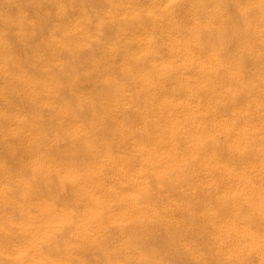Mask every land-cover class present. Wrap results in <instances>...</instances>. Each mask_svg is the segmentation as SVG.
I'll use <instances>...</instances> for the list:
<instances>
[{"label": "rangeland", "instance_id": "rangeland-1", "mask_svg": "<svg viewBox=\"0 0 264 264\" xmlns=\"http://www.w3.org/2000/svg\"><path fill=\"white\" fill-rule=\"evenodd\" d=\"M27 0H0V12H2L3 13V15H1V17H0V39L2 40V41H0V264H118L117 262H119V264L121 263V264H123L122 262H121V260L124 262L125 260H127V262H130V261H133V260H131L130 259V255L127 257V255L125 256L124 254L122 255V253H124V250L123 249H121V247L118 245V247H117V245L114 247L113 245L114 244H117V242H118V244L120 243V242H122V237L121 238H118V237H116V238H118V239H120V240H118V239H116V238H114L115 236H117L116 234H118L119 235V237L120 236H123L125 239H126V237L127 236H130L133 232H131L134 228H136V226H135V224H128L127 226H128V228L130 229V227H129V225H131L132 226V228L133 229H131L130 230V232H131V234H130V232H129V229H128V231H126V228H125V231H126V234L124 233L125 231H124V227L126 226L125 224H127V223H131V222H129L130 220L132 221L133 219H135V213H137V212H135L134 214V217L132 216L131 218H133V219H130L127 223L125 222V226L123 227L122 225L123 224H121L120 226L121 227H123V228H121L120 226H119V224L117 223V219H115L114 218V215H111V213H113V212H111L112 210L114 211L116 208H118L119 207V209L121 210L122 208H123V212H125V209L127 210V209H130V207H132L131 205H132V201H131V192L133 191V189H130L131 187L132 188H134V186L133 185H135V183H134V181H135V179H136V177L137 176H135V179H134V181H132V179H130L129 178V180H131L132 182H133V185H132V182L130 181V182H127V179H126V177H128V175L132 178V177H134L133 175L134 174H137V173H134L133 174V172H132V174H130L131 172H129V170H131V171H134V172H138L139 170H137L139 167H140V165H141V163H140V160H141V162H142V160L145 162V159L147 158V156H148V154H150L149 152L151 151V149H153L154 150V148H153V142H155V140H156V137H158V136H156L155 137V139H153L152 140V137L154 138V136H155V134L156 135H158V134H165V136L164 135H160L159 137V139L158 140H160L159 142H165V143H162V146H164L165 144V146L166 147H164V148H166L165 150H164V148H163V150L162 149H160L159 148V150H162L163 152H164V157L162 156V157H160V158H158L154 153L153 154H151L152 155V157H157L156 159H157V163L158 164H160V163H165L166 165L164 166L165 168H166V170H167V172H166V174H163V176L165 175V177H166V175H167V173H169V171H168V169L167 168H170L171 167V169L173 168V167H175V166H171V165H174V163L175 162H173V163H171L170 161H169V157H167L168 156V154H166V153H168V145L170 144V142H171V140L173 139V138H177L178 136H179V138L181 137V136H184V134H185V137L188 135V137H186V138H189V136L191 135V137L192 136H194L196 139H197V137H196V132L198 133V131L200 130V131H202V128H201V126L198 128L199 130L197 131V130H195V125L193 126L192 125V119H191V123H188L189 121L188 120H190V119H188L187 121V123L185 124V126H180L179 127V129H182V127H183V129H182V131H184L183 132V134H181V131H180V135L179 134H177L179 131V129L177 130V129H175V128H178V127H175L174 129H172L174 126H170V124H168L167 126H165V127H162L163 126V124H165L164 122H166V121H163V119L165 118V120H169V118H167V115H164L163 113H165V109L167 108H169V110L170 109H173V110H177L176 108H183V107H181V106H183V105H180L182 102H183V100H184V102H186L185 100H190L192 97L193 98H195V96H197L198 94V96H200V94H202V95H204L205 93L203 92V91H205L206 89H204L203 90V85L205 84V87L204 88H208L207 89V91H205L206 92V97L207 98H209V99H211L213 96V94H215V95H220L219 93H225L226 91V93H228L231 89L233 90L232 92L233 93H229V94H231V95H229L228 94V96H230V97H232V95H233V98H231V100L229 99V97L228 96H226L225 94H224V96H225V102H226V100L227 99H229V101L228 102H230V105H229V103H227V105H225L226 103H224L223 101L221 102V100L223 99V98H221V97H224V96H222V95H220V96H218V97H220L221 99H219V98H217L220 102H221V104L222 103H224V104H220V102H219V104L216 102V100H215V98H212V100L214 99V101H212V100H210L209 102H208V100H207V98L205 97V96H202L201 97V99L202 98H206V99H203L204 101H202V103L203 102H205V100H206V103H207V106H204L206 103H203V104H201V101H200V99H197L196 101L198 102V100H199V102H198V106H197V109H198V107L199 106H204V107H207V108H205L204 109V107H203V109L205 110H203L202 112L203 113H205V115L207 116V118H209V116H211L212 117V115L214 116L215 115V118L217 119V117L218 118H221V117H223V118H221V120L220 119H218L219 120V122H221V123H223L225 126L227 125V123H229V121H230V123H232V122H234L233 124H228V125H230V126H232V128L234 129V133L235 132H238L237 130H239V128L237 129L236 127H240V125H241V127H242V125H243V127L244 126H246L244 129H246L247 128V125H248V127L249 126H251V125H253V126H251V127H254V126H256L257 125V121L259 120V118H260V120L259 121H261L262 123H264V120H263V114L261 113V109L263 108L262 106V108L260 109V111H258L259 109L257 108L256 109V107L257 106H253V108H250V107H248L249 106V104H250V102L249 103H247L248 102V100L250 101V99H251V103L253 104V105H255L256 103L258 104V107H259V100H255L254 98H252V96L253 97H255V96H257V97H255L256 99L259 97V94H260V96H262V97H260V98H262V100L260 99V98H258V99H260V103H261V105L263 104V101H264V93H263V91H264V86L262 87V91H261V83L259 84L258 82H260V81H257L256 83L258 84V86H259V88L260 89H258V86L256 85V83H254L253 82V80L254 81H256V79H254L255 77H257L258 75H255V72L253 71V70H255V71H257L256 72V74L259 72V70H256L257 68L256 67H258L259 69H261L260 71H262L263 70V67H264V63L262 64L261 63V61H258V62H260V63H258L256 60H259L258 59V53H257V50H258V47H259V44H258V41L255 39L256 37H254V36H252V37H248L247 36V34L249 35V32L252 30V28H253V24H251V25H249L248 24V22L250 21V19H251V16L252 17H254L255 16V14H254V16L251 14L252 12L254 13V11H256V12H258V11H261V10H264V0H261V3H258L259 2V0H258V2H256V0L254 1V2H256V5H257V3L259 4V6L257 5H254L255 3H253L252 5L249 3L250 1L252 2V0H250L249 2H248V0H243V1H245V2H248V4H246L245 2H242V0L240 1V0H238V2H239V4H237L238 2H237V0H227L228 2L227 3H229V9H228V4H226V2H225V4L222 2V1H225V0H215L216 2L218 1L219 3H216L214 0H213V4H211L209 1H211L212 2V0H206V3L207 4H211L212 5V7L214 8V9H217V6H219L218 7V9L217 10H219L218 11V13L217 12H215V14H220V16L221 17H223V15H225L226 14V16L224 17V18H222V19H224V20H222L218 15H216V17L213 15V13H212V15L214 16V18L215 19H217L218 18V20L216 21V22H221V23H219L218 22V24H219V26H218V24L217 23H215V19L213 20V19H211L210 18V16H212V15H206V14H208V13H211V12H209V11H211L209 8L211 7V5H210V7L207 5L206 7H209L208 9H209V11H208V13L205 11V10H207V8L205 9V5H206V3L205 4H203L204 6H201L202 4H200L199 2H202L203 3V0L202 1H199V0H196L197 2H196V4H195V1L194 2H192L191 0H189L190 2H188V0H186V2L188 3H184V1H182L181 0V3L177 0V1H171L170 2V0H165V2H164V0H147L148 1V4L146 3L147 1L146 0H116V2H115V0H87V1H89L90 3H88L89 4V7H94L93 9L91 8V11H94L95 12V10L97 9V10H100V12L99 11H97V12H90L92 15H93V13H94V18H95V16L97 15V17L94 19L93 18V21H94V23H91L92 22V20L91 21H89L90 23H91V27H92V29L93 28H95V29H97V26L99 25L98 23H102V22H100L101 20L102 21H104L103 23L104 24H106V23H109L108 22V19L106 20V19H104L105 17L106 18H109V17H111V18H113L114 20L117 18V22L119 23H117V25L116 26H118L117 27V32L119 33V31H120V33H127V34H123V36H122V34H119V37L118 38H116V39H114V41H113V43L117 46V48H118V52L116 53L117 54V56H116V54L115 55H113V56H111V58H110V56H109V54L108 53H106V48H104V46L103 45H101V44H99V46L97 47L99 50H101V52L104 54V56H103V54L102 53H98L99 51L97 50V52L96 51H94V56H95V54H96V57H94L95 59H96V61L94 62V63H92V62H88V61H83V58L81 57V53H80V51L78 50V48L76 49L74 46H73V42L74 41H72V40H68V37H69V39H73V37H74V39L77 37V36H79V35H81L79 32H83V33H86V32H88L87 34H92V32L95 30V29H90L91 30V32H90V30H89V28L90 27H86L87 26V23L88 24H90L89 22H86V23H84V25H83V29H85V30H75V29H73L74 27V23L75 22H73V21H76V19L74 20L73 19V17L74 18H78L79 17V15L81 14L82 15V13L85 11L82 7L85 5V4H87V3H85L83 0H28L27 2H26ZM35 1V2H34ZM44 2L43 3V7H42V3H39V2ZM79 1H80V3H84V5L82 6H80L79 4ZM94 1V2H93ZM101 1V2H100ZM123 1L125 2V3H123ZM136 3H135V2ZM150 1V2H149ZM157 1H158V3H157ZM199 1V2H198ZM24 3V4H22V3ZM26 2V3H25ZM37 2H38V4H37ZM65 3V4H67L66 6H67V8L69 7L70 8V6H68L69 5V3H70V5L73 7V8H71V10L73 11V12H69L68 10L69 9H67V11L66 12H68L67 14H66V18L64 17V15H65V13L63 12V8L60 10V6L61 7H63V6H65L64 4H60V3ZM67 2V3H66ZM99 2V3H98ZM103 2V3H102ZM167 2H169V3H167ZM172 2H174V5L172 6V8L175 10V8L177 9V11H180L181 10V13H179V12H175L174 10L172 11H169L170 10V6L169 5H172L173 3ZM178 2L181 4H179V5H177L178 4ZM191 2L196 6H198V8H197V6H196V9H194L195 8V6H193L192 4H191ZM204 2H205V0H204ZM232 2V3H231ZM29 3V4H28ZM30 3L31 4H33L32 6L33 7H30ZM94 3V4H93ZM101 3V4H100ZM116 3V4H115ZM122 3V4H121ZM151 3V4H150ZM157 3V4H156ZM177 3V4H176ZM183 3L185 4V5H183ZM197 3H199V5L197 4ZM215 3L216 4H218L216 7H214L213 5H215ZM245 3V4H244ZM26 4H28V7H27V5ZM35 4L36 5H38V9L36 8V7H34L35 6ZM41 4V6L40 7H42L41 9H39L40 7H39V5ZM58 4L60 5L59 7H58ZM124 4V5H123ZM143 6H142V5ZM161 4V5H160ZM168 4V6H169V10H167L168 9V6L166 7V5ZM224 4V5H223ZM233 4H234V6L235 5H237V6H233ZM241 4H243V6L244 5H246V7H248V8H246L245 7V9L243 8V6L241 5ZM261 4V5H260ZM44 5H45V7H44ZM77 5V6H76ZM91 5V6H90ZM93 5V6H92ZM96 5V6H95ZM120 5H121V7H120ZM125 5H127V6H125ZM129 5V6H128ZM132 5V6H131ZM139 5L141 6V8L139 7ZM146 5H148L149 6V8H147V7H145ZM155 5H157V7L155 6ZM165 6V7H163V8H165V10L162 8H160L159 6ZM177 5V6H176ZM191 6L193 9H194V13H195V15H194V13L193 12H189V10H191V11H193L192 10V8L191 7H187V6ZM231 5V6H230ZM24 6V7H23ZM66 6L64 7V8H66ZM103 6L105 7V8H103ZM119 6V7H118ZM127 7V8H124V7ZM138 6V7H137ZM153 6V8H150V7H152ZM176 6V7H175ZM179 6V7H178ZM182 6V7H181ZM223 6V8H221ZM225 6V7H224ZM240 6H242V9L246 12V14L248 13L247 11H249V13H250V16H249V13H248V16H249V19L248 18H246L247 20H248V22L246 21V24H247V26H245V25H243V27L245 26V27H250V26H252V28H251V30L249 31L248 29L249 28H246L247 30H245L243 27L241 28V27H239V26H236L235 24H233L232 22H233V20H235V23L237 22V23H239V22H243V21H241L239 18H237L239 15V13H240V15H241V18L243 17L244 18V15L243 14H241L242 13V11L240 10V9H238L237 7H240ZM252 6H253V8H252ZM27 8V10H26V8ZM48 7V8H47ZM57 7H58V9L60 10V11H56V10H58L57 9ZM79 7V8H78ZM85 7V9H87V7H88V5H87V7H86V5L84 6ZM114 7H115V10L117 11V9H118V11L116 12L115 10H113L114 9ZM129 7V8H128ZM175 7V8H174ZM183 7H187L185 10H183L182 11V8ZM199 7H200V9H199ZM204 7V10H203V12L205 13L206 12V14L205 15H203V16H208V17H203L202 15H199V16H197L196 15V13H198V10L199 11H201L202 12V10H201V8H203ZM211 7V9L213 10V8ZM30 8V9H29ZM56 8V9H55ZM125 9V11H124V9ZM141 10H140V9ZM144 8V9H143ZM146 8V9H145ZM167 8V9H166ZM171 8V9H172ZM231 8L233 9V10H231ZM257 8H259V10L257 9ZM2 9V10H1ZM23 10V11H21V10ZM43 9H45L46 11H44ZM78 9V10H77ZM90 9V8H89ZM105 9V10H104ZM108 9V10H107ZM109 9H110V11H109ZM112 9V10H111ZM119 9H121V10H119ZM127 9H129V11L127 10ZM153 9V10H152ZM155 9V10H154ZM160 9V10H159ZM184 9V8H183ZM189 9V10H188ZM221 9H223V10H221ZM234 9H235V12H233L234 11ZM249 9V10H248ZM250 9H254V10H250ZM29 10V11H28ZM41 10L42 11H44V12H48V11H50V12H48L47 14L46 13H44L45 14V16L42 14V13H40L41 12ZM53 10H55V12H59L58 14H59V16H61L62 17V15H63V17H64V19H60L59 17H58V15H57V13L56 14H53V13H55V12H53ZM70 10V11H71ZM76 10V11H75ZM122 10H123V12H122ZM134 10H136V11H134ZM137 10H139V11H137ZM145 10V11H144ZM162 10V11H161ZM186 10H188V11H186ZM216 10V11H217ZM221 10V11H220ZM226 10V11H225ZM229 10H231V11H229ZM237 10H240V11H237ZM21 11V12H23L24 13V15L21 13V15H20V13L19 12ZM27 12L26 14H25V12ZM51 11H52V13H51ZM82 11V12H81ZM120 11H121V13L123 14H119L120 13ZM141 11H143L142 13H141ZM146 11H147V13H146ZM167 11H169V12H167ZM236 11H237V13H236ZM243 11V12H244ZM100 14H99V13ZM101 12H105V13H101ZM106 12H108V14L106 13ZM109 12H110V14H109ZM113 12V13H112ZM125 12V13H124ZM132 12V13H131ZM145 12V13H144ZM149 12V13H148ZM163 12V13H162ZM166 12V13H165ZM174 12V13H173ZM187 12L190 14V15H192V16H190L189 14H187ZM201 12H199L200 14H204V13H201ZM212 12H214V11H212ZM225 12H227V13H225ZM239 12V13H238ZM245 12H244V14H245ZM255 12V13H256ZM2 13H0V14H2ZM64 13V14H63ZM69 13H72V15L70 16V14ZM75 13V14H74ZM78 13V14H77ZM97 13V14H96ZM128 14V16H127V14ZM156 13V14H155ZM176 13V14H175ZM198 13V14H199ZM230 13V14H229ZM235 13L238 15H236L235 16ZM259 13V12H258ZM38 14H40V17L38 16ZM42 14V15H41ZM51 14V15H50ZM56 15L55 17L53 16V15ZM118 14V16L116 17V15ZM129 14H131L130 15V17H129ZM158 14V15H157ZM161 14H163V15H167V14H170V16L168 17V15L167 16H163V15H161ZM173 14H175L176 16L177 15H179V14H181V15H179L178 16V19L176 20L175 18H173ZM234 14V15H233ZM48 15H50V16H48ZM76 15V16H75ZM80 15V16H81ZM91 15V16H92ZM102 15H104V16H102ZM108 15V16H107ZM119 15H120V17H119ZM124 15H126V17L124 16ZM171 15H173V16H171ZM185 15H187V17L185 16ZM193 15L194 16H197L196 18H194L195 20L199 17V18H208V20H209V25H210V27L213 29V27H214V29H216V30H209L211 33L210 34H213V36H215V34H217V33H219V32H221L222 30H217V28H219V27H224L225 25H227V24H229V23H231V25L229 24V26L230 27H232L233 29L235 28V26H236V28H241V31H239V34H238V29L236 30V28L234 29L235 31H229V30H224V31H229V32H231V34L233 35V34H238L237 36L240 38V39H238V37H237V39L238 40H241L238 44L240 45V43L242 42H246V41H248V42H246V44L247 45H249V46H247L248 47V50H250L251 51V53L254 51L253 50V48H255V50L256 51H254V52H256V53H254V54H256L255 55V57L253 56L254 54L252 53V55H251V53L248 51V50H244V49H246V46H245V44L243 43V44H241L240 46L238 45V44H235V46L233 47V46H231L232 47V50H231V48H230V44L229 43H227V40H223V44L221 43L222 42V40H220L219 41V39L217 40L216 39V41H218V42H216L215 43V45L213 44L214 42H215V39L214 40H212V42L211 41H209V42H211L212 44L210 45V43H208L207 44V46H206V48L208 49V50H206V52L208 51V53H205V46L204 45H202V47H200L199 48V46L198 45H196V43H195V41H193L192 40V38L191 37H189V38H187L188 39V41H190V38H191V41H193L194 42V45L193 44H190V43H192V42H189V48L190 49H192V50H194L195 52H196V54H198V55H200L199 57L202 59L203 58V60L205 59V60H207L206 58H208L207 56H209V60L210 59H212V60H210V62H209V60H208V63H209V65H211V70H214V71H212V73H207V72H209V71H211V70H209V65L208 66H206V68L208 67V69L207 70H205L204 71V69H206L205 68V66H204V68L199 64V66H201V67H199L198 66V64H196L197 65V69H198V67H199V69L200 70H203L205 73H207V74H209V76H210V78H208L209 76H204L203 74H201L199 71V69L197 70L196 69V66H195V64L194 63H192L193 65H191L190 63H188V62H186L184 59H182V57L183 56H186V55H183V54H185V53H187L186 52V50L185 49H183V48H180V50H178L179 48H177V49H175V51L173 52V51H167V49H169V47H168V45H169V38H167V35H166V33L165 32H169V31H167L166 30V26H167V24H168V26H169V23H170V27L172 28L173 26H177V25H179L180 24V22H182V24L183 25H187V27L185 28V26H181V24H180V26H181V28H180V26L177 28V29H179V32L181 31L180 29H182V33L184 32L185 34L187 33V32H189L191 29H193L194 30V28L195 27H193L192 26V24L193 23H195V20L193 21V19H192V22H191V20H189V21H187L190 17L191 18H193ZM11 16V17H10ZM37 16H38V18H37ZM42 16V17H41ZM67 16H70L71 17V19H70V17L69 18H67ZM78 16V17H77ZM100 16V17H99ZM122 16V17H121ZM147 17V19H146V17ZM175 16V17H176ZM218 16V17H217ZM235 17V19H234V17ZM10 17V18H9ZM12 17H14L13 19H12ZM25 17V18H24ZM48 17H50V18H52V19H46V18ZM58 17V18H57ZM62 17V18H63ZM99 17V18H98ZM115 17V18H114ZM120 19H119V18ZM128 17V18H127ZM133 17V18H132ZM134 17H136V18H138V19H136V18H134ZM154 17H155V19H154ZM163 17V18H162ZM168 17V18H167ZM179 17L182 19V21H180V19H179ZM186 17V18H185ZM40 18H42L41 19V21L45 24V23H47L45 26H44V30H43V27H41L40 25H42L43 23L40 21ZM53 18H55V19H53ZM81 18V17H80ZM111 18H109V19H111ZM143 18V19H142ZM149 18V19H148ZM151 18H153V19H151ZM162 18V19H161ZM165 18H167L166 20H165ZM170 18V19H169ZM172 18V19H171ZM185 18V19H184ZM188 18V19H187ZM198 18V19H199ZM242 18V19H243ZM22 21H21V20ZM25 19V20H24ZM30 19V20H29ZM32 19V20H31ZM37 19V20H36ZM39 19V20H38ZM57 19V20H56ZM62 20V22L64 21V23H63V26L64 25H67L68 23H69V25L68 26H64V28H62L61 27V21H59V20ZM69 19V20H68ZM96 19H98L97 20V22H96ZM142 19V21H140V23H139V25H136L137 24V22H139L138 20H141ZM158 19V20H157ZM160 19H161V21H163L164 20V22L166 21V23H164L163 22V24L164 25H166L165 27H163V24L161 25V24H159V23H162L161 21H160ZM169 19V20H168ZM220 19L223 21V24H222V21H220ZM252 19H254V22H256V19L255 18H252ZM251 19V22L253 21ZM5 20V21H4ZM11 20V21H10ZM19 20L21 21V22H19ZM28 20V23L26 22ZM36 20V21H35ZM44 20V21H43ZM46 20V21H45ZM51 20V21H50ZM52 20H54L53 22H54V24L53 25H49L48 23H51L52 22ZM55 20L58 22H60V23H55ZM100 20V21H99ZM121 20V21H120ZM125 21L126 22V24H125V22L123 23V25H122V23L121 22H123V21ZM126 20H129L128 22H129V25L131 24V25H133V27L130 25H127L128 24V22L126 21ZM131 20H132V23H131ZM136 20V21H135ZM146 20H147V22H146ZM154 21L156 24H157V22H158V25H161L162 26V30H159V35H161L162 37H160L159 35H156V34H158L157 32L155 33V31H157V29H161V27L159 28L158 26H156L157 28L155 29V31H153L154 30V28H155V26L153 25V24H155L154 22H151V21ZM157 22H156V21ZM167 20H168V22H167ZM211 20V21H210ZM230 20H232V21H230ZM238 20H240V21H238ZM244 20V19H243ZM25 21V22H24ZM30 21H31V23H30ZM37 21H39V25H37ZM72 21V23H70ZM135 21V22H134ZM148 21H150V22H148ZM177 21H178V23H177ZM187 21V22H186ZM212 21H214L213 23H211ZM8 22H10V27L12 28H10L9 26H8V23L6 24V23ZM32 22H34V25H33V23ZM41 22V23H40ZM96 22V23H95ZM146 22V25L144 24ZM172 22H175L176 24L174 25V23H172ZM191 22V23H190ZM227 23V24H225V23ZM250 22V23H251ZM253 22V23H254ZM5 23V27H6V29H4V26H3V24ZM14 25V27L12 26V24ZM22 23V24H21ZM23 23H26V25L25 24H23ZM66 23V24H65ZM144 24V29H140L139 28V26L140 25H142L143 26V24ZM148 23V24H147ZM149 23H150V25H149ZM190 23V24H189ZM257 23V22H256ZM19 24V25H18ZM32 24V25H31ZM43 24V25H44ZM52 24V23H51ZM57 24V25H56ZM61 24V25H60ZM96 24H97V26H96ZM116 23H114V25H115ZM189 24V25H188ZM211 24H213V26L211 25ZM214 24H216V25H214ZM223 26H222V25ZM21 26V25H25L24 27L23 26H21L20 28H16L17 26ZM42 25V26H43ZM59 25V26H58ZM107 25H109V24H107ZM122 25V26H121ZM135 25V26H134ZM153 25V30L151 29V31H149L150 30V27ZM173 25V26H172ZM233 25H235L234 27H233ZM8 26V27H7ZM28 26V27H27ZM35 27V29H33L32 27ZM38 26H40L39 28H42V30H40L39 28H38ZM46 26L48 27L47 29H46ZM51 26V29L53 28V30H50L49 29V27ZM57 26H58V28H57ZM70 26V27H69ZM95 26V27H94ZM115 26V27H116ZM121 26V27H120ZM126 26H127V28H126ZM147 26H150L149 27V30L147 29L148 27ZM168 26H167V28H168ZM194 26H195V24H194ZM241 26V25H240ZM26 27V28H25ZM60 27L62 28L61 30H60ZM73 27V28H72ZM123 27V28H122ZM125 27V28H124ZM141 27V26H140ZM226 27V26H225ZM224 27V28H225ZM227 27H228V25H227ZM7 28H8V30H7ZM27 29L25 32H24V30L25 29ZM38 28V29H37ZM57 28V29H56ZM87 28V29H86ZM120 28H122V30L120 29ZM131 28V29H130ZM141 28H143V27H141ZM174 28V27H173ZM173 29V30H171L172 31V33L171 34H174V32H177L178 33V31H177V29ZM185 28V29H184ZM10 29V30H9ZM20 29V30H19ZM49 29V30H48ZM116 29V28H115ZM127 29V30H126ZM130 29V30H129ZM134 29V31L136 30V31H138L139 33H141V34H145L146 36H148V33H152V31H153V33L157 36V40H159L158 41V43H159V45H158V55H157V57H159V59L161 60V62L163 63V65H164V67H163V65H162V63L160 62V64L157 62V61H154V59H153V61L155 62V64H153V66L154 67H152V63H154L150 58H149V60H148V55H145L143 58L145 59V61H146V64H144L145 66H147V67H149L148 68V70L150 69V71L152 72V74H153V72H154V74H155V76L156 75H158L159 77H158V79L160 78V77H162V75L163 74H161V73H163V72H165V70H167L168 68H170L169 69V71L170 70H172V72L170 71V73H172V74H170V75H172V77L173 78H175V79H173L172 77H171V79L174 81H171V80H169L170 78H168V79H166L167 78V75H168V77L170 76L169 75V73H167L166 75H165V73H164V75H163V80H164V78H165V76H166V82L165 81H163L162 79H157V81H156V78H157V76L155 77V76H152L153 78H155V82H154V84H153V81L154 80H152L153 78H151L150 80L151 81H149V83H147L145 80H144V78H143V80H142V78L140 77L141 75L142 76H145V74L146 73H148L146 70V68L147 67H145L144 65H143V63L142 62H144L143 60V58H140V57H142V53H139V50H138V46H139V44H141V43H143L144 41H143V39L145 40L146 39V36L144 35H142L141 36V34H139L140 36H138L139 37V39H137L136 37V35L138 34V32H134V34H133V38L135 37V41H133L132 40V42L130 41L131 40V38H132V33L133 32H130V31H132ZM139 29V30H138ZM187 29H190V30H188V31H186ZM229 29V28H228ZM231 29V28H230ZM232 29V30H233ZM243 29V30H242ZM30 30V31H29ZM35 31V33L36 32H38L39 31V36L40 37H42V35L43 36H45V33L47 34L48 33V35H49V33H50V35L48 36V35H46V39L45 38H41L40 39V37L38 38V35H37V37L36 38H38L36 41L34 40V39H36V38H34V39H32L31 37H30V35L28 34V31L29 32H31V33H34L33 31ZM67 30V32H65ZM70 30V31H69ZM89 30V31H88ZM146 30V31H145ZM166 30V31H165ZM175 30V31H174ZM190 31L189 33L191 34L192 32H194V31ZM240 30V29H239ZM257 30V29H256ZM18 31H20V32H18ZM40 31H42V32H40ZM85 31V32H84ZM98 31V30H97ZM96 30L94 31L95 33L97 32ZM111 31V30H110ZM112 31H115V30H112ZM123 31V32H122ZM125 31V32H124ZM143 31V32H142ZM161 31V32H160ZM170 31V32H171ZM174 31V32H173ZM197 31V30H196ZM199 31H201V30H199ZM212 31H214V32H212ZM244 33H243V32ZM254 32H251L253 35H256V34H258V30L257 31H255V30H253ZM262 31H264V30H260V32H262ZM23 32H24V35L26 36H24V35H22L23 34ZM27 32V33H26ZM53 32H55L56 34L58 33V36H60L59 37V40H58V38H57V40H56V34H53ZM131 34H129V33ZM236 32V33H235ZM240 32H242L243 34H245L244 36H243V34L241 33V35H240ZM17 33V34H16ZM19 33H20V35H19ZM22 33V34H21ZM34 33V34H35ZM61 33V34H60ZM65 33V34H64ZM71 33V34H70ZM79 33V34H78ZM95 33H93V34H95ZM165 33V34H164ZM181 33V32H180ZM254 33H256V34H254ZM42 34V35H41ZM51 34H52V37H50L51 36ZM64 34V35H63ZM76 34V35H75ZM184 34V36H187V35H185ZM188 34V33H187ZM17 36V37H14V36ZM29 37H28V36ZM66 35V36H65ZM75 35V36H74ZM126 35H128V36H126ZM4 36H6V38L8 39L9 38V40H7V39H5V37ZM31 36H33V35H31ZM54 36V37H53ZM57 36V37H58ZM64 36V37H63ZM71 36V37H70ZM73 36V37H72ZM129 36H131V38L129 37ZM188 36H189V34H188ZM187 36V37H188ZM241 36V37H240ZM4 37V38H3ZM18 37H20V38H18ZM22 37H24V39L22 38ZM28 37V38H27ZM63 37V38H62ZM160 37V38H159ZM166 37V38H165ZM254 37V39H252ZM18 38V41L16 40ZM25 38H27V39H25ZM34 40V44H33V41L31 40ZM52 38H53V40H52ZM123 38V39H122ZM127 38H128V41H127ZM143 38V39H142ZM186 38V37H185ZM234 38H235V36H234ZM251 38V39H250ZM14 39V40H13ZM22 39V40H21ZM44 39V40H43ZM60 39H62L61 40V42H58V41H60ZM64 39V40H63ZM122 39V43L120 42V40ZM126 39V41H124ZM130 39V40H129ZM166 39V40H165ZM171 39V38H170ZM248 39V40H247ZM259 39V38H258ZM5 40V41H4ZM23 40H25V41H23ZM28 40H29V42H28ZM47 40V41H46ZM67 40V41H66ZM136 40H139V44L137 43L136 44V42H138V41H136ZM251 40V41H250ZM253 40V41H252ZM17 41V42H16ZM27 41V45H26V43H25V47H27V46H30L31 47V44H32V47H34V48H32V52H34L33 51V49L34 50H36L34 53H32L31 52V54H32V56L29 54V52L28 51H31V48L30 47H28L27 49H30V50H27L26 48H24L23 46H24V42H26ZM31 41V42H30ZM44 41H46V43L44 42ZM54 43H53V42ZM68 41H70V42H68ZM143 41V42H142ZM2 42V43H1ZM23 42V43H22ZM56 42H58V43H56ZM66 42V43H65ZM125 42V43H124ZM238 41L236 40V43H237ZM4 43V44H3ZM16 43H20V46H22V47H19V44L17 45ZM28 43H30V44H28ZM48 43V44H47ZM120 43H121V45H120ZM133 43H135V45H137L135 48H137V50L135 49H133L132 51L130 50V48L132 49V44ZM162 43V44H161ZM207 43V42H206ZM9 44V45H8ZM51 44V45H50ZM69 44V45H68ZM72 44V46H70ZM129 44H131V47L130 48H126V47H129ZM164 44H166V48L165 47H163V45ZM217 44H219L218 46H219V48H217ZM221 44H222V48H221ZM251 44L253 45V48H251L252 46H251ZM17 45V46H16ZM37 45V46H36ZM55 45V46H54ZM58 45H60L61 47H62V49H61V47L60 46H58ZM101 45V46H100ZM120 45V46H119ZM135 45H133V48H134V46ZM162 45V46H161ZM206 45V44H205ZM208 45H209V47H210V50H209V47H208ZM238 45V46H237ZM242 45H243V49L241 48L242 47ZM3 46V47H2ZM8 46V47H7ZM36 46V47H35ZM124 46H126V47H124ZM199 48H197V47ZM212 46H213V48H214V46L216 47V50L215 51H217V49H219L216 53H215V51L212 49ZM56 47V48H55ZM58 47V48H57ZM103 47V48H102ZM162 47V49H166V51L165 50H161V51H159V49ZM168 47V48H167ZM240 47V48H239ZM6 48V49H5ZM9 48V49H8ZM36 48V49H35ZM67 48V49H66ZM120 48H122V49H120ZM226 48V49H225ZM228 48H230L229 50H231V51H234V52H229V51H227L228 50ZM233 48H234V50H233ZM235 48H238V49H236L235 50ZM5 49V50H4ZM26 49V50H25ZM198 49V50H197ZM204 49V50H203ZM220 49H225V51L224 50H222V52H220ZM242 49V50H241ZM20 50V51H19ZM59 50V51H58ZM62 50H64L63 52H62ZM76 50H77V52H76ZM128 52H127V51ZM130 50V51H129ZM202 50V51H201ZM214 51V53L215 54H213V52H211L210 53V51ZM244 50V51H243ZM253 50V51H252ZM69 51V53L67 54V52ZM120 51V52H119ZM121 51H122V53H121ZM136 53H135V52ZM183 51H184V53H183ZM200 51V52H199ZM204 51V52H203ZM239 51V52H238ZM241 51H243V53L241 52ZM246 51H248L249 53H250V55L249 56H252L251 58H252V60H253V58H256V59H254L253 60V62H252V60H250L251 61V63H253L254 64V66H253V64H250V62H249V59H247V58H245L244 57V55L243 54H245L246 56H248V52H246ZM1 52H5L4 54H6L5 56H3L2 54L3 53H1ZM26 52H28V54L32 57V61H31V57L30 58H27V54H26ZM37 52V53H36ZM65 52V53H64ZM74 52V53H73ZM93 51H91L90 52V54L92 53ZM96 52V53H95ZM131 52V53H130ZM134 52V53H133ZM160 52V53H159ZM161 52H163V54L161 53ZM183 53V54H181V53ZM226 52H229V53H227V55L226 54H224V53H226ZM236 52H238V53H236ZM8 53V54H7ZM60 53H64L63 55L62 54H60ZM119 53V54H118ZM123 53H124V55H123ZM128 53V54H127ZM131 55H130V54ZM164 53H167V54H169L170 56L168 57V55L166 56ZM179 53H180V55H179ZM202 53H204V54H202ZM242 53V54H241ZM26 54V55H25ZM70 54H73V55H71L70 56ZM87 54L89 55V52H87ZM99 54V55H98ZM108 54V55H107ZM135 54V55H134ZM216 55V57H218V63L220 64V66L221 67H219L218 65V63H216L215 61H214V58H211V57H215V56H213V55ZM231 54V55H230ZM232 54H235V57H236V59L237 58H239V60L237 59V63L239 62V63H242V66H244V64H248V63H243V59H247L248 61L247 62H249V64L250 65H252V68H251V66H249L248 68H247V70H249V69H253V70H249V71H247L245 68H246V66L247 65H245L244 67L245 68H243L242 66V69L240 68V64H238L239 65V67H238V65L237 64H234V65H236V67L234 66V65H232V66H230L231 65V63L229 62V61H227V62H229V63H227L226 62V60L227 59H229L230 60V58H231V60L233 61V63H234V58L232 59V57L234 56V55H232ZM239 55V54H241V55H239V56H237V55ZM12 55V56H11ZM29 55H28V57H29ZM36 55H37V57H36ZM54 57H53V56ZM68 55H69V57H68ZM121 55H123L124 57H122ZM132 55H134V56H132ZM141 55V56H140ZM220 55L224 58V56L226 55L227 57H229V58H227V59H223L222 60V58H219L220 57ZM6 57L7 56V58H8V56H9V60L11 59V63L10 62H8V61H6V59L7 58H4V59H1V58H3V57ZM81 57V60H79V58ZM87 56V55H86ZM90 56V55H89ZM91 56H92V58H93V55L91 54ZM108 56V57H107ZM119 56V57H118ZM120 56H121V58H120ZM129 56H131V57H129ZM136 56V57H135ZM165 57L164 59L162 58V57ZM176 56H178V57H176ZM206 58H205V57ZM231 56V57H230ZM248 56V57H249ZM26 57V58H25ZM38 58V59H36V58ZM58 57V58H57ZM88 57V56H87ZM117 57V58H116ZM126 57H129L128 59L126 58ZM147 57V58H146ZM175 58V59H172V58ZM241 57V58H240ZM57 60H59V61H57ZM89 58V57H88ZM124 60H123V59ZM126 58V59H125ZM139 58H140V60H139ZM162 58V59H161ZM178 58V59H177ZM184 58V57H183ZM55 59V60H54ZM70 59V60H69ZM112 59V60H111ZM141 59H143V60H141ZM167 59V60H166ZM180 59H182V60H184L185 62H183L184 64L185 63H187L188 65L190 64V66H186V65H184L183 67H181L182 65L181 64H183L182 63V60H180ZM240 59H241V61H240ZM5 60V61H4ZM127 60V61H126ZM137 60V61H136ZM151 60V61H150ZM155 60H156V58H155ZM158 60V59H157ZM160 60H158V61H160ZM163 60V61H162ZM170 60H175V61H172V66H171V61ZM222 62H221V61ZM230 60V61H231ZM24 61L26 62V64H28V66L26 65V64H24L25 66H21L22 68L24 67L25 69H26V71H24L23 69H21L20 68V66L19 65H23V63H24ZM28 61V62H27ZM79 61V62H78ZM124 61V62H123ZM131 61H134V62H132L131 63ZM139 61V62H138ZM147 61H149V63H147ZM177 61V62H176ZM178 61H181V62H178ZM212 61V62H211ZM213 61H214V64H212L213 63ZM231 61V62H232ZM2 62V63H1ZM8 62V65H9V67L7 66V63ZM55 62V63H54ZM71 62H72V64H71ZM81 62V63H80ZM129 62H130V64H129ZM142 64H141V63ZM151 62V63H150ZM170 62V63H169ZM173 62H174V64H173ZM221 62V63H220ZM226 62V63H225ZM19 63V64H18ZM32 63V64H31ZM74 63H76L77 65H78V67L74 64ZM88 63H90V64H88ZM92 63V64H91ZM98 63V64H97ZM125 63H127V64H125ZM145 63V62H144ZM168 63H169V67L167 68V66H168ZM211 63V64H210ZM232 63V64H233ZM235 63H236V60H235ZM6 64V66H4ZM149 64V65H148ZM158 64V65H157ZM218 64V65H217ZM222 64V65H221ZM224 64V65H223ZM227 64H230V65H227ZM263 66H262V65ZM18 65V66H17ZM44 65V66H43ZM48 65V66H47ZM69 65H71V66H69ZM75 65V66H74ZM84 65V66H83ZM90 65V66H89ZM135 65V66H134ZM140 65H143V69H142V66H140ZM151 65V66H150ZM160 65V66H159ZM175 65V66H174ZM79 66H83L82 68L81 67H79ZM94 66V67H93ZM158 67V69H159V71H163V69L165 68V66H166V69H164V71L162 72H160V74L161 75H159L158 74V72L156 71L155 72V70L154 69H152V68H155L156 69V67ZM162 66V67H161ZM171 66V67H170ZM178 66L180 67V68H182V69H180V68H178ZM191 66H193L194 68V70H195V72H194V70L192 69V74H188V75H184V74H187L188 73V70L189 71H191ZM212 66H214L213 68H215L216 66H218V70H219V72H220V74L218 73V71L216 72L215 71V69H213L212 68ZM261 66H262V68H261ZM19 69H18V68ZM26 67H28V68H26ZM67 67V68H66ZM69 67V68H68ZM73 67V68H72ZM75 67H77V68H75ZM92 67V68H91ZM97 67V68H96ZM141 67V68H140ZM173 67V68H172ZM177 67V68H176ZM187 67V68H186ZM224 67V68H223ZM231 67L232 68H236V70L235 69H233V70H231ZM12 68V69H11ZM30 68V69H29ZM72 68V69H71ZM137 68H139V70L137 69ZM163 68V69H162ZM203 68V69H202ZM226 68H229V69H226ZM238 68H239V70H238ZM20 71V72H18L19 73V76H18V74H17V76H16V73L15 72H17L18 70ZM23 70V71H21V70ZM29 69V70H28ZM50 69V70H49ZM93 69V70H92ZM134 69V70H133ZM161 69V70H160ZM180 69V70H179ZM183 69H184V71H183ZM110 70H116V71H118V70H123V75H124V77L126 78L127 77V79L125 80L124 78H123V75L121 74V73H119L120 75L119 76H122V77H120L119 79H118V85L120 86V87H123L121 90V92H120V90H118V88L116 87V83L113 85V87H115V88H113L112 90H111V87H110V90H111V92L109 91V89L108 90H106L104 93H102V95L101 94H99L98 93V96L96 95L97 94V92H99L100 90H101V88H100V82L102 81V79H104L105 78V76H106V74L105 73H107L108 71H110ZM157 70V69H156ZM173 70H176V72L174 71L173 72ZM177 70H179V75L181 74L182 75V77H180L179 75L176 77V73L178 72ZM181 70H182V72H181ZM209 70V71H208ZM221 70H224V71H221ZM235 70V71H234ZM28 71V72H27ZM77 71V72H76ZM86 71V72H85ZM101 71V72H100ZM137 71H138V73H137ZM141 71V72H140ZM144 71V72H143ZM146 71V72H145ZM168 71V70H167ZM166 71V72H167ZM187 71V72H186ZM203 71H201V72H203ZM207 71V72H206ZM238 71L239 72H241V71H243L242 73H244V72H246L247 71V74H242L241 73V75H243V76H240V74L238 73ZM251 71L254 73V76H252L253 74L251 73ZM264 71V70H263ZM263 71L262 72H259L260 74H259V76L257 77V79L258 80H262V84H264V81H263V79H264V74H263ZM24 72V73H23ZM32 72H34V73H32ZM36 72L38 73L37 75H35L34 76V74H36ZM64 72V73H63ZM79 72V73H78ZM105 72V73H104ZM129 72V73H128ZM134 72V74H132ZM143 72V73H142ZM150 72V73H151ZM184 72V73H183ZM197 72H199L203 77H201V76H199L200 74L199 73H197ZM218 73L217 74V79H219L220 78V76H221V78L220 79H222V80H219V82H220V84H222V85H220L219 84V86L220 87H222V86H225V87H223V88H225V89H223V88H219V86H217L218 84L217 83H219L217 80H214L213 82H212V79L211 78H214V79H216V76H215V74L214 73ZM222 72H224L223 74H222ZM236 72V73H235ZM250 72V73H249ZM15 73V75L14 76H16V78L17 77H20V79H18L19 80V82H18V80L15 78V77H13L12 75ZM26 73V74H25ZM62 73V74H61ZM145 73V74H144ZM194 73H195V75H194ZM232 73H233V75H232ZM263 75H262V74ZM25 74V75H24ZM27 74H29V76L30 77H27ZM46 74V75H45ZM50 74V75H49ZM54 74V75H53ZM105 74V75H104ZM126 74V75H125ZM129 74H131V75H129ZM140 74V75H139ZM149 74V73H148ZM153 74V75H154ZM196 74H199L198 76L196 75ZM206 74V75H207ZM212 74L215 76V77H212ZM228 74V75H227ZM238 74V75H237ZM251 74V75H250ZM49 75V76H48ZM192 75V76H191ZM223 75V76H222ZM231 75H232V77H234V78H232L231 77ZM237 75V77H235ZM246 75H248L250 78H251V82L252 83H254V84H252V86L250 85L251 84V82H249L250 80V78L248 77V81L245 79L244 80V78L245 77H247ZM262 75V76H261ZM59 76H61V77H59ZM74 76H75V78H74ZM129 76H130V78H129ZM131 76H133V77H131ZM139 76V77H138ZM189 76H190V78H189ZM224 76H227V77H224ZM44 77V78H43ZM73 77V78H72ZM179 77V78H178ZM186 77V79L184 80L183 78H185ZM197 79H195V78ZM219 77V78H218ZM228 77H229V79H230V82H228L227 81V79H228ZM241 77L243 78V81L241 80ZM254 77V78H253ZM30 78V79H29ZM31 78H32V80H33V82H31ZM38 78V79H37ZM52 78H54V80H52ZM140 78V79H139ZM192 78V79H191ZM225 78H227V79H225ZM260 78V79H259ZM262 78V79H261ZM15 79H16V81L17 82H15ZM47 79V80H46ZM48 79H50V81L48 80ZM101 79V80H100ZM132 79H135L134 80V83H133V80ZM208 79H210L211 80V82H210V80H208ZM235 79H237V81H235ZM21 80V81H20ZM52 80V81H51ZM59 80V81H58ZM82 80V81H81ZM130 80V81H129ZM137 80V81H136ZM178 80V81H177ZM186 80H188L189 82L188 83H191V84H193V83H197V82H199L200 80V82H203L204 83V81H208V82H206V83H204V84H200L199 85V83H198V88H196L194 85L193 86H191V85H188L186 82ZM202 80H204V81H202ZM233 80V81H232ZM23 81V82H22ZM26 81H28V82H26ZM30 81V82H29ZM54 81H56V82H54ZM65 81V82H64ZM140 83H139V82ZM163 81L164 82V84H162V86H161V89H162V87L163 86H165V85H167L166 87H164L163 89H162V91H163V93H159V91L158 90H161V89H159V87H160V83ZM171 81V82H170ZM176 81L177 82H181L180 84H185L184 86L183 85H178V83H176ZM191 81H193V82H191ZM195 81V82H194ZM216 81V82H215ZM235 81V82H234ZM239 81V87H240V84L241 83H246V85H244L243 84V86H242V84H241V86L244 88V90H248L249 88H248V86L247 85H250L252 88H253V85H254V88L253 89H251L250 88V90L249 91H251V92H249L250 94L249 95H251V93L252 92H254L255 91V87L257 88V93L256 92H254L255 94H258V95H251L249 98L248 97H246V98H248V100H246V99H244V100H246V102L244 101L243 102V98H245V95L244 94H242L243 92H244V90H243V92H242V90L241 91H238V88L237 87H235L238 83ZM242 81V82H241ZM4 82V83H3ZM26 82V83H25ZM49 82V83H48ZM54 84H53V83ZM60 83V85H59V83ZM157 82H159V84H157ZM162 82V83H163ZM183 82V83H182ZM223 82H224V84H223ZM225 82H227V83H225ZM233 82V83H232ZM241 82V83H240ZM249 82V83H248ZM27 83H28V86H26L27 85ZM30 83V84H29ZM33 84V87H32V84ZM43 83L45 84V86H43ZM62 83V84H61ZM73 83V84H72ZM132 85H131V84ZM139 83V84H138ZM151 83V84H150ZM166 83V84H165ZM176 83V84H175ZM216 83V84H215ZM232 83V84H231ZM41 86H40V85ZM52 84H53V86H54V88H53V86H52ZM153 84V85H152ZM155 84H157V86L155 85ZM209 86H208V85ZM210 84H211V86H212V89H211V87H210ZM214 84H215V87H214ZM227 84H229V85H227ZM143 85L145 86V87H143ZM151 85L152 86H154V87H151ZM187 85V86H186ZM228 87H230V88H228ZM232 85V86H231ZM235 85V86H234ZM50 86V87H49ZM63 86V87H62ZM68 88H67V87ZM139 88H138V87ZM148 86V87H147ZM172 86H174V87H172ZM181 86H183V88L185 87V88H187L189 91H191V89H192V91L190 92V94L188 95V91H187V89H181L180 87ZM188 86H190V88H188ZM200 86H202V89L200 88L199 89V87ZM32 87V88H31ZM49 87V88H48ZM57 87H58V90H57ZM69 87H70V89L72 88V90H70L69 89ZM126 87V88H125ZM133 87V88H132ZM142 87L143 88H145V89H142ZM151 87V88H150ZM171 87H172V89H171ZM179 87L180 89H178V90H182V94H180V92L178 91L176 94L174 93V90H176L177 91V88ZM217 87H218V89H222L221 91L220 90H218V92H216V90H217ZM233 87H235V88H233ZM241 87V88H242ZM48 88V89H47ZM56 88V89H55ZM153 88H155V89H157V90H154V91H152L153 90ZM166 88V89H165ZM169 88V90H167ZM176 88V89H175ZM215 88V89H214ZM227 88H228V90H227ZM240 88V89H241ZM248 88V89H247ZM28 89H30V90H28ZM67 89H69V90H67ZM124 89V90H123ZM125 89H127L126 91H125ZM133 89V90H132ZM135 89V90H134ZM137 89V90H136ZM147 89V90H146ZM171 89V90H170ZM239 89V90H240ZM10 90V91H9ZM47 90V91H46ZM55 90H57L56 92H55ZM82 90V91H81ZM131 90V91H130ZM144 90V91H143ZM149 90L151 91V93L149 92ZM165 90V91H164ZM169 92H167V91ZM196 90H198V92L196 91ZM225 90V91H224ZM235 90V91H234ZM130 91V93H128V92ZM137 91H139V92H137ZM143 91V92H142ZM146 91V92H145ZM157 91H158V93H157ZM187 91V96H185L184 94H185V92ZM193 91H196V93L197 94H195ZM214 91V92H213ZM220 91V92H219ZM30 92H35V93H30ZM44 92V93H43ZM53 92H54V94L55 93H57V95L55 94V95H53ZM61 92V93H60ZM126 92V93H125ZM140 92H141V94H143V95H141L140 94ZM161 92V91H160ZM175 94V96L173 95V93ZM259 92V93H258ZM260 92H262V94L260 93ZM28 93V94H27ZM36 93H38V94H36ZM120 93V94H119ZM133 93H135L134 95L135 96H137V98L133 95ZM145 93H147V94H151V96H150V94H149V97L147 96V94H145ZM155 93H156V96H155ZM179 93V94H178ZM192 93L193 94H195L194 96L192 95ZM208 93V94H207ZM209 93H210V95H209ZM64 94V95H63ZM81 96H80V95ZM105 94H106V98L104 99V97H105ZM107 94H108V96H107ZM138 94V95H137ZM154 94V97H156V98H154V97H152V95ZM162 94V95H161ZM164 94V95H163ZM245 94H247L246 92H245ZM29 95V96H28ZM30 95H31V97H32V99H31V97H30ZM44 95V96H43ZM45 95H47L46 97H45ZM63 95V97H60V96H62ZM96 95V96H95ZM145 95V97H148L149 99L151 98V99H153V102L151 103V100H150V103H151V105H150V103H149V101H147L148 103H146V104H149L150 106H148L147 108H153L152 109V112H150L149 113V110L151 111V109H148L147 111H146V105L144 106L143 104H145V102L144 103H141V100L143 99L144 101L145 100H148V99H145V97H143ZM181 95V96H180ZM183 95V96H182ZM236 95V96H235ZM238 95V96H237ZM241 95H244V97L243 96H241ZM37 96V97H36ZM53 96V97H55V98H51V97ZM89 96H90V98H89ZM102 96V97H101ZM113 98H115V99H113ZM133 96V97H132ZM141 98L142 97V99H140L139 97ZM161 96V97H160ZM179 96V97H178ZM185 96V97H184ZM197 96V97H198ZM212 96V97H211ZM240 96L242 97V98H240ZM247 96H248V94H247ZM40 97V98H39ZM60 99V101L59 100H57L58 98ZM109 97H110V99H109ZM119 97H124V98H119ZM129 97H130V99H129ZM158 97V98H157ZM167 97V98H166ZM182 97H184V98H182ZM211 97V98H210ZM228 97V98H227ZM36 99V100H34V99ZM39 98V99H38ZM65 98H67L66 99V101H65ZM74 98V99H73ZM79 98V99H78ZM89 98V99H88ZM95 98H97V99H99L98 101L96 100L95 101ZM119 99L118 101H117V103H119L118 104V106H117V103H115L116 102V100L117 99ZM170 100H169V99ZM180 98V99H179ZM190 98V99H189ZM199 98V97H198ZM235 98H236V100H235ZM38 99V100H37ZM44 99H46V100H44ZM49 99L51 100V99H53V100H51V101H54L55 102V105L54 104H52V103H54V102H52L51 103V101H49ZM77 99V101H75ZM94 99V100H93ZM100 99H102V100H100ZM121 99V100H120ZM123 99H125V101L123 100ZM139 99H140V101H139ZM156 99V101L158 100V101H160V104L159 103H156V101H154ZM183 99V100H182ZM254 99V100H253ZM29 100H34V102L37 104V103H39L40 102V105L38 104L37 106H38V109L36 108L37 106L35 105V106H33L34 108H31L32 107V104L34 103H32L31 101H29ZM48 100V101H47ZM59 101L58 103H57V101ZM62 100V101H61ZM70 100V101H69ZM104 100H106V101H104ZM107 100H109V101H107ZM122 100H123V102H122ZM133 100H135V102L133 101ZM138 100V101H137ZM180 100H182V101H180ZM28 101L29 102H31L32 104H30V109H32V111L30 110V109H28V107H27V105H29L28 104ZM38 101V102H37ZM65 101V102H64ZM71 101H74V102H72L71 103ZM100 101V102H99ZM130 101H131V103H130ZM173 101H175V102H173ZM180 101V102H179ZM238 101H242V103H241V105L243 106L244 104H245V106L247 107V108H245V106H244V110H247V111H244V110H242V109H240L239 108V106H241V105H238ZM253 101L255 102V103H253ZM262 101V102H261ZM42 102H44L43 104H42ZM62 102H64V104L62 103ZM70 102V103H69ZM101 104H99V103ZM108 102V103H107ZM113 102V103H112ZM130 105L131 104V106H126V104L127 103ZM143 102V101H142ZM167 102V103H166ZM177 102H179L178 104H177ZM187 102H189V101H187ZM212 102V106H209V103H211ZM215 102V104H213ZM232 102H234L235 103V105L234 104H231ZM27 103V104H26ZM34 103V104H35ZM48 103H50V105L52 104V105H54L55 107H54V109H52L53 111H51L50 113L49 112H47L48 110L50 111L51 109H50V107L52 106H48L49 104ZM68 103V104H67ZM74 103V104H73ZM79 103V104H78ZM91 103V104H90ZM104 103H106V104H104ZM122 103V104H121ZM125 103V104H124ZM139 103V104H138ZM165 103V104H164ZM172 103H175V104H172ZM244 103V104H243ZM26 104V105H25ZM33 104V105H34ZM48 104V105H47ZM63 104V105H62ZM73 104V107L71 106ZM93 104V105H92ZM134 104H136V105H134ZM138 104V105H137ZM158 104V106H156ZM162 104V105H161ZM166 104H167V107H166ZM195 103H193V105H194ZM201 104V105H200ZM240 104V103H239ZM252 104H250L251 106H252ZM256 104V105H257ZM3 105V106H2ZM41 105H43L44 107H42ZM47 105V106H46ZM58 105H59V107H58ZM77 105H80V106H77ZM86 105V106H85ZM107 105H109L110 106V108H108L109 106H107ZM114 105H116V106H114ZM123 105H125V106H123ZM142 107V105L146 108H144L145 109V112H146V114H147V112H148V114L146 115L145 113V115L146 116H148L149 115V119H150V121H148L149 119L148 118H146V116L145 117H141L142 115L144 116V114H143V112L142 113H140L141 111H143V109L140 107V106ZM153 105H154V107H153ZM172 105H174V107L175 106H177V107H175V109H174V107L172 106ZM196 105V104H195ZM194 105V106H195ZM213 105L215 106V107H219V108H216L215 109V107L214 108H212L213 107ZM219 105H221V106H219ZM233 107H232V106ZM23 106H24V108H23ZM40 106H41V108H40ZM65 106V108H63V107ZM89 107V109H88V107ZM99 108H98V107ZM100 106H102V107H100ZM104 106V107H103ZM113 106H114V108H113ZM169 106V107H168ZM172 106V107H171ZM179 106V107H178ZM224 106V107H223ZM236 107V109H237V106H238V109L236 110L235 109V107ZM26 107V108H25ZM69 107V108H68ZM82 107V108H81ZM86 107V108H85ZM117 107V108H116ZM126 107V108H125ZM135 107V108H134ZM137 107H139V110H138V108ZM157 107L159 108V109H157ZM228 107V108H227ZM231 107V108H230ZM21 108H23V109H21ZM40 108V109H39ZM45 108V109H44ZM46 108H48V109H46ZM52 108V107H51ZM101 108V109H100ZM104 108H105V110H104ZM141 108V109H140ZM162 108H163V110H162ZM194 108V107H193ZM192 108V109H193ZM200 109V112L199 113H202L201 112V110H202V108L201 107H199ZM212 108V109H211ZM223 108H225V110H223ZM229 108L230 109H233V111H234V113L232 112V110H231V112H232V114L233 115H235V113L237 112V113H239V114H242L241 116H242V122L245 120V116L247 117L248 115H249V113H250V115L249 116H251V112H253L252 113V117H256L255 115H257V117H259L260 115H263V116H260L259 118H255V119H258L256 122L255 121H253L254 119H252V121H251V118L252 117H247V119H246V121L248 120V119H250L249 121H247V123H245L244 124V122L241 124V120H239L240 119V115H238L239 117H237L236 118V116H237V114H236V116H235V120L234 119H230L231 117H234V116H230L231 115V112H230V110H229ZM20 109V110H19ZM25 109V110H24ZM30 110L29 111V114H28V110ZM34 109H37L38 110V112L40 113V116H39V114H38V117H43L42 118V120H43V122H41V123H39L40 121H42V120H40L38 123H37V119L35 118L36 116H37V114H36V112H34ZM41 109H43V110H47L46 111V113H45V111H41ZM68 109H72L71 111L70 110H68ZM101 111H100V110ZM117 109V110H116ZM122 109V110H121ZM123 109H125V110H123ZM132 109H133V112H135V113H132ZM134 109H135V111H134ZM167 109H166V114H168V116L170 117V114H174V112L175 111H173V110H171V111H169L168 113H167ZM184 109H186V108H184ZM192 109H191V111H192ZM209 109V110H208ZM250 109H252V110H255V111H252V110H250ZM23 112H25V111H27V113H22V111ZM41 112H43V113H41ZM79 110V111H78ZM90 110V111H89ZM95 111V112H92V111ZM103 110V111H102ZM109 110H110V112H109ZM131 110V111H130ZM137 110V111H136ZM141 110V111H140ZM158 110V111H157ZM160 110V111H159ZM162 110V111H161ZM194 110H195V108H194ZM199 110H196V115H199L198 113H197V111H199ZM210 110H212V111H210ZM229 110V114H228V111ZM238 110H242V111H244L243 113H245V114H243V113H240V111H238ZM250 110V112H248ZM18 111H20V112H18ZM65 111V112H64ZM68 111H70V113L68 112ZM75 111V112H74ZM83 111V112H82ZM86 111H87V113H86ZM112 111V112H111ZM113 111H115V116L114 115H112V114H114L113 113ZM117 111L119 112L118 114H117ZM128 111V112H127ZM139 111V112H138ZM155 111H157V112H155ZM178 112H179V110H177ZM180 111H182V109L180 110ZM208 111L209 112H211V114L210 113H208ZM221 111V112H220ZM224 111V112H223ZM225 111H226V113H225ZM260 112L259 114L257 113V112ZM31 112H34V114L33 113H31ZM37 112V113H38ZM62 112V113H61ZM79 112V113H78ZM85 112V113H84ZM89 112V113H88ZM90 112H91V114H90ZM124 112H126V113H124ZM131 112V113H130ZM137 112L138 113H140V114H142L141 116H140V118H139V114H137ZM154 112L156 113V115L157 114H162V115H157L158 117H156V119H154L152 116H153V114H154ZM177 112V113H178ZM185 112H187L186 110H185ZM219 112V116H221V117H219L218 116V113ZM247 112H248V115H246L247 114ZM254 112H256L255 113V115H254ZM262 112L264 113V109H262ZM49 113V114H48ZM66 113L68 114V115H70V116H68V115H66ZM93 113V114H92ZM122 114V117H121V114ZM128 113V114H127ZM151 113H152V115H151ZM177 113H175V114H177ZM202 113V114H203ZM207 113H208V115H207ZM214 113V114H213ZM216 113V114H215ZM223 113V115H221V114ZM21 114H23V115H27L28 116V119H27V117H26V119H27V121H32L31 119H33V117H34V119H33V122H35L36 121V123H28L27 121H25L24 119V122L23 123H21L20 121H22V118H24V117H22L21 116ZM31 114H33V116L31 115ZM90 114V115H89ZM110 116H109V115ZM131 114V115H130ZM133 114V115H132ZM192 114V113H191ZM190 114V111H189V116L191 115ZM194 114V115H195ZM200 114V116H202V117H200V118H206V116L203 114ZM31 116V118H30V116ZM34 115H36V116H34ZM42 115V116H41ZM108 115V116H107ZM111 115H112V117H114V119L115 120H110L112 117H111ZM119 115H120V119H121V122H120V119H119ZM156 115H154V116H156ZM254 115V116H253ZM259 115V116H258ZM19 116V117H18ZM45 116V117H44ZM60 116V117H59ZM71 116H73V117H71ZM101 116V117H100ZM125 116V117H124ZM133 116H135L134 118H132ZM204 116V117H203ZM228 116H229V118H228ZM244 116V117H243ZM66 117V118H65ZM79 117H81V118H79ZM151 117H152V119H154V121L156 122H153L152 121V119H151ZM161 117H162V119H161ZM191 117H193V115H191ZM211 117H210V119H207L206 121H207V123H206V121L204 120V121H202L203 122V126L205 125V124H207L206 126L208 127H210L212 124H209V122H211ZM263 117V118H262ZM44 118H46L47 120H48V122L50 123L51 122V124H48V122L46 121V120H44ZM64 118V119H63ZM74 118V119H73ZM99 118H102V119H100L99 120ZM107 118H109V120L107 119ZM125 118H128V120L126 119V121L127 122H125ZM131 118V119H130ZM142 118H145L144 119V121H145V124L143 123L144 121H141L142 120ZM228 118V119H227ZM39 119H41V118H39ZM56 119V120H55ZM77 119V120H76ZM81 121H80V120ZM83 119H85L86 120V122H85V120H83ZM104 119V120H103ZM113 119V118H112ZM134 119V120H133ZM138 119H140V120H138ZM157 119H158V121H157ZM159 119H160V121H163V122H160L159 121ZM225 119V120H224ZM236 119H238V120H236ZM35 120V121H34ZM51 120V121H50ZM52 120H55V122H57V126H56V124L54 125V123L52 122ZM71 120V121H70ZM98 120H99V122H98ZM116 120H118L119 122H116L117 124H115V125H113L114 123H115V121ZM132 121V123L130 122V121ZM136 120H138L137 121V124H138V126H139V122L141 121L142 123H143V125H142V123H140V127H142V126H144V127H142V129L144 128V129H148V131H149V129L151 130V125H155L156 124V127L155 128H157V129H155L154 127H152V132L150 133V132H146V133H148V137H149V140H148V138H145V137H147V134L145 135V133H141V132H139L140 130H141V128H140V130L138 131V132H134L133 131V134H135L136 133V135L135 136H137V135H139V133H141L142 135H143V137H141L140 135V137L138 138V137H136L135 139H139V140H135V139H132L133 140V142H132V140H131V142H129L130 141V139H131V137L133 136V138H134V135L131 133L132 132V130L134 129V127L136 128V126H137V124L135 123L136 122ZM168 120H167V122H168ZM210 120V121H209ZM44 121H45V124H48V125H45V127H44V124H42V123H44ZM66 121V122H65ZM102 121H104V122H102ZM111 121V122H110ZM152 121V122H151ZM226 121H228V122H226ZM238 121H240L239 123H238ZM245 121V122H246ZM253 122V124H251L250 125V123L249 122ZM258 121V122H259ZM19 122V123H18ZM28 124H27V123ZM47 122V123H46ZM77 122H81L82 124H77ZM85 122V123H84ZM108 122V123H107ZM122 122H124V123H122ZM130 122V124L128 125V123ZM160 122V123H159ZM24 123H26L25 125H24ZM53 123V124H52ZM58 123H59V125H58ZM100 123V124H99ZM119 123H121V125H119ZM135 125H134V124ZM146 123H148L149 124V126H148V124H146ZM153 123V124H152ZM220 123V124H221ZM261 123V124H262ZM22 124V125H21ZM32 124V125H31ZM34 124V125H33ZM35 124H38V125H36L35 126ZM78 126H77V125ZM90 124H92V125H89ZM99 124V126H101V127H99L100 129L102 128V132L100 131V132H98L100 129L98 128V127H96V125H98ZM102 124V125H101ZM103 124H108L107 126H104ZM158 124H162V126H160V125H158ZM192 126V129L191 130H193V132H195V134L190 130V129H188V133L184 130V129H187V128H190L191 126ZM219 124V123H218ZM234 124H236V125H234ZM254 124H256V125H254ZM260 123L258 124V126H256V129H258V128H260L261 126V130H260V132H264V130H262V128L264 127V125L262 124L261 125ZM12 125V126H11ZM27 125H31L30 127H26L27 129H29V130H27L26 128H24V126H27ZM39 125H42L43 127H41V126H39ZM49 125H51V127L54 125V127H53V129H55L54 131H56L55 133L53 132V129L51 128L50 129V126ZM61 125V126H60ZM70 127H69V126ZM74 125H76V126H74ZM88 125V126H87ZM110 125V126H109ZM113 125V126H112ZM145 125H147V126H145ZM158 125V126H157ZM188 125H189V127H188ZM217 125V124H216ZM22 126V127H21ZM64 126V127H63ZM83 126H85V127H83ZM102 126H104V128L102 127ZM128 126V127H127ZM131 126H133V128H131ZM159 126H160V128H159ZM214 126V125H213ZM213 126H211V128L213 127ZM218 126H220V125H217L216 126V128L215 127H213L212 128V130L214 131V128H215V130H217L216 132H214L213 133V131H211L210 133H213V135L214 136H212L211 137V139L213 138V142L211 141V139H210V136H209V134L210 133H207L209 130H208V128H207V130H205L206 128H204L203 130V134H205V136L204 135H199V137L198 138H200L201 136L203 137L204 136V139H206V142H205V144H203L204 143V139H203V141L201 142V140H200V143L202 144H198L199 142V139H197L198 141H197V143H196V140H195V138L194 137H192V138H194L193 140L192 139H190L192 142L195 140V142H193L194 144H197L196 146L194 145V144H190V143H188V145L190 146V148H192L191 146L193 145V148H192V150H193V152L196 150H199V151H195V154L192 152V150H191V154H190V148L189 149H187L186 150V152H184V154L185 153H188V154H190L191 155V159H192V157H194L192 160L193 161H195L196 159H198L199 158V156H200V161H198V160H196L195 161V164L197 165H199V163L201 162V161H205L206 162V160L207 159H209V161H210V156H213V157H215L216 159L218 158L219 160H222L223 161V159L225 158L226 159V161H232L234 164H242L243 163V159H244V157L242 156V159L240 158V156H237V154L239 153V151H238V147L236 148V150H235V146L234 145H232V144H227V140H228V142H230V140H229V134H227V136H228V138L226 139V134H225V136L224 135H222V132L224 131V133H225V130H222V132L220 133L218 130H220V127H218ZM234 126H235V128H234ZM49 127V128H48ZM59 127V129H56V128H58ZM76 127H80V128H76ZM87 127V128H86ZM91 127V128H90ZM93 127V128H92ZM117 127H120V128H117ZM123 127V128H122ZM146 127V128H145ZM170 127H172V128H170ZM187 127V128H186ZM194 127V128H193ZM217 127L219 128V129H217ZM221 127H224V126H222L221 125ZM228 127V126H227ZM240 127V129H243V128H241ZM37 128V129H36ZM42 130H41V129ZM45 128H47V129H45ZM72 128V129H71ZM76 128V129H75ZM96 128H98L97 129V131H94V129H96ZM126 128H129V129H126ZM138 128V127H137ZM138 128V129H139ZM154 128V129H153ZM165 128V129H164ZM196 128V129H197ZM201 128V129H200ZM211 128H209V129H211ZM225 128V127H224ZM43 129H45V130H43ZM66 129H67V131H66ZM80 129H82V131L80 130ZM83 129H85L86 131H89L90 133L92 132V134L94 135L95 134V136L96 137H93V135H91V136H89V135H87V134H89L88 132L86 133V131H83ZM88 129V130H87ZM90 129H93L92 131L90 130ZM105 129V130H104ZM111 129V130H110ZM123 129V130H122ZM126 129V130H125ZM130 129H132L131 131H130ZM143 129V130H144ZM163 129V130H162ZM168 129H170V134H169V130L167 131ZM255 128H253V129H251L250 127H249V129H248V131H251V130H254ZM256 129L254 130V132L256 133L257 131H256ZM36 130V131H35ZM38 130V131H37ZM49 130H50V132H49ZM78 130H80L81 132H78ZM114 130V131H113ZM117 130H120L119 132H121V134L119 135V132L117 131ZM125 130V131H124ZM128 130V131H127ZM153 130H156V132L157 131H159L158 132V134L157 133H155V131H153ZM164 130H166V133H167V135H166V133H165V131ZM176 130V132H174V131ZM28 133H27V132ZM42 131H44V133H45V131H47V136L45 135V134H43V133H40V132H42ZM62 131V132H61ZM72 131V132H71ZM108 131V132H107ZM135 131H137V129H135ZM142 131V130H141ZM146 130H144L143 132H145ZM164 131V132H163ZM178 131V132H177ZM199 131V132H200ZM207 131V132H206ZM221 131V130H220ZM243 131H247V129L246 130H243ZM247 131V132H248ZM38 132V133H37ZM52 132V133H51ZM58 132V133H57ZM60 132V133H59ZM66 132H67V134H66ZM105 132V133H104ZM107 132V133H106ZM113 133V136H112V133ZM128 132V133H127ZM130 132V133H129ZM174 132V133H173ZM191 132V133H190ZM219 132V133H218ZM246 132V133H247ZM253 131H251L250 133L252 134V138L250 137L251 136V134H250V136H248L249 135V133H247L248 135H245V136H248V142L249 141H254V139H255V142H250L251 144L250 145H253L252 146V149L254 148V150H252V155L251 154H249V152L251 151L250 150V148H249V150L250 151H248V156H246V157H253L252 159L249 157V159L248 160H250L251 162H256V161H258V159H256L257 157H259L260 155H261V153H264V145H262V144H264V143H260L259 144V141H257L256 142V138H257V140H258V138H259V140H261L260 142H264V140H263V137H261V139H260V136L261 135H263L264 133H261V134H259L258 132V135H257V133H256V135L257 136H255V134H253L252 133ZM42 135H40V134ZM51 135V136H53L54 134H56V135H54L53 137H51V136H49V134ZM54 133V134H53ZM61 133H64V134H61ZM69 133H71V134H69ZM75 133V134H74ZM76 133L78 134H80L81 133V135H82V137H81V135L79 136V134L78 135H76ZM97 133H99V134H97ZM103 133L105 134V136H106V138H105V136L103 137ZM138 133V134H137ZM153 133H155L154 135H153ZM173 133V134H172ZM186 133H187V135H186ZM189 133H190V135H189ZM217 133V135H218V137L215 135ZM238 133H240V132H238ZM245 133V134H246ZM22 134H23V136H22ZM57 134H60V135H57ZM76 135L77 137L75 138L74 137V135ZM109 134L110 135V137H109V135L107 136V135ZM127 134H131L132 136L130 137L129 135V140H127ZM174 134H176V137H172V136H170V135H174ZM194 134V135H193ZM236 134V133H235ZM243 134H244V132H243ZM45 135V136H44ZM63 135V136H62ZM208 137H207V136ZM221 135H222V137H221ZM60 136H62L61 138H60ZM89 136V137H88ZM101 136V137H100ZM126 136V137H125ZM152 136V137H151ZM168 136V137H167ZM171 137V140L169 139L170 137ZM175 136V135H174ZM217 137V138H214V137ZM220 136V137H219ZM264 136V135H263ZM16 137H18V139H16ZM20 137V138H19ZM27 137V138H26ZM37 137H40V138H37ZM42 137V138H41ZM48 138V139H50V141L47 139V141H49V143L51 144V146H50V144L46 141H43L44 143L43 144H40V143H42V140L41 139H43V138ZM51 137V138H50ZM58 137V138H57ZM75 139H74V138ZM80 137V138H79ZM92 137V138H91ZM101 138V139H99V138ZM107 137H109V138H107ZM162 137V138H161ZM166 137H167V139H169L170 141H168L167 139H166ZM190 137V138H191ZM225 138V140H223V139H221V138ZM231 137H233V135H231ZM230 137V138H231ZM24 138H26V139H24ZM29 138V139H28ZM35 140H34V139ZM44 138V139H45ZM54 138H55V140H54ZM57 138V139H56ZM60 138V139H59ZM68 138H69V141H72L71 143H66V141L68 140ZM71 138V139H70ZM85 138H88V139H85ZM96 140H95V139ZM115 138V140H113ZM121 138H124V139H122L121 140ZM140 138H142L141 140L142 141H140ZM164 138V139H163ZM182 138V137H181ZM180 138V139H181ZM218 138H220V140L218 139ZM251 138V139H250ZM254 138V139H253ZM24 139V140H23ZM37 139L39 140V141H41V142H38L37 141ZM43 139V140H44ZM45 139V140H46ZM74 139V140H73ZM103 139H105V142H104V140ZM109 139L112 141H109ZM126 139V140H125ZM144 139V140H143ZM163 139V140H162ZM166 139V140H165ZM184 139V137L182 138V140ZM210 139V140H209ZM26 140H28V142H26ZM59 140L61 141V143H59ZM66 140V141H65ZM89 140H93V141H88ZM100 141L99 142V145L97 144V146L100 148V144H101V149H99L97 146H95V144L96 143H98L97 141ZM107 140H108V142H107ZM122 142H121V141ZM125 140V141H124ZM147 140V141H146ZM151 140V141H150ZM182 140H179V139H177V141L179 142V141H181V143L183 144V142H182ZM189 140V139H188ZM219 140V143H217V141ZM222 140V141H221ZM57 141H58V143H57ZM77 141V142H76ZM126 141H128V143H126ZM146 141V143H144V142ZM175 140H173V142H174ZM177 141H175V142H177ZM184 141V140H183ZM208 141H211L210 143L208 142ZM214 141H215V143H217V145H218V147H216L217 145H215V144H212V143H214ZM224 141H225V143H224ZM20 142V143H19ZM24 142V143H23ZM31 142V143H30ZM36 142H38L37 144H36ZM76 144L75 146H74V143ZM79 142V143H78ZM82 142V143H81ZM110 142V143H109ZM124 142V143H123ZM143 144H142V143ZM150 144H149V143ZM158 142V141H157ZM169 143V144H167V143ZM17 143V144H16ZM22 143V144H21ZM56 143V144H55ZM72 143H73V147L72 146H70V145H72ZM77 143L79 144V145H77ZM86 143V145H83V144H85ZM109 143V144H108ZM126 143V144H125ZM130 143V144H129ZM137 146L138 144H140L139 146H141V147H143V148H141V147H139L138 148V146L136 147V148H134L133 147V145L134 144ZM172 143V142H171ZM180 143V142H179ZM255 143H258V145H261V147H254V146H258L257 144H255ZM26 144V145H25ZM28 144V145H27ZM33 144V145H32ZM37 145V146H34V145ZM38 144H40V145H42L41 147L39 146V148H37L36 149V147H38ZM47 144H49V145H47ZM62 144H64V147H62L63 145ZM108 144V145H107ZM116 144V145H115ZM118 144H121V145H118ZM130 146L131 144H133L132 146H128V145ZM148 144H149V146H151V147H149L148 146ZM164 144V145H163ZM211 144V145H210ZM221 144V145H220ZM225 144V145H224ZM226 144H227V146H226ZM3 145V146H2ZM16 145V146H15ZM18 145H20V146H18ZM22 145H25V146H22ZM32 145V146H31ZM43 145H44V147L47 149H45L44 147H43ZM53 145V146H52ZM55 145V146H54ZM57 145H59V146H57ZM69 145V146H68ZM81 145V146H80ZM90 145V146H89ZM107 145V146H106ZM127 147H125V146ZM171 145V144H170ZM187 145V146H188ZM198 145H200V146H198ZM203 145L205 146V147H203ZM228 145H231V146H228ZM34 146V147H33ZM77 146V147H76ZM78 146H80L81 148H79ZM116 146H118L119 148H122V151L118 148V147H116ZM147 146V147H149V148H145V147ZM160 146H161V143H160ZM160 146H158L157 145V147H160ZM161 146V147H162ZM168 146V147H167ZM194 146H195V148H194ZM224 146H225V148H224ZM234 146V147H233ZM263 146V147H262ZM17 148V152L18 153H20L21 152V148H22V150L25 152V150H26V148L25 147H29L27 150V153H25L26 154V156H25V154H24V152L22 153L23 155H21V153L20 154H18V155H16L17 154V152H16V154H14V155H16V156H12V155H10L13 151L12 150H14L15 148ZM19 147V148H18ZM53 147V148H52ZM54 147H57V149L58 148H62L61 150L60 149H56V148H54ZM82 147L85 149L84 151L85 152H83V149H82ZM88 147V148H87ZM96 147H97V149H96ZM104 147V148H103ZM171 147V146H170ZM208 147H210V148H208ZM222 149H221V148ZM230 147L232 148V150L234 151V153H237L234 157H235V159H232V158H234L232 155H234V153H230L229 151H231V149H230ZM35 148V149H34ZM44 148V149H43ZM124 148V149H123ZM129 148V149H128ZM138 148V149H137ZM226 148H228V149H226ZM234 148V149H233ZM263 148V149H262ZM30 149V150H29ZM33 149V150H32ZM42 149V150H41ZM55 149H56V151L59 153H57L56 151H55ZM74 149H76V150H74ZM94 149V150H93ZM112 149V150H111ZM115 149V150H114ZM128 149V151H133V152H135V153H133V152H128V151H126ZM131 149V150H130ZM139 149H141V150H139ZM142 149H144V150H142ZM147 149H150V150H147ZM170 149V148H169ZM215 149V150H214ZM225 149V150H224ZM8 150V151H7ZM19 150H20V152H19ZM50 150L52 151V150H54L55 152L53 153V152H51V155H50ZM73 150V151H72ZM80 150H82L81 152H79V153H77V151H80ZM87 150V151H86ZM125 150V151H124ZM138 151V154L139 155H141V156H145L144 158H142V157H140L139 156V158L137 157L138 156V154H136L137 153V151ZM226 152H224V151ZM256 150V151H255ZM4 153H3V152ZM16 151V149L14 150V152ZM32 151V152H31ZM37 151V152H36ZM47 151H49V153L47 152ZM74 151H75V153H74ZM93 151V152H92ZM110 151V152H109ZM118 151V152H117ZM142 151H145V152H143L142 153ZM167 151V152H166ZM237 151V152H236ZM253 151L254 152H256L254 155H256L257 154V157L256 156H254L253 155ZM10 152V153H9ZM13 152V153H14ZM43 152V153H42ZM63 152H66L65 154L63 153ZM69 154H68V153ZM96 152V153H95ZM105 152H107V154L105 153ZM148 152V153H147ZM204 152V153H203ZM223 152H224V154H223ZM35 153H38V155H36V158H35ZM71 153H73V154H75V155H71ZM91 153L93 154V155H91ZM122 153V154H121ZM141 153V154H140ZM144 153L145 154H147V156L146 155H144ZM196 153H199V154H196ZM201 153V154H200ZM215 153H216V155H215ZM57 154V155H56ZM81 154V155H80ZM104 154V155H103ZM130 154V155H129ZM211 154V155H210ZM226 154V155H225ZM4 155V156H3ZM61 155H64L63 157L61 156ZM76 155L77 156H81L82 157V159H83V163H82V161H80L79 159L81 158L80 156V158L79 157H76ZM86 155V156H85ZM101 155H103L104 156V159H103V156H101ZM132 155V156H131ZM167 155V156H166ZM194 155V156H193ZM195 155L197 156V155H199V156H197V157H195ZM224 157H223V156ZM34 156V157H33ZM45 156V157H44ZM51 156H53V157H51ZM59 156V157H58ZM87 156H89V157H87ZM113 158H112V157ZM126 156V157H125ZM130 158H129V157ZM134 156V157H133ZM136 156V157H135ZM165 156H166V159L168 160V162H167V160H165ZM184 156V155H183ZM182 156V157H183ZM201 156H206L205 158H203V157H201ZM216 156H219V157H216ZM38 157H39V160H38ZM84 157V158H83ZM102 159H101V158ZM187 157H189L188 155L186 156V154H185V157H183V158H185V160H183L182 159V162L183 161H186V163L187 164H185V162H184V164L182 163V165H184V167H186V165H187V167L188 166H190V168H191V166L194 164L193 163V161H192V163H191V161L188 163L187 162V160H186V158ZM223 157V158H222ZM231 157V159H229ZM91 159V161H84V159ZM116 158V159H115ZM124 158V159H123ZM137 158L138 159H140V160H137ZM58 159V160H57ZM67 159H69V162H70V164H68L69 162L67 161ZM73 159V160H72ZM87 159V160H88ZM97 159V160H96ZM109 159V160H108ZM111 159H113V160H111ZM128 159V160H127ZM132 159V161H130ZM137 161H136V160ZM154 159V158H153ZM152 159V160H153ZM171 159H174V158H171ZM170 159V160H171ZM190 159V158H189ZM195 159V160H194ZM203 159H206V160H203ZM224 159V160H225ZM228 159V160H227ZM242 161H241V160ZM247 158H245V160L244 161H246V163H243V165L245 164V165H248V164H251V162L250 161H247L246 160ZM256 159V160H255ZM65 160H66V162H65ZM70 160H72V161H70ZM76 160V161H75ZM79 160V162H77ZM127 160V161H126ZM235 160H237L238 161V163H237V161H235ZM254 160V161H253ZM57 161H59V162H57ZM106 161H107V163H106ZM122 161V162H121ZM124 161V162H123ZM131 162L132 164H133V166H132V164L131 163H129V162ZM136 161V163H134ZM189 161V160H188ZM197 161L199 162V163H197ZM213 161V160H212ZM241 163H240V162ZM51 164H50V163ZM54 162V163H53ZM65 162V163H64ZM73 164H72V163ZM77 162V163H76ZM80 162H81V165L79 166V164H80ZM84 162H87V163H85L84 164ZM89 162H90V164H89ZM99 162H100V164H99ZM126 163V165H124V164H122V166H121V168H120V164L121 163ZM128 162V163H127ZM144 162H142V163H144ZM156 162V161H155ZM160 162V163H159ZM170 162V163H169ZM208 162V161H207ZM211 162V161H210ZM232 162H229V163H231V164H233ZM247 162H248V164H247ZM67 163V164H66ZM96 163V164H95ZM98 163V164H97ZM109 163V164H108ZM111 163H114V164H111ZM119 164V166H118V164ZM162 163V164H163ZM170 164V167H169V165L168 164ZM204 163V162H203ZM200 163V167L202 166V165H205V168H206V166H210L211 165V163H210V165H207L206 163ZM213 163V162H212ZM66 164V165H65ZM75 164H78V167H75L76 165ZM84 164V166H82ZM127 164H128V166H130V167H128L127 166ZM131 164V165H130ZM140 164V165H139ZM162 164H160V165H162ZM192 164V165H191ZM194 164V165H195ZM202 164V165H201ZM50 165V166H49ZM52 165H54V167L52 166ZM56 165V166H55ZM74 165V166H73ZM90 165V166H89ZM92 165V166H91ZM97 165H100V167L99 166H97ZM138 165V166H137ZM164 165V164H163ZM163 165L162 166H159V169H160V167H161V171L162 172H165L166 170H164V168H162L163 167ZM182 165H181V167L180 166H177L176 165V167H180V171L182 170L181 168H182ZM195 165V166H196ZM196 166V167H194L193 166V169H195V173L194 172H191V174L193 173L194 174V180H196V182L195 181H193L192 179H190L188 176L190 175V170H192L193 171V169L191 168V169H189L188 170V168L186 167V168H184L183 167V169H187L188 170V172L189 173H187L185 170H182V171H185V173H187V177H186V179L188 180V182L190 183V182H194V183H192L193 185L195 184V183H200L199 181H198V179H197V177L199 176H202V177H200L201 179L202 178H205L206 179V176L208 175L206 172H205V169H204V171H200L202 168H204V166H202L201 167V169H198L197 170V167H199V166ZM54 168V169H52V167ZM71 166V169L69 168ZM82 166V167H81ZM87 166H89L88 168H87ZM124 166L126 167V168H124ZM135 166V167H134ZM167 166V167H166ZM46 167V168H45ZM61 167V168H60ZM75 167V168H74ZM137 167V168H136ZM156 167V166H155ZM175 167V168H176ZM56 168L57 169H60V171L59 170H56ZM66 168V169H65ZM74 168V169H73ZM80 168V169H79ZM84 169V171H82L83 169ZM86 168H87V170H89V171H87L86 170ZM94 170H93V169ZM122 168H124L125 170L123 171V169ZM135 168V169H134ZM149 168H152V167H149ZM46 169V170H45ZM63 169H64V171H63ZM77 169V170H76ZM91 169H92V171H91ZM118 169V170H117ZM177 169H179V168H177ZM47 170H49L48 171V173L46 172ZM53 170H55L54 172H53ZM76 171V172H74V171ZM82 171L81 173H78V172H80V171ZM136 170V171H135ZM164 170V171H163ZM175 170V173H176V171H178V170H176V169H174ZM174 170H170V171H172L173 173H174ZM196 170H197V174H196ZM203 170V169H202ZM39 171V172H38ZM40 171H41V173H40ZM52 171V172H51ZM88 172V173H86V172ZM105 171V172H104ZM115 171H116V173H115ZM120 171V172H119ZM125 171H126V173H125ZM148 171H150V172H148L147 174H150V175H152V176H150V175H148V177L146 178V180H145V177L147 176V175H144L143 177H141V179L142 178H144V180H145V182L147 183V179H151V181H153V183L152 184H155V187H152V188H150V186H149V184L151 183V182H148V184H147V188L149 189H151V191H153L154 192V189L153 188H158V186L159 185H161L159 188H158V193L160 194L161 192H160V190L163 192V191H165V193L163 192V193H161L160 195H161V198H163V197H166L165 199H167V198H169L170 197V200H171V198L173 199L172 201L174 202H177V203H171L170 201H169V199L166 201V203H171V204H173V207H172V209L170 208L172 205H168V204H166L165 203V199L163 198L162 200H161V198H157L158 197V195L156 196H153L154 198L156 197V199L158 200V204H157V202H156V199H152V198H150L151 197V195H150V189L148 190V194L150 195H148V201H149V204L150 205H152L153 207H154V209L159 205V207H157V209L156 210H158V216L159 215H161V217H163L164 216V218H161L160 216H159V219H160V221L158 220V219H156V218H158V216H154V215H157V213L155 212V210L153 209V207L152 206H150L151 208H150V212L153 214L154 213V215H153V218L154 217H156V218H154V220L155 221H157L156 223L158 224V223H160L161 221L163 222V220H164V225L162 224V222L159 224L160 226L161 225H163L164 227H161V228H159L160 226L159 225H157V224H155V222H153L154 220H153V218L152 217H150L151 216V213L149 214L148 213V210L146 209V211H145V213L144 214H146V213H148L149 215V217H150V220H148L149 218L148 217H146V215L144 216V218H142L141 219V221L143 220L144 222H145V225L144 224H142L143 223V221L141 222V223H136V224H139V226L142 224V226L144 225V227L146 226H148V224L151 222V223H154L155 225H154V227H153V225L151 224V228H149L148 227V230H145V228H143L142 226L140 227V228H143V237H141L142 235H140V234H142V233H140V231H142V230H140V228H139V226L137 225V230H138V232L140 233V234H138V236L137 237H135L136 235V231L137 230H135L134 229V233L132 234L133 236H134V238L133 239H136V238H138L139 237V235H140V238L142 239H144V240H146V241H148V239L150 240V237H152V234H154V232H156V231H158L159 232V230H160V232L162 233V235L164 234V236H165V234L167 233V232H165V231H168V232H170V233H168V235L167 236H170V237H167L166 239H165V237L163 236V237H161L162 239L161 240H163L164 239V241L165 240H170V239H172L175 235H178L179 234V236L178 237H174L171 241L173 242L174 241V239H176L174 242H175V244L178 246H176L175 244V246L174 245H172L173 247H174V250L176 251V253L178 254V253H180V257H179V254L177 255L174 251H173V254H171L172 253V251L171 250H173L172 248H170L171 247V244H173V243H171L170 241V243H169V246H163V245H160L161 246V248L159 247L158 248V250H157V248L155 249V254H154V250H151V251H153V252H151L150 254H149V252H147V254H146V257L148 256H150L151 257V254L154 256L155 255V257H153L152 256V259L151 258H149V259H151L150 260V262H149V259H147L146 257H145V255H144V257L146 258V260H148V261H146L145 260V258L143 257V259H144V261H142V263H147L148 262V264L150 263V264H155V262L157 261L158 262V264L160 263V262H162V259L164 258L165 260H163V261H165V263H167V264H169V263H171L172 262V260H174L172 263L173 264H186L185 263V260H186V262H187V264H197V263H202V264H205V263H207V264H210L209 262H212V261H216V260H218L219 261V263L220 264H222V261L224 262V264H230V260L228 259V261L226 262L225 260H227V259H225L224 258V254L222 253L223 251L221 250L222 249V247H223V244L221 243V242H217L218 243V245H217V243H215V241L213 242V237H212V239H211V241L207 238H205V237H210L211 235H213V231H209V230H211V227H213L212 225V223L210 222H208V221H210V219L212 220V222L214 221V218H215V215L217 214L216 212H230L231 210H233L234 208V206H230V204L228 203V201L226 200V199H228V198H230V200L232 201L233 199V197L232 196H230V197H228V195L227 194H225L223 197H224V199H222L223 201H225V205L227 206V208L229 207V208H232V209H229V210H227L226 209V206L223 204L224 202H222V205H224L225 206V208L224 209H226V211L224 210L223 211V206L221 207V208H218L219 206H217V204H216V208L215 207H213V205H210V204H214L215 205V202H217L218 200H220V199H217V197L219 196V195H221V194H224L223 192H221V190H222V186H220V185H222L221 183H220V181H222V180H219V183L217 182V183H212V182H210L209 183V181L207 180V181H205V180H201L200 178H199V180H201V185H205V184H207V183H209L208 185H205V186H207V187H209V188H211V187H215L214 189L213 188H211L212 189V191L213 190H217V192L218 191H220L219 193V195L217 196V193L214 191L213 192V196H212V191H211V189H210V191H209V196L211 195L212 197H209L207 194H206V192H208V191H204V193H205V195H207L208 196V199H207V196H206V198L205 197H203V196H205V195H203L202 193H203V191L202 190H200V189H202V188H204V189H206L207 190V188L206 187H202L201 186V188L199 189L198 187H195L196 188V190L197 191H200V193H198L199 195L201 194L202 195V197L204 198V199H206V201L202 198V199H200V200H198V198H200L201 197V195H200V197H198V196H196V195H198V194H196L195 195V193L193 194V192H197V191H194V186H192L194 189H192V188H190L193 192H191V190L190 189H188V191L190 190V192H191V194L193 195V196H191V199L192 198H194V199H196V201H194V199H193V201L192 200H190L189 198H190V196L188 195V194H190V192H188L187 191V189H184V188H186V187H184V188H182V190H185V191H187V196H185L186 195V192L184 191V193H185V195H184V193L180 190V189H178V191L180 190V192H178L180 195H176V190L177 189H175V190H173L174 189V186H173V188H172V186H171V188H169L170 190L172 189L174 192H170V191H166V190H168L166 187V183H165V177H161L162 176V172L161 173H159V174H156L157 172H154L153 170H148ZM153 172V174H151L152 172ZM179 171V174H181L182 173V171L180 172ZM60 172V173H59ZM61 172H64L63 174H65V175H63ZM85 172V173H84ZM95 172V173H94ZM101 172H103V173H101ZM111 172V175L109 174ZM121 172H124V177L125 178H123V173H121ZM129 172V173H128ZM171 172V174L169 173L168 175H167V179H171V176H172V180H173V177L175 178V173L173 174ZM203 172V174L205 175L204 177H203V175H201V173ZM206 174H205V173ZM45 173H47V174H45ZM50 173V174H49ZM55 173H57V174H55ZM59 173V174H58ZM66 173H68V174H66ZM73 174V173H75V175L73 174V175H69V174ZM77 173V174H76ZM93 173H94V175H93ZM106 173V175H104ZM128 173V175L126 176V174ZM155 173V174H154ZM185 173L184 174H182V175H178L177 176V174H176V180L175 181H177L176 183L178 184V186L177 187H175V188H178V187H182L183 185L184 186H186V185H190L189 183H187V182H182V181H186L185 179L183 180V178H185L184 177V175H185ZM81 176H80V175ZM90 174H92V175H90ZM113 174V175H112ZM119 174V175H118ZM138 174H139V172H138ZM137 174V175H138ZM196 174V175H195ZM69 175V176H68ZM83 175V176H82ZM102 175V176H101ZM117 177V180H116V177ZM132 175V176H131ZM158 176V177H155V176ZM160 175V176H159ZM171 175V176H170ZM88 176V177H87ZM106 176H108V178L106 177ZM112 176V177H111ZM182 176V177H181ZM186 176V175H185ZM68 177V178H67ZM71 178V180H70V178ZM78 177H79V179H78ZM100 177V178H99ZM152 177L155 179H157V181L158 180H160V182L158 183L156 180H152ZM178 177V178H177ZM191 177V176H190ZM193 177V176H192ZM195 177H196V179H195ZM73 178H75V179H73ZM97 178V179H96ZM119 178V179H118ZM190 180H189V179ZM208 178V177H207ZM89 179H92L91 181H93V180H97V181H99V183H101V184H99L98 186V188H101V189H98V190H96L95 189V191L96 192H101L102 191V189L104 188V187H109V186H112L111 188H112V190H111V188H105V189H107L106 191L109 193V191H111V192H113L114 193V195L116 196V194H118L119 192L121 193V194H123V193H125L126 191V197H124L125 196V194H123V195H121V194H119V195H121V199L119 198V195H117L116 196V198H119L118 200H117V202H115L116 200H114V199H112L114 196H110L109 197V194L107 193V195L105 194V189H104V191H102L103 192V195L105 196H107V198L109 197L110 199L108 200V204H109V202L111 203L112 201L113 202H115V204L112 202L110 205H107V200L106 199H104V198H106V196L103 198V197H99V195H100V193H96L95 191H94V195L95 196H97V197H99V198H97V199H99L100 201L101 200H103L104 199V201H106V205L104 204V201H103V204H102V201H101V203L98 201V203H99V205H96V204H92L93 202H92V200H88V198L89 197H91L90 196V194H87V193H85L84 191H82V192H84V194L81 192V195H83V196H81V195H79L80 193H78L79 191H81V190H83V189H81V188H78V190H74L73 191V188L72 187H75L74 189H77V187L76 186H78L77 184H78V181H80V184H81V182H82V184H84L85 185V181H89ZM100 179V180H99ZM104 179V183H103V180ZM123 179H125V180H123ZM166 179V180H167ZM182 179V180H181ZM106 180H108V182L106 181ZM128 180V181H129ZM143 180V179H142ZM172 181V182H167V183H169V184H171V185H173V182H175V181ZM68 181H74V182H72L71 184H67V183H69ZM110 181V182H109ZM113 181V182H112ZM115 181H117V182H115ZM118 181H120V183H121V181H125V184H126V182H127V186H125V184L122 182V184L124 185V186H120L119 184V182ZM149 181V180H148ZM156 181V182H155ZM164 181V182H163ZM171 181V180H170ZM77 182V183H76ZM107 182V183H106ZM155 182V183H154ZM163 182V183H162ZM179 182H181L180 184L182 185L183 183V185L181 186H179ZM204 182V183H203ZM205 182H207V183H205ZM88 182H86V184H87ZM112 183H113V185H112ZM114 183H115V185H114ZM116 183H119V184H116ZM131 183V184H130ZM156 183H158L159 185L158 186H156L157 184ZM161 183V184H160ZM185 183H186V185H185ZM203 183V184H202ZM105 186H104V185ZM107 184H109V185H107ZM121 184V185H122ZM129 184H130V186H129ZM165 185V187H163V185ZM175 184V183H174ZM210 184H215V185H213V186H211ZM218 186H217V185ZM76 185V186H75ZM102 185L104 186V187H102ZM116 188H115V187ZM196 186V185H195ZM197 186H200L199 184H197ZM211 186V187H210ZM125 188L124 190H126L125 192H121V191H124V190H122V188ZM130 187V188H129ZM161 187H163L164 188V190L163 189H161ZM169 187H170V185H169ZM216 187H217V189H216ZM218 187H219V189H218ZM220 187H221V189H220ZM72 188V189H71ZM83 188V187H82ZM118 188V189H117ZM120 188V189H119ZM166 188V189H165ZM199 190H198V189ZM208 188V189H209ZM69 189H71V190H69ZM81 189V190H80ZM160 189V190H159ZM67 190H69V192L71 191L72 193H68V191ZM115 190H117V191H115ZM121 190V191H120ZM157 190V189H156ZM171 190V191H172ZM67 191V192H66ZM76 191H78V192H76ZM116 193H115V192ZM128 191L130 192L129 194H128ZM77 194H76V193ZM111 192H110V194H111ZM166 192H168V193H166ZM183 194H182V193ZM76 195H75V194ZM112 193V194H113ZM173 193V194H172ZM177 193V194H178ZM73 194V195H72ZM89 196H87V195ZM99 194V195H98ZM152 195H154V193H151ZM163 194V195H162ZM176 196H175V195ZM190 194V195H191ZM215 194V195H214ZM79 195V196H78ZM102 194H101V196H103ZM127 195H130L129 197H130V199H129V197L127 196ZM160 195H159V197H160ZM168 195H169V197H168ZM171 195V196H170ZM196 197H195V196ZM227 195V197H226V199H225V196ZM74 196H75V198H74ZM76 196H78L79 198H76ZM94 196V197H95ZM179 196V197H178ZM183 196H184V198H188V200L187 199H184L183 198ZM189 196V197H188ZM217 196V197H216ZM123 197V198H122ZM128 197V198H127ZM175 199H174V198ZM222 197V198H223ZM83 198V199H82ZM126 198V199H125ZM209 198H213L212 200H215V201H213V202H211L212 200H210ZM217 200H216V199ZM218 198H220V197H218ZM82 199V200H81ZM87 199V200H86ZM91 199V198H90ZM129 199V200H128ZM151 199V200H150ZM178 199H179V201L180 200H186V202L190 205H192V207H190V208H192L193 209V206L195 207L196 205L194 204H192L193 202H196V203H200V205L201 204H205L206 202L208 203V201H210L211 203H206V205H204V207L206 206V207H209V206H211L213 209V212H212V210L211 209H209V208H211V207H209L208 209L211 211H209V213H215V215L213 214V217L214 218H212V215H210L207 211H208V209H205L206 211H204L203 209H204V207H203V205L201 206L202 207V209L199 207V209L197 210V212L198 213H200V214H197V212L195 211L197 208H194L193 210L194 211H192V210H190V208L189 207H187L188 206V204L187 205H185V201H183V202H179L178 201ZM79 200H81V201H79ZM85 200V202H87V203H85V202H82V201H84ZM153 200V201H152ZM177 200V201H176ZM189 200L192 202H190L189 203ZM202 200H203V202H202ZM229 200V199H228ZM76 201H78L79 203L80 202H82V203H80V205H81V207H85V206H89V205H91V208H89V210H91V209H96V207H97V209L100 207H103V205H105L104 207H109V208H112V209H110L109 210V212L107 211V212H105L106 210H104L103 208H101V211L102 212H98V213H101V216H100V214H98V213H95L96 211H98V210H94L95 212L93 213L94 215H92V217L91 218H93V217H95L96 218V220H97V218H99V220L101 221L102 220V224L104 225V227H105V229H104V227H103V225H100L101 226V229H102V227H103V229H104V231H109V232H111V233H107V232H105L106 234L104 235V233L102 232V233H100L101 235H104V236H106V235H110V237L111 236H113V234L115 235V236H113V237H109L111 240H109L108 238H107V236L105 237V239H108V240H102V242L103 241H108L107 242V244L108 245H106V243L104 242V244L103 243H101V242H99L98 240H97V238L99 239L100 237L101 238H103L100 234H98L99 232H97V230H96V228L97 229H99V231H101L100 230V227H99V225H95V223H97V222H95L96 220H94V222L95 223H91L92 225H93V227H95L94 228V230H96V235H99L100 237H96L95 238V231L94 230H92L93 229V227L92 228H89V225H91L89 222L91 221H89L88 222V224H82V217H80L81 216V214L83 213V214H88V213H90V212H88L89 210L87 209L88 207H85L84 209L85 210H83V208L81 209V207L79 208V207H77V209H81V212H82V210L84 211V212H82L81 214H80V210L79 211H77V209H75L76 208V206L77 205H74L75 203H76ZM90 201L92 202V203H90ZM118 201H121V202H118ZM126 201H129V202H127V203H129L128 204V206H126L125 204H126ZM159 201H160V203H159ZM197 201H199V202H197ZM73 202V203H72ZM75 202V203H74ZM78 202L76 203V204H78ZM154 202H156V204L154 203ZM179 202V203H178ZM219 202H221V200L219 201ZM83 203H85V204H87V205H85V204H83ZM90 203V204H89ZM117 203V204H116ZM131 203V204H130ZM180 203H184V204H181V205H183L182 206V208L184 209H182L181 208V210H179V206H177V205H179ZM119 204H122V206L123 205H125L126 207H122L121 205H119ZM174 204H175V206H177L176 208H177V210H178V212L180 213L181 212V215L180 214H178V216H175V213L177 212V210H176V208H174ZM228 204H229V206H228ZM232 204H233V202H232ZM74 206V210L75 211H73V209H71V208H73V206ZM85 205V206H84ZM96 205V206H95ZM116 207L115 209H114V206ZM117 205V206H116ZM130 205V206H129ZM166 205V210H164L165 209V207L164 206ZM186 207H185V206ZM209 205V206H208ZM92 206H95V207H93L92 208ZM111 206H113V207H111ZM169 206V207H168ZM107 207H106V209H107ZM122 207V208H121ZM205 207V208H206ZM247 207V206H246ZM108 208V209H109ZM125 208V209H124ZM162 208V209H161ZM167 208L169 209V210H167ZM187 210H186V209ZM218 208V209H217ZM86 209L88 210V211H86ZM103 209V210H102ZM107 209V210H108ZM164 212V213H166L165 215H164V213H162V211ZM214 209H216V210H214ZM222 210V211H219V210ZM176 210V211H175ZM200 210H202V212L203 213H205V212H207L210 216H211V218H209L208 219V221H207V219H206V217H208L209 215L208 214H206V217L204 218V221H202V222H204L205 224H203L202 222H201V220L203 219H200V222L198 221H196L197 220V217H198V220H199V217L201 216H205ZM70 211H72V212H74L75 213V218L77 217V219H73L74 218V213H70ZM115 211H119V210H115ZM122 211H120L121 213H122ZM169 211H171V212H169ZM185 211L187 212V213H189L188 211H192L191 213L193 214H197V216H196V220H193L192 218H194L195 216L194 215H190V214H186L185 213ZM236 210H234V212H235ZM250 210H248L247 211V209L245 210V213H247V212H249ZM252 211V210H251ZM250 211V212H251ZM76 212L77 213H79L80 215H78V214H76ZM85 212H87V213H85ZM168 212V213H167ZM233 212V211H232ZM250 212H249V214H250ZM255 212V211H254ZM105 213V215L106 214H108V216H109V213H110V216L111 217H113V219H115V220H113L111 217H108V216H103V214ZM115 213V215H117L116 214V212H114ZM170 213H172V215L170 214ZM185 213V214H184ZM96 214H98L99 216L97 217V215ZM138 214V213H137ZM143 214V215H144ZM221 214V213H220ZM72 215V216H71ZM78 215V216H77ZM96 215V216H95ZM185 215H190V217L189 216H185ZM83 217L85 216V215H82ZM138 216V215H137ZM171 216V217H170ZM183 216H185V217H183ZM209 216V217H210ZM250 216H253V214L252 215H250ZM73 217V218H72ZM106 218L107 217V219L109 218V222H108V220L107 219H104V218ZM143 217V216H142ZM145 217H146V220H148V222L149 223H146V220H144L145 219ZM169 217V218H168ZM181 217V218H180ZM182 217H183V221H185V220H187V222H184L185 223V225H184V223H183V226H184V228H183V226H182ZM186 217H187V219H186ZM192 217V218H191ZM95 218H93V219H95ZM140 218V217H139ZM139 218H138V220H139ZM170 218H171V220H170ZM172 218H174V220L176 221H179V223L178 222H176L177 224H181V226L182 227H180L179 225H177V224H175L174 222H172L173 221V219ZM176 218V219H175ZM185 218V219H184ZM188 218H190L189 219V221H188ZM253 218H255V217H252V219ZM71 219H73V220H71ZM93 219H92V221H93ZM137 219V218H136ZM180 219H181V221H180ZM205 219H206V222H205ZM251 219V221H250V224L252 225V226H254V225H258V221L256 222V220H255V222L253 221ZM103 220H105V222L103 221ZM153 220V221H152ZM216 221L218 220V218H216L215 219ZM72 221H74V222H79V221H81V223H78V224H76V223H73L74 224V226H77V227H79L80 229H81V226H82V228H83V226H84V228L83 229H85L86 227H88V229H89V231H90V234H91V236H87L86 237V232H88V231H85L84 230V233L81 231V230H79L78 228H76L75 227V232H76V230H79V232H82L83 234H85V236L83 237L82 236V234L81 233H79V234H77V232H76V236L74 235L75 233H72V232H74L73 230L71 231V229H74V226L72 225ZM91 221V222H92ZM112 221L115 223V224H117V228H119V230H121V235H120V232L118 233L117 232V228L115 229V226H114V228H113V226H110V223L111 224H114V223H112ZM159 221V222H158ZM169 221V222H168ZM191 221H195V222H197V223H194L193 224V222H191ZM253 221V222H252ZM133 222H135L134 220H133ZM132 222V223H133ZM165 222H166V224H165ZM171 222L172 223H174L173 224V226H171L172 224H171ZM190 222V225L191 226H193V225H195V226H193V227H195V228H193L194 230V232H196V229L198 228H200L201 227V229H197L198 231H199V233H194L193 231L191 232L190 231V229H192V228H188V223ZM108 224L109 226H110V228H108V227H106L105 225L106 224ZM186 223L188 224V225H186ZM200 225H199V224ZM81 224V225H80ZM114 224V225H115ZM147 224V225H146ZM149 224V225H150ZM167 224H171L170 225V227H173L172 229H173V231L171 232V230H170V228H169V230H165L166 229V227H167ZM207 224L209 225L210 224V226H207ZM212 224V225H211ZM86 225H88V226H86ZM91 225V226H92ZM134 225V226H133ZM157 225V227H155ZM165 225H166V227H165ZM189 225V226H190ZM86 226V227H85ZM90 226V227H91ZM176 226V228H174ZM180 227V229L178 228V227ZM187 226V227H186ZM197 226V227H196ZM208 227V228H206V227ZM152 227H153V229H155V228H158V230L156 229V231L155 230H152ZM169 227V226H168ZM167 227V228H168ZM189 230H187V232H189L190 233V235L193 237V235H195L196 236V238H190L189 236L190 235H186V234H188V233H186V230H184V229H186V228ZM109 230H108V229ZM114 229L113 231H112V229ZM162 228H164L163 230H162ZM184 230L185 232V234L183 233V231L181 232V233H183V235H185V236H187V237H183V236H181L180 235V232H178L179 230ZM182 228V229H181ZM87 229V230H88ZM93 231L92 233H91V230ZM102 229V230H103ZM107 229V230H106ZM147 229V228H146ZM150 229L152 230L151 231V233H150ZM175 229V230H174ZM178 231H177V230ZM203 229H207L208 231H209V234L210 235H206V234H208L207 232V230H204L203 231ZM116 230V232L115 233H112V232H114ZM118 230V231H119ZM213 230V229H212ZM124 231V232H123ZM148 231H149V235H150V237L149 236H147L148 235ZM174 231H176V232H174ZM202 231V233H203V235L205 236L204 238H203V236H202V233H201V236H198L199 234H200V232ZM207 231V232H206ZM128 232V233H127ZM158 232H156L155 233V236L157 237V239L156 240H158V239H160V232L158 233ZM178 232V234H176ZM206 232V233H205ZM212 232V233H211ZM69 233V234H68ZM124 233V234H123ZM147 234V235H145V234ZM192 233V234H191ZM194 233V234H193ZM89 234V235H90ZM123 234V235H122ZM129 234V235H128ZM157 234V235H156ZM172 234H173V237H172ZM198 234V235H197ZM79 235V238L81 239V241L80 240H78V236ZM88 235V234H87ZM92 235H95L94 237L92 236ZM125 235H126V237H125ZM130 236L129 237V239L130 238H132L133 236ZM81 236V237H80ZM145 236H147L146 238H145ZM95 238L96 239V241L97 242H99L100 244H101V246L99 245V243H97L96 242V244H98V246H100V249L102 248V250H98V251H96L98 248H95V251H96V253H92V254H90V252H92V251H94V246H96L97 247V245H95L94 244V242L93 241H95V240H91V238ZM198 237V238H197ZM199 237H202L203 238V241H202V239H199ZM74 238V239H73ZM82 238H90L89 240H86V239H83L82 240ZM92 238V239H93ZM128 238V237H127ZM139 238V239H140ZM155 238V237H154ZM170 238V239H169ZM179 238V239H178ZM180 238H184L183 240H181ZM122 239V240H121ZM123 240L124 242V244H125V242H127L128 241V243L127 244H130V240ZM132 239V240H133ZM141 239H140V241H137V242H141ZM152 239H153V237H152ZM85 240H86V242L87 241H90V242H87V244H86V242H85ZM115 240H116V242H115ZM155 239H154V241L155 242H158V241H160V240H158V241H156ZM179 240H181V241H179ZM199 240H200V242L202 241V243L203 244H201L202 246H203V248L200 250V251H204L205 250V253H206V251H207V253H212V255L211 254H209V255H206L205 253L203 254L202 252H198V253H196V255L197 254H200L201 253V255H197V257H199L200 258V260H199V258H197V257H195L196 255H194L195 254V251L197 252V251H199V249H200V243H199ZM208 240V241H210V242H206V241ZM77 241V242H76ZM84 241V242H83ZM92 241V242H91ZM179 241V242H178ZM183 241H184V243H183ZM205 241V242H204ZM76 242V243H75ZM81 242V244H78V243H80ZM133 242V241H132ZM151 243L152 242V240L151 241H148V242H145V243ZM176 242H178L179 243V245H178V243H176ZM194 242V243H193ZM195 242H197L199 245H197L196 247H197V250L196 249H194L195 247H193V249L195 250H186V247L187 246H189L190 247V249L192 248L190 245H196V243ZM142 243H143V241H142ZM141 243V244H142ZM144 243V244H145ZM150 243H149V245H150ZM153 243V242H152ZM159 244H160V242H158ZM181 243V244H180ZM206 243H208L207 245H206ZM210 243V244H209ZM79 245V246H77V248H75V249H77V250H79V252H77L76 251V254L74 253L75 252V249H74V247H76V246H74V245ZM84 244H85V246H84ZM88 244H90V246L88 245ZM94 244V245H93ZM103 244V245H102ZM126 244V245H127ZM133 244V243H132ZM136 244H140V243H136ZM146 244V245H147ZM155 244V243H154ZM154 244H151L152 246L154 245ZM215 245V247L218 249L219 248V250H215V249H213L212 251L210 250V251H208L210 248L212 249L214 246L213 245ZM220 244H222V246H220ZM91 245H93V246H91ZM143 245V244H142ZM140 246V247H143V246ZM149 245H147L145 248H147ZM184 245V246H183ZM81 246V247H80ZM84 246V247H83ZM87 246H88V248L89 249H86L87 248ZM103 246H104V248L106 249L108 246L110 247V249H107V250H109V251H107V250H105V249H103ZM201 246V247H202ZM211 246V247H210ZM213 246V247H212ZM220 246V247H219ZM108 247V248H109ZM114 248L116 251H117V248H118V250L119 249H121V250H119V251H117V253H116V251L114 252V251H112V250H114V249H112L111 250V248ZM117 247V248H116ZM165 247V249H163ZM80 248V249H79ZM90 248H92L91 250H90ZM166 248H169V252H167L168 251V249H166ZM177 248L178 249H180V251H178L177 252ZM199 248V249H198ZM207 248V249H206ZM73 249H74V252H73ZM144 249V248H143ZM142 249V254H145ZM181 249H183V250H181ZM82 250V251H81ZM88 250H89V252H88ZM111 250V251H110ZM157 250V251H156ZM162 250V251H161ZM165 250V251H164ZM167 250V251H166ZM216 252H215V251ZM85 251H86V253H85ZM121 251H122V253H121ZM161 251V252H160ZM185 251V252H184ZM188 251V252H187ZM189 251H191L190 253H189ZM193 251H194V253H193ZM83 252V253H82ZM109 252V254H107V253ZM114 252V253H113ZM118 252H120V254L118 253ZM186 252H187V254H186ZM220 254H218V253ZM77 253H79V254H77ZM100 253V254H99ZM157 253H159V254H157ZM163 254V255H165V256H160V254ZM175 253V254H174ZM182 253H183V255H182ZM191 253H193V254H191ZM73 254V255H72ZM83 254V255H82ZM99 254V255H98ZM106 254V255H105ZM166 254H169L168 256H166ZM171 254V255H170ZM190 254V255H189ZM216 254H218L219 256H223V258L222 257H218V255H216ZM76 255V256H75ZM97 255V256H96ZM158 255H159V260H161L160 262L158 261V259H157V257H158ZM172 255L173 256H175V255H177V256H175V257H172ZM186 255V256H185ZM194 255V256H193ZM216 255V256H215ZM138 257H136V260L139 258V256H141L140 258H142V255H141V253H140V255H137ZM203 256H206V258L209 260V262H208V260L207 259H205ZM208 256V257H207ZM217 257V258H214V259H216V260H213L211 257ZM125 257V258H124ZM168 257H171L170 258V262H168L169 260H167L166 258H168ZM188 257H190V258H188ZM203 257V259H201ZM87 258V259H86ZM118 258V259H117ZM125 260H124V259ZM127 258H129L130 259V261L127 259ZM140 258H139V260H140ZM153 258H154V260H153ZM175 258V259H174ZM184 258V259H183ZM195 258V259H194ZM197 258V259H196ZM219 258H221L220 260H219ZM115 259H116V261H115ZM169 259V258H168ZM211 259V260H210ZM225 259V260H224ZM92 260V261H91ZM99 260H100V262H99ZM102 260V261H101ZM111 260V261H110ZM120 260V261H119ZM156 260V261H155ZM167 260V261H166ZM176 260V261H175ZM190 260L192 261L193 260V262H190ZM202 260H204V261H207V262H203ZM245 260H247L248 261V259L247 258H245ZM244 260V261H245ZM97 261V262H96ZM111 263H110V262ZM113 261V262H112ZM135 261V260H134ZM140 261V262H141ZM146 261V262H145ZM151 261H155V262H151ZM202 261V262H201ZM93 262V263H92ZM126 262V261H125ZM124 262V264H128V263H125ZM137 263L136 264H138V261H136ZM156 262V263H157ZM175 262V263H174ZM189 262V263H188ZM253 262H254V264H258L257 263V260L256 259H254L253 260ZM163 263V262H162ZM162 263H160V264H162ZM199 263V264H200ZM213 263V262H212ZM216 263H218V262H216ZM218 263V264H219ZM129 264H135V262L134 263H129ZM139 264H141V263H139ZM164 264V263H163ZM214 264V263H213Z\"/></svg>", "mask_w": 264, "mask_h": 264}, {"label": "bare ground", "instance_id": "bare-ground-1", "mask_svg": "<svg viewBox=\"0 0 264 264\" xmlns=\"http://www.w3.org/2000/svg\"><path fill=\"white\" fill-rule=\"evenodd\" d=\"M27 1H28V0H27ZM27 1H26V2H27ZM42 1H43V0H42ZM42 1L39 2V3H42V7H43V3H44V2H42ZM80 1H81V0H80ZM80 1H79V3H80ZM83 1H84V0H83ZM121 1H122V0H121ZM146 1H147V0H146ZM150 1H151V0H150ZM150 1H149V2H150ZM154 1H155V0H154ZM159 1H160V0H159ZM171 1H173V0H170V2H171ZM174 1H177V0H174ZM178 1H179V0H178ZM182 1H184V3L186 2V0H182ZM191 1H192V0H191ZM194 1H195V4H196L197 1H196V0H193L192 2H194ZM199 1H202V0H199ZM199 1H198V2H199ZM207 1H208V0H207ZM214 1H215V0H214ZM218 1H219V0H218ZM218 1H217V2L215 1V2H216V3H219ZM230 1H231V0H230ZM240 1H241V0H240ZM249 1H250V0H248V2H249ZM254 1H255V0H252V2L250 1L249 3H250L251 5H252L253 3H255L254 5H256V2H258V0H256V2H254ZM26 2H25V3H26ZM34 2H35V1H34ZM81 2H82V1H81ZM84 2H85V3H87V2L90 3V2L87 1V0H85ZM93 2H94V1H93ZM100 2H101V1H100ZM115 2H116V0H115ZM134 2H135V1H134ZM136 2H137V1H136ZM136 2H135V3H136ZM155 2H156V1H155ZM164 2H165V0H164ZM179 2L181 3V0H180ZM179 2H178V4H177V3H176V4L179 5V4H180ZM188 2H190V1L188 0ZM192 2H191V4H192L193 6H195ZM209 2H210L211 4H213V0H212V2H211V1H209ZM222 2H223L224 4H225V2H226V4H228V6H227L228 9L230 8V7H229V3H227V2H228L227 0L222 1ZM237 2H238V0H237ZM242 2H245V1L242 0ZM248 2H245V3L248 4ZM21 3H22V2H21ZM59 3H60V2H59ZM66 3H67V2H66ZM88 3L85 4L86 7H87V5H88L87 9H85V7H84V6H85L84 3H83V4H82V3L79 4L80 6H81V5H82V6L84 5L82 8H83L85 11L82 13V15L80 14L81 16H80V15H79V17L77 16L78 18H74V17H73L74 20L76 19V21H73V22H75V23H74V26H73L74 28L72 27L73 29H75V30H85V29H83V25H84V23L89 22V21H91V20H92L91 23H94L95 20L93 21V18H94L93 15H94V13L97 12V11L100 12L101 9H100V10H97V9H96L97 11L95 10V12H94V11H91V8L93 9L94 7H89V4H88ZM98 3H99V2H98ZM102 3H103V2H102ZM123 3H125V2L123 1ZM146 3L148 4V1H147ZM157 3H158V1H157ZM157 3H156V4H157ZM167 3H169V2H167ZM172 3H173L172 5H169L171 8H172V6L174 5V2H172ZM184 3H183V5H185ZM186 3H187V2H186ZM199 3L202 4L201 6H204L203 4L206 3V0H205V2H204V0H203V3H202V2H199ZM199 3H197V4L199 5ZM216 3H215V5H213L214 7H216V6L218 5V4H216ZM231 3H232V2H231ZM245 3H244V4H245ZM258 3H261V0H259ZM258 3H257V5L259 6ZM22 4H24V3H22ZM28 4H29V3H28ZM28 4H26L27 7H28ZM37 4H38V2H37ZM60 4H64V5L66 6L68 3H67V4H65V3H60ZM90 4H91V3H90ZM93 4H94V3H93ZM100 4H101V3H100ZM115 4H116V3H115ZM121 4H122V3H121ZM150 4H151V3H150ZM181 4H182V3H181ZM181 4H180V5H181ZM187 4H188V3H187ZM211 4H210V5H211ZM224 4H223V5H224ZM226 4H225V5H226ZM237 4H239V2H238ZM261 4H262V3H261ZM261 4H260V5H261ZM24 5H25V4H24ZM32 5H33V4L30 3V7H33ZM71 5H72V4H71ZM71 5H70V3H69L68 6H70V8H69V7L67 8V6H66V8H64L65 6L61 7L62 5L60 6V5L58 4V7L60 6V10L63 8V12H64V11L66 12L67 9H69V10H68L69 12H73V11L71 10V8H73V7H72L73 5H72V6H71ZM123 5H124V4H123ZM141 5H142V4H141ZM148 5H149V4H148ZM148 5H146L145 7H147ZM160 5H161V4H160ZM177 5H176V6H177ZM180 5H179V6H180ZM207 5L210 7V5L206 3V5H205L204 7H205V9L207 8V10H205V11L208 13V11H209V9H210L211 11H209V12H211V13H208V14H206V12L204 13V12H203L204 7H203V8H201L202 12L198 10V13L201 12V13H204V14H200V13L198 14V13H196V15H197V16H199V15H202V16H203V15H205V14H206V15H209V14L212 15V13H213V15H214L215 12L218 13L219 10H217V9H218V7H219L220 5L217 6V9H214V8L212 7V5H211V7L213 8V10L211 9V7H210V8H209V7H206ZM239 5H240V4H239ZM241 5L243 6V4H241ZM257 5H256V6H257ZM36 6L38 7V5L35 4L34 7H36ZM40 6H41V4L39 5V7H40ZM76 6H77V5H76ZM90 6H91V5H90ZM92 6H93V5H92ZM95 6H96V5H95ZM125 6H127V5H125ZM128 6H129V5H128ZM131 6H132V5H131ZM142 6H143V5H142ZM155 6L157 7V5H155ZM158 6H159V5H158ZM167 6H168V4L166 5V7H167ZM169 6H168V9L166 8L167 10H169ZM176 6H175V7H176ZM179 6H178V7H179ZM196 6H197V5H196ZM196 6H195L194 9H196ZM230 6H231V5H230ZM233 6H234V4H233ZM235 6H237V5H235ZM235 6H234V7H235ZM242 6L237 7V8L240 9V10L242 11V10H243V9H242ZM23 7H24V6H23ZM37 7H36V8H37ZM42 7H40L39 9H41ZM44 7H45V5H44ZM58 7H57V9H58ZM118 7H119V6H118ZM120 7H121V5H120ZM123 7H124V6H123ZM137 7H138V6H137ZM139 7L141 8L140 5H139ZM159 7L162 9V8L165 7V6L163 5L162 7H161V6H159ZM175 7H174V8H175ZM181 7H182V6H181ZM187 7H191V6L189 5V6H187ZM187 7H183L184 9L182 8V11L185 10ZM224 7H225V6H224ZM245 7H246V5L243 6L244 9H245ZM25 8H26V7H25ZM47 8H48V7H47ZM78 8H79V7H78ZM89 8H90V9H89ZM103 8H105V7L103 6ZM124 8H127V7H124ZM124 8H123V9H124ZM128 8H129V7H128ZM140 8H139V9H140ZM147 8H149V6H148ZM150 8H153V6L150 7ZM157 8H158V7H157ZM171 8H170L169 11H171V10L173 11V10H174L173 8H172V9H171ZM176 8H177V7H176ZM176 8H175L176 11H175V10H174V11H175V12H179V13H181V10H180V11H177ZM191 8H192V7H191ZM197 8H198V6H197ZM208 8H209V9H208ZM221 8H223V6H222ZM246 8H248V7H246ZM252 8H253V6H252ZM29 9H30V8H29ZM37 9H38V8H37ZM55 9H56V8H55ZM94 9H95V8H94ZM143 9H144V8H143ZM145 9H146V8H145ZM163 9L165 10V8H163ZM194 9L192 8L193 11H191V10H189V9H188V10H189V12H193V13H194V12H195ZM199 9H200V7H199ZM223 9H224V8H223ZM223 9H221V10H223ZM257 9L259 10V8H257ZM1 10H2V9H1ZM20 10H21V9H20ZM23 10H24V9H23ZM23 10H21V11H23ZM26 10H27V8H26ZM43 10L46 11L45 9H43ZM60 10L58 9V10H56V11H60ZM70 10H71V11H70ZM77 10H78V9H77ZM104 10H105V9H104ZM107 10H108V9H107ZM111 10H112V9H111ZM113 10H115V7H114ZM119 10H121V9H119ZM127 10L129 11V9H127ZM140 10H141V9H140ZM152 10H153V9H152ZM154 10H155V9H154ZM159 10H160V9H159ZM188 10H186V11H188ZM216 10H217V11H216ZM221 10H220V11H221ZM231 10H233V9L231 8ZM231 10H229V11H231ZM240 10H237V11H240ZM248 10H249V9H248ZM250 10H254V9H250ZM21 11H20V12L18 11V12L20 13V15H21V13L24 15V13L21 12ZM28 11H29V10H28ZM28 11H27V12H28ZM44 11L41 10L40 13H42V14L45 16L44 13H46V12H44ZM75 11H76V10H75ZM109 11H110V9H109ZM115 11H116V10H115ZM117 11H118V9H117ZM117 11H116V12H117ZM124 11H125V9H124ZM134 11H136V10H134ZM137 11H139V10H137ZM144 11H145V10H144ZM161 11H162V10H161ZM169 11H167V12H169ZM212 11H214V12H212ZM225 11H226V10H225ZM237 11H236V13H237ZM241 11H240V12H241ZM243 11H244V10H243ZM243 11H242L241 14L244 15V18L242 17L244 20L241 18V15H240L239 12H238V13H239V14H238L239 16L235 13V16L237 15L238 17H237V16H236V17L239 18V19H240L241 21H243V22H239V23L236 22V23H235V20H233V22H232L233 24H235L236 26H239V27H241V28L243 27V25L247 26L246 21L248 22V20H247L246 18L249 19L250 13L252 12V11H251V12L249 13V11H247V12L249 13V16H248V13L246 14V12L244 11V12H245V14H244ZM256 11H257V10H256ZM256 11H254V13H253V12L251 13L253 16H254V14H255L254 17L251 16V19H252V18H255L257 23L254 22V19H252V20H253L252 22H251V19H250V21L248 22L249 25L253 24V25H252L253 28H252V26H250V27L252 28V30H251V28H250L249 26H248V27H245V26H244L245 28H244V27H243V28H244L245 30H247L246 28H249V29H248L249 31L251 30V31L249 32V35L247 34L248 37H252V36L256 37L255 39L258 41V44H259V47H258V50H257V53H258V59H259V60H256V61H257V62H258V61H261V63H262V62L264 63V31L260 32V30H264V10L258 11L259 13L256 12ZM24 12H25V11H24ZM27 12H25V14H26ZM48 12H50V11H48ZM48 12H47V13H48ZM53 12H55V10H53ZM65 12H64V13H65ZM81 12H82V11H81ZM90 12H94L93 15H92ZM99 12H98V13H99ZM118 12H119V11H118ZM122 12H123V10H122ZM142 12H143V11H141V13H142ZM233 12H235V9H234ZM255 12H256V13H255ZM0 13H2V12H0ZM47 13H46V14H47ZM51 13H52V11H51ZM56 13H57V12H55V13H53V14H56ZM58 13H59V12H58ZM58 13H57L58 17H59L60 19H64V17L66 18V14H67L68 12L65 13L64 17H63V15H62L63 18H62L61 16H59ZM64 13H63V14H64ZM101 13L103 14V13H105V12H101ZM106 13L108 14V12H106ZM112 13H113V12H112ZM124 13H125V12H124ZM131 13H132V12H131ZM144 13H145V12H144ZM146 13H147V11H146ZM148 13H149V12H148ZM162 13H163V12H162ZM165 13H166V12H165ZM173 13H174V12H173ZM225 13H227V12H225ZM42 14H41V15H42ZM48 14H49V13H48ZM53 14H52V15H53ZM69 14H70V16L72 15V13H69ZM74 14H75V13H74ZM77 14H78V13H77ZM96 14H97V13H96ZM99 14H100V13H99ZM109 14H110V12H109ZM119 14H120V15L122 14L121 11H120ZM126 14H127V13H126ZM155 14H156V13H155ZM175 14H176V13H175ZM175 14H173L174 16H173V15H171V16H173V18H175V19L177 20V19H178V16L181 15L182 13L179 14V15H177V16H176ZM187 14H189V13L187 12ZM190 14H191V13H190ZM190 14H189V15H190ZM227 14H228V13H227ZM229 14H230V13H229ZM1 15H3V13L0 14V17H1ZM50 15H51V14H50ZM50 15H48V16H50ZM67 15H68V14H67ZM91 15H92V16H91ZM97 15H98V14H97ZM97 15L95 16V18L97 17ZM120 15H119V17H120ZM122 15H123V14H122ZM130 15H131V14H129V17H130ZM157 15H158V14H157ZM161 15H163V14H161ZM167 15H168V17L170 16V14H167ZM167 15H163V16L165 17V16H167ZM194 15H195V13H194ZM194 15H193V18H191V17H190L189 19L187 18V19H188L187 21L191 20V22H192V19H193V21H194V20H195L194 18L197 17V16H194ZM213 15L210 16L211 19H213L214 16L216 17V15H218V14H215L214 16H213ZM233 15H234V14H233ZM38 16L40 17V14H38ZM38 16H37V18H38ZM53 16L55 17L56 15H53ZM70 16H67V18H69ZM75 16H76V15H75ZM102 16H104V15H102ZM107 16H108V15H107ZM117 16H118V14L116 15V17H117ZM124 16L126 17V15H124ZM127 16H128V14H127ZM175 16H176V17H175ZM185 16L187 17V15H185ZM190 16H192V15H190ZM218 16L222 19V18H224V17L226 16V14L223 15V17H221L220 14H219ZM218 16H217V17H218ZM246 16H247V17H246ZM10 17H11V16H10ZM10 17H9V18H10ZM41 17H42V16H41ZM58 17H57V18H58ZM80 17H81V18H80ZM99 17H100V16H99ZM99 17H98V18H99ZM119 17H118V18H119ZM121 17H122V16H121ZM145 17H146V16H145ZM168 17H167V18H168ZM186 17H185V18H186ZM203 17H208V16H203ZM203 17H202V18H199V17H198L199 19L197 18V19L195 20V23L192 24V26L195 27V28H194L195 31H194L193 29H191V30H190V29H187V30H186V31H188V30H190V31L193 30V31H194V32H192L191 34L189 33L190 31L187 32V33L189 34V36H188L187 33H186V34H185L184 32L182 33V29H180V30H181V31H180L181 33L179 32V29H177V28L180 26V24H181V26L183 25L182 22H180L179 25H177L175 22H172V23H174V25L176 24L178 27L172 25L174 28H173V27L171 28V27H170V26H171L170 23H169V26H168V24L166 23V21H165V22H164V20L161 21V19L163 18V17H162V18L160 19V21H161L162 23H159V24L162 25L163 22H164V23H166L167 26H168V28H167V26L163 24V27L166 26V30L169 31V32H165L166 35H167V38H169V40H170V41H169V45H168L169 49H167V51H170V50H171V51H173V50L175 51V49H177V48H179L178 50H180V48H183V49L186 50L187 53L183 54L184 51H183V53L180 52L181 54L186 55V56H183L184 58L182 57V59H184L186 62L190 63L191 65H193L192 63H194V64L196 63V64H198V66H199V64H200L203 68H204V66H205V68H206V66L209 65L208 60H209V56H210V55L207 56L208 58H206V57L204 56L207 60H205V59L203 60V58L201 59V58H200L201 56L198 55V54H196L197 51H196V52L194 51L195 49L192 50V49L189 48V46H190V45H189V42H192V43H190V44H193V45H194V42H193V41H195L196 45H198V46L200 45L199 48L202 47V45H204V46H205V50H204V49H203V50L205 51V53H208V51L206 52V50H208V49L206 48V46H207L208 43H210V45H211V44H212L211 42H212V40H214V39H215V42L213 43L214 45H215L216 42H218V41H216V39H217V40L219 39V41L222 40V42H221L222 44H223V40H227V43L230 44V48H231V50H232V47H231V46L234 47L235 44H238L242 39H241V40H238V39H240V38L238 37V36H239L238 34H239V31H241V28H236V26L233 25V27L235 26L236 30L238 29V30H237V31H238V34L235 32L236 34H233V35H232L231 32H229V31H230V30H231V31H235V30H234L235 28L233 29L232 27L229 26V24L231 25V23L227 24V23H225V22H224V23L227 24L228 27H227V25H225V26H226V27L224 26L225 28H224V27H223V28H222V27L217 28V30H222V31L219 32V33H217V34H215V36H213V34H210L211 32L209 31V30L212 29V28L210 27V25H209V23H210L209 20H208L209 17H208V18H203ZM226 17H227V16H226ZM233 17H234V16H233ZM245 17H246V18H245ZM13 18H14V17H12V19H13ZM24 18H25V17H24ZM45 18H46V17H45ZM47 18H48V17H47ZM47 18H46V19H47ZM95 18H94V19H95ZM109 18H111V17H109ZM109 18H106V17L104 18V19H106V20L108 19V22H109V23H106V24L103 23L105 20H104V21H102V20L100 21V20H99V21L102 22V23H98V24H99L98 26H97V24H96L97 29L93 28V29H95L96 31L98 30L96 33L94 32L95 30L92 32V34H87L88 32H86V33L79 32L80 34H81V33H82V34L79 35V36H77L75 39H74L73 36H72L73 39H69V37H68V40H72V41H74V42H73V46H74L76 49L78 48V50H79L80 53H81V57L83 58V61H85V62L88 61V62H92V63H94V62L96 61V59L94 58V57H96V54H95V56H94V54H93L94 51L97 52V50H98V51H99L98 53H102L101 50H99V49L97 48V47L99 46V44L103 45L104 48H106L105 51H106V53L109 54L110 58H111V56L115 55V54L118 52V51H117L118 48H117V46L113 43V41H114V39H116V38L119 37V34H122V33H120V31H119V33L116 31V30H117V27H118V26H116L117 23H118V22H117V18H116L115 20H114L113 18H111V19H109ZM114 18H115V17H114ZM127 18H128V17H127ZM132 18H133V17H132ZM134 18H136V17H134ZM167 18H165V20H166ZM185 18H184V19H185ZM210 18H209V19H210ZM14 19H15V18H14ZM41 19H42V18H40V21H41ZM48 19H52V18L49 17ZM48 19H47V20H48ZM53 19H55V18H53ZM70 19H71V17H70ZM119 19H120V18H119ZM136 19H138V18H136ZM142 19H143V18H142ZM142 19H141V20H138L139 22H137L136 25H139V23H140V21H142ZM146 19H147V17H146ZM148 19H149V18H148ZM151 19H153V18H151ZM154 19H155V17H154ZM169 19H170V18H169ZM169 19H168V20H169ZM171 19H172V18H171ZM179 19H180V21H182V19H181L180 17H179ZM214 19H215V18H214ZM214 19H213V20H214ZM221 19H220V21L224 20L225 18L222 19V20H221ZM234 19H235V17H234ZM20 20H21V19H20ZM20 20H19V22L22 21V20H21V21H20ZM24 20H25V19H24ZM29 20H30V19H29ZM31 20H32V19H31ZM36 20H37V19H36ZM36 20H35V21H36ZM38 20H39V19H38ZM56 20H57V19H56ZM56 20H55V23L57 22ZM58 20H59V19H58ZM65 20H66V19H65ZM65 20H64V21H65ZM68 20H69V19H68ZM97 20H98V19H96V22H97ZM157 20H158V19H157ZM168 20H167V22H168ZM217 20H218V18L215 19L214 21H215V23L218 24L219 21L216 22ZM240 20H238V21H240ZM245 20H246V21H245ZM4 21H5V20H4ZM10 21H11V20H10ZM43 21H44V20H43ZM45 21H46V20H45ZM48 21H49V20H48ZM50 21H51V20H50ZM53 21H54V20H52V22H51L52 24H51V23H48V24H49V25H53V24H54ZM59 21H61V24H62V25H61V24H60V25H61V27H62L64 21H63V22H62V20H59ZM59 21H58L57 23H60ZM85 21H86V22H85ZM120 21H121V20H120ZM122 21H123V20H122ZM126 21L128 22L129 20H126ZM135 21H136V20H135ZM135 21H134V22H135ZM150 21H151V20H150ZM150 21H148V22H150ZM155 21H156V20H155ZM187 21H186V22H187ZM210 21H211V20H210ZM214 21H212L211 23H213ZM230 21H232V20H230ZM24 22H25V21H24ZM26 22L28 23V20H27ZM41 22H42V21H41ZM41 22H40V23H41ZM96 22H95V23H96ZM124 22H125V21L121 22L122 25H123ZM146 22H147V20H146ZM146 22L144 23L145 25H146ZM151 22H154V21H151ZM156 22H157V21H156ZM191 22H190V23H191ZM250 22H251V23H250ZM253 22H254V23H253ZM5 23H6V22H5ZM5 23L3 24L4 29H6V27H5L6 25H5ZM7 23H8V22H7ZM7 23H6V24H7ZM30 23H31V21H30ZM32 23H33V25H34V22H32ZM38 23H39V21H37V25H39ZM42 23H43V22H42ZM70 23H72V21H71ZM89 23H90V22H89ZM91 23H90V24L87 23V26H86V27H90L89 30L92 29L91 26H92L93 24L91 25ZM114 23H116V24L114 25ZM119 23H120V22H119ZM119 23H118V24H119ZM131 23H132V20H131ZM154 23H155V22H154ZM177 23H178V21H177ZM190 23H189V24H190ZM219 23H221V22H219ZM9 24H10V22L8 23V26L10 27ZM11 24H12V23H11ZM21 24H22V23H21ZM23 24L26 25V23H23ZM28 24H29V23H28ZM43 24H44V23H43ZM43 24H42V25H43ZM46 24H47V23H45L43 26L40 25L41 27H43V30L45 29L44 26H45ZM65 24H66V23H65ZM72 24H73V23H72ZM107 24H109V25H107ZM125 24H126V22H125ZM142 24H143V23H142ZM144 24H143V26L140 25V26L143 27V28H141L140 26H139V28H140V29H144ZM147 24H148V23H147ZM189 24H188V25H189ZM194 24H195V26H194ZM222 24H223V21H222ZM222 24H221V25H222ZM18 25H19V24H18ZM25 25H24V26H25ZM31 25H32V24H31ZM56 25H57V24H56ZM68 25H69V23H68L67 25H64V26H68ZM122 25H121V26H122ZM127 25H129V22H128ZM130 25H131V24H130ZM130 25H129V26H130ZM149 25H150V23H149ZM153 25L155 26V28L153 27ZM153 25H152L151 27H150V26H147V27H148L147 29L149 30V27H150V30H149V31H151V29L153 30V28H154L153 31H155V29L157 28L156 26H158L159 28L161 27V29H157V31H155V33H156V32L158 33V34H156V35H159V34H160V33H159V30H162V26H161V25H158V22H157V24L155 23V24H153ZM185 25H186V24H185ZM185 25H183V26H185ZM190 25H191V24H190ZM190 25H189V26H190ZM211 25L213 26V24H211ZM214 25H216V24H214ZM223 25H224V24H223ZM223 25H222V26H223ZM240 25H241V26H240ZM8 26H7V27H8ZM12 26L14 27L13 24H12ZM16 26H17V25H16ZM21 26H23V25H21ZM21 26H20V27H21ZM24 26H23V27H24ZM34 26H35V25H34ZM34 26L32 27L33 29H35ZM40 26H38V28H39ZM58 26H59V25H58ZM58 26H57V28H58ZM64 26H63L62 28H64ZM115 26H116V27H115ZM121 26H120V27H121ZM131 26L133 27V25H131ZM134 26H135V25H134ZM181 26H180V28H181ZM189 26H188V27H189ZM218 26H219V24H218ZM231 26H232V25H231ZM20 27L17 26L16 28H20ZM27 27H28V26H27ZM61 27H60V30L62 29ZM69 27H70V26H69ZM94 27H95V26H94ZM152 27H153V28H152ZM176 27H177V28H176ZM186 27H187V25L185 26V28H186ZM188 27H187V28H188ZM10 28H11V27H10ZM25 28H26V27H25ZM25 28H24V29H25ZM38 28H37V29H38ZM47 28H48V27L46 26V29H47ZM57 28H56V29H57ZM115 28H116V29H115ZM122 28H123V27H122ZM122 28H120V29L122 30ZM124 28H125V27H124ZM126 28H127V26H126ZM128 28H129V27H128ZM128 28H127V29H128ZM175 28L177 29L178 33H177V32H174V31H175V30H174V31H173L174 34H171V33H172L171 30H173V29H175ZM185 28H184V29H185ZM228 28H229V29H228ZM230 28H231V29H230ZM11 29H12V28H11ZM39 29L42 30V28H39ZM49 29H50V30H53V28L51 29V26L49 27ZM49 29H48V30H49ZM64 29H65V28H64ZM86 29H87V28H86ZM93 29H92V30H93ZM127 29H126V30H127ZM130 29H131V28H130ZM130 29H129V30H130ZM232 29H233V30H232ZM239 29H240V30H239ZM256 29H257L259 32H258V34L254 33V34H256V35H253L251 32H254L253 30L257 31ZM7 30H8V28H7ZM9 30H10V29H9ZM19 30H20V29H19ZM26 30H27V29H25L24 32H25ZM35 30H36V29H35ZM89 30H88V31H89ZM110 30H111V31H110ZM112 30H115V31H112ZM138 30H139V29H138ZM166 30H165V31H166ZM196 30H197V31H196ZM199 30H201V31H199ZM212 30H216V29H214V27H213ZM224 30H229V31H224ZM242 30H243V29H242ZM29 31H30V30H29ZM29 31H28V34L30 33L31 35H33V36H31V35L29 34L30 37H31L32 39L36 38L37 35H38V38L40 37L39 34H38L39 31L35 33V31L32 30L35 34L29 32ZM69 31H70V30H69ZM133 31H134V29H133L132 31H130V32H133ZM145 31H146V30H145ZM153 31H152V33H148V36H146V35L143 33V34L146 36V39L144 40V39L142 38L144 42L142 41L143 43H141V44H139V43H140L139 40H136V41H138V42H136V44H137V43L139 44V46H138V50H139V53H142V57H140V58H143L145 55H148V56H149V57H148V60H149V58H150L152 61H153V59H154V61H157V62L160 64L161 60L159 59V57H157V55H158V52H157V51H158V45H159L158 41H159V40H157V36L153 33ZM170 31H171V32H170ZM18 32H20V31H18ZM24 32H23V34H22V33H21V34L24 35ZM40 32H42V31H40ZM65 32H67V30H66ZM84 32H85V31H84ZM90 32H91V30H90ZM122 32H123V31H122ZM124 32H125V31H124ZM134 32H138V31L135 30ZM134 32L132 33V35L128 32V33L132 36V38H131V36H129V37L131 38V40L129 39L131 42H132L133 39H134L133 41H135V37L133 38V34H134ZM142 32H143V31H142ZM160 32H161V31H160ZM212 32H214V31H212ZM242 32H243V31H242ZM242 32H240V35H241ZM26 33H27V32H26ZM79 33H78V34H79ZM93 33H95V34H93ZM165 33H164V34H165ZM243 33H244V32H243ZM243 33H242V34H243ZM16 34H17V33H16ZM53 34H56V33L53 32ZM60 34H61V33H60ZM64 34H65V33H64ZM64 34H63V35H64ZM70 34H71V33H70ZM123 34L125 35V34H127V33H123ZM123 34H122V36H123ZM139 34H141V33L138 32V34L136 35V36H137V37H136L137 39H139V37H138V36H140ZM143 34H141V36H142ZM184 34L187 35L188 37H187V36H184ZM19 35H20V33H19ZM41 35H42V34H41ZM46 35H48V33H47V34L45 33V36L42 35V37L45 38ZM49 35H50V33H49ZM49 35H48V36H49ZM75 35H76V34H75ZM75 35H74V36H75ZM134 35H135V34H134ZM144 35H143V36H144ZM237 35H238V36H237ZM244 35H245V34H243V36H244ZM20 36H21V35H20ZM24 36H25V35H24ZM27 36H28V35H27ZM57 36H58V33L56 34V40H57V38H58V40H59V37H60V36H58V37H57ZM65 36H66V35H65ZM126 36H128V35H126ZM159 36L162 37L161 35H159ZM234 36H235V38H234ZM236 36L238 37V39H237ZM4 37H5V39H7L6 36H4ZM4 37H3V38H4ZM14 37H17V36L15 35ZM25 37H26V36H25ZM28 37H29V36H28ZM28 37H27V38H28ZM42 37H40V39H41ZM50 37H52V34H51ZM53 37H54V36H53ZM63 37H64V36H63ZM63 37H62V38H63ZM70 37H71V36H70ZM160 37H159V38H160ZM185 37H186V38H185ZM189 37H191L193 41H191V38H190V41H188L187 38H189ZM212 37H213L214 39H213ZM240 37H241V36H240ZM254 37H253L252 39H254ZM18 38H20V37H18ZM18 38L16 39L17 41H18ZM22 38L24 39V37H22ZM27 38H25V39H27ZM31 38H30V39H31ZM38 38H36V39H34V40L36 41ZM165 38H166V37H165ZM170 38H171V39H170ZM258 38H259V39H258ZM32 39H31V40H32ZM45 39H46V38H45ZM122 39H123V38H122ZM122 39L120 40V42L122 41ZM211 39H212V40H211ZM250 39H251V38H250ZM7 40H9V38H8ZM13 40H14V39H13ZM21 40H22V39H21ZM34 40H32V41H33V44L35 43ZM43 40H44V39H43ZM52 40H53V38H52ZM61 40H62V39H60V41H58V42H61ZM63 40H64V39H63ZM165 40H166V39H165ZM236 40L238 41L237 43H236ZM247 40H248V39H247ZM0 41H2V40L0 39ZM4 41H5V40H4ZM17 41H16V42H17ZM23 41H25V40H23ZM46 41H47V40H46ZM46 41H44V42L46 43ZM66 41H67V40H66ZM124 41H126V39H125ZM127 41H128V38H127ZM209 41H211V42H209ZM250 41H251V40H250ZM252 41H253V40H252ZM28 42H29V40H28ZM30 42H31V41H30ZM52 42H53V41H52ZM58 42H56V43H58ZM68 42H70V41H68ZM206 42H207V43H206ZM246 42H248V41H246ZM246 42H245V43L243 42V43L245 44V46L247 45ZM1 43H2V42H1ZM22 43H23V42H22ZM25 43H26V45H27V41L24 42V46H23L24 48L27 49L28 47H30V46L25 47ZM53 43H54V42H53ZM65 43H66V42H65ZM121 43H122V42H121ZM121 43H120V45H121ZM124 43H125V42H124ZM218 43H219V42H218ZM243 43L241 42L240 45L243 44ZM3 44H4V43H3ZM16 44H17V45L19 44V47H22V46H20V43H16ZM28 44H30V43H28ZM47 44H48V43H47ZM131 44H132V43H131ZM131 44H129V47H126V46H124V47H126V48H130V47H131ZM161 44H162V43H161ZM205 44H206V45H205ZM222 44H221V48L223 47ZM8 45H9V44H8ZM17 45H16V46H17ZM50 45H51V44H50ZM68 45H69V44H68ZM101 45H100V46H101ZM120 45H119V46H120ZM133 45H135V43L132 44V49L130 48V50H131V51H132L133 49H134V50H135V49L137 50V48H135L137 45H135L134 48H133ZM218 45H219V44H217V48H219V46H220V45H219V46H218ZM238 45H239V44H238ZM238 45H237V46H238ZM240 45H239V46H240ZM36 46H37V45H36ZM36 46H35V47H36ZM54 46H55V45H54ZM58 46H60V45H58ZM70 46H72V44H71ZM73 46H72V47H73ZM161 46H162V45H161ZM247 46H249V45H247ZM247 46H246V49H244V50H248V47H247ZM251 46H252L251 48H253V45H252V44H251ZM2 47H3V46H2ZM7 47H8V46H7ZM60 47H61V46H60ZM62 47H63V46H62ZM62 47H61V49H62ZM163 47L166 48V44H164ZM168 47H167V48H168ZM196 47H197V46H196ZM208 47H209V45H208ZM210 47H211V46H210ZM210 47H209V50H210ZM30 48H31V51H28V52H29V54L32 56L31 52H32V48H34V47H32V44H31V47H30ZM55 48H56V47H55ZM57 48H58V47H57ZM102 48H103V47H102ZM197 48H198V47H197ZM199 48H198V49H199ZM230 48H228L227 51L230 52V51H231V50H229ZM239 48H240V47H239ZM241 48L243 49V45H242ZM5 49H6V48H5ZM5 49H4V50H5ZM8 49H9V48H8ZM26 49H25V50H26ZM35 49H36V48H35ZM66 49H67V48H66ZM120 49H122V48H120ZM198 49H197V50H198ZM212 49H213V50H214V49L216 50V47L214 46V48H213V46H212ZM225 49H226V48H225ZM225 49H220V52H222V50L225 51ZM236 49H238V48H235V50H236ZM242 49H241V50H242ZM27 50H30V49H27ZM130 50H129V51H130ZM161 50H165V51H166V49H162V47L159 49V51H161ZM215 50H214V51H215ZM218 50H219V49H217V51H218ZM233 50H234V48H233ZM238 50H239V49H238ZM244 50H243V51H244ZM253 50L256 51L255 48H253ZM253 50H252V51H253ZM19 51H20V50H19ZM33 51L35 52L36 50L33 49ZM58 51H59V50H58ZM63 51H64V50H62V52H63ZM91 51H93V52L91 53V54L93 55V58H92V56H91V54H90ZM126 51H127V50H126ZM171 51H170V52H171ZM174 51H173V52H174ZM201 51H202V50H201ZM204 51H203V52H204ZM214 51L211 50L210 53L213 52V54H215V53L217 52V51H215V53H214ZM236 51H237V50H236ZM243 51H241V52L243 53ZM248 51L251 53L250 50H248ZM248 51H246V52H248ZM254 51L252 52L253 54L256 53V52H254ZM28 52H26L27 55H26V54H25V55L27 56V58H30L31 56L28 54ZM34 52H32V53H34ZM76 52H77V50H76ZM87 52H89V55H90V56L87 54ZM96 52H95V53H96ZM119 52H120V51H119ZM127 52H128V51H127ZM134 52H135V51H134ZM134 52H133V53H134ZM136 52H137V51H136ZM136 52H135V53H136ZM199 52H200V51H199ZM229 52H226V53H224V54L227 55V53H229ZM231 52H234V51H231ZM238 52H239V51H238ZM238 52H236V53H238ZM249 52H248V56L250 55ZM1 53H3V54H2L3 56L6 55V54H4L5 52H1ZM36 53H37V52H36ZM64 53H65V52H64ZM64 53H63V54H64ZM68 53H69V51L67 52V54H68ZM73 53H74V52H73ZM77 53H78V52H77ZM121 53H122V51H121ZM130 53H131V52H130ZM130 53H129V54H130ZM159 53H160V52H159ZM161 53L163 54V52H161ZM180 53H179V55H180ZM242 53H241V54H242ZM252 53H251V55H252ZM257 53H256V54H257ZM7 54H8V53H7ZM34 54H35V53H34ZM60 54H62V53H60ZM63 54H62V55H63ZM102 54H103V53H102ZM108 54H107V55H108ZM118 54H119V53H118ZM127 54H128V53H127ZM164 54H165L166 56L168 55V57L170 56V55H169L170 53H169V54L164 53ZM202 54H204V53H202ZM213 54H212V55H213ZM241 54H239V55H241ZM245 54H246V53H245ZM245 54H243L244 57L247 58V59L250 58V59H249V62H250V64H253V63H251V61H250V60H252V58H251L252 56H249V57H248V56H246ZM256 54H254L253 56L255 57ZM28 55H29V57H28ZM71 55H73V54H70V56H71ZM86 55H87L89 58H88ZM98 55H99V54H98ZM123 55H124V53H123ZM123 55H121V56L124 57ZM130 55H131V54H130ZM134 55H135V54H134ZM134 55H132V56H134ZM226 55L224 56V58H225V59L229 58V57H227ZM230 55H231V54H230ZM232 55H234V56L232 57V59H233V58L235 57V54H232ZM236 55H237V54H236ZM239 55H237V56H239ZM3 56H2V57H3ZM11 56H12V55H11ZM52 56H53V55H52ZM103 56H104V54H103ZM116 56H117V54H116ZM121 56H120V58H121ZM140 56H141V55H140ZM199 56H200V57H199ZM213 56H215V57H211V58H214V61H215V62L217 61L216 63H218V61H219V60H218V57H216V55H213ZM241 56H242V55H241ZM36 57H37V55H36ZM36 57H35V58H36ZM53 57H54V56H53ZM68 57H69V55H68ZM79 57H80V56H79ZM81 57L79 58V60H81ZM107 57H108V56H107ZM113 57H114V56H113ZM118 57H119V56H118ZM129 57H131V56H129ZM129 57H126V58L128 59ZM135 57H136V56H135ZM176 57H178V56H176ZM226 57H227V58H226ZM230 57H231V56H230ZM242 57H243V56H242ZM244 57H243V58H244ZM4 58H7V56H6V57H3V58H1V59H4ZM25 58H26V57H25ZM57 58H58V57H57ZM116 58H117V57H116ZM126 58H125V59H126ZM140 58H139V60H140ZM146 58H147V57H146ZM155 58H156V60H155ZM162 58L164 59L165 57L163 56ZM162 58H161V59H162ZM171 58H172V57H171ZM219 58H222V60L224 59L221 55H220ZM240 58H241V57H240ZM11 59H12V58H11ZM11 59L9 60V56H8V58L6 59V61H8V62L11 63ZM30 59H31V61H32V57H31ZM36 59H38V58H36ZM55 59H56V58H55ZM55 59H54V60H55ZM122 59H123V58H122ZM143 59H144V58H143ZM143 59H141V60H143ZM157 59L160 60V61H158ZM172 59H175V58H172ZM177 59H178V58H177ZM182 59H180V60H182ZM237 59L239 60V58H237ZM237 59H236V57L233 59V60H234V63H233V61L231 60V58H230V60H231L232 62H231L229 59H227L226 62L229 61V62L231 63V65H230V64H227V65L232 66V65H234V64H237V65L240 64V68H241V69H242V67L245 68L244 66L247 65L246 68H245L246 70H247V68H248L249 66H251V68H252V65H250L249 62H247V61H248L247 59H243V63H244V62H245V63H248V64H244V66H242V63H239V62L237 63ZM254 59H256V58H253V60H254ZM56 60H57V59H56ZM69 60H70V59H69ZM111 60H112V59H111ZM123 60H124V59H123ZM151 60H150V61H151ZM166 60H167V59H166ZM184 60H182V63L185 62ZM210 60H212V59H210ZM210 60H209V62H210ZM235 60H236V63H235ZM253 60H252V62H253ZM4 61H5V60H4ZM57 61H59V60H57ZM126 61H127V60H126ZM136 61H137V60H136ZM143 61L145 62V63L142 62L143 65L146 64L145 59H144ZM154 61H153V62H154ZM162 61H163V60H162ZM170 61H171V63H170V62H169V63H170L171 66H172V61H175V60H170ZM214 61H213L212 64H214ZM220 61H221V60H220ZM223 61H224V60H223ZM240 61H241V59H240ZM8 62H7L6 64H7V66L9 67ZM27 62H28V61H27ZM59 62H60V61H59ZM78 62H79V61H78ZM96 62H97V61H96ZM123 62H124V61H123ZM132 62H134V61H131V63H132ZM138 62H139V61H138ZM176 62H177V61H176ZM178 62H181V61H178ZM211 62H212V61H211ZM221 62H222V61H221ZM221 62H220V63H221ZM226 62H225V63H226ZM229 62H227V63H229ZM1 63H2V62H1ZM54 63H55V62H54ZM80 63H81V62H80ZM92 63H91V64H92ZM140 63H141V62H140ZM142 63H141V64H142ZM147 63H149V61H147ZM150 63H151V62H150ZM161 63H162V62H161ZM163 63H164V62H163ZM163 63H162V65H163ZM169 63H168L167 68L169 67ZM232 63H233V64H232ZM258 63H260V62H258ZM263 63H262V64H263ZM6 64H5L4 66H6ZM18 64H19V63H18ZM24 64H26L25 61H24L23 65H19L21 69L24 68V67H23V68L21 67V66H25ZM31 64H32V63H31ZM71 64H72V62H71ZM74 64L78 67V65H77L76 63H74ZM88 64H90V63H88ZM97 64H98V63H97ZM125 64H127V63H125ZM129 64H130V62H129ZM153 64H155V62L151 64L152 67H154ZM173 64H174V62H173ZM190 64L188 65L187 63H185V64L183 63V64H181V65H182L181 67H183L184 65H186V66L188 67V66H190ZM196 64H195V66H196V69H197V65H196ZM207 64H208V65H207ZM210 64H211V63H210ZM218 64H219V63H218ZM218 64H217V65H218ZM262 64H261V65H262ZM26 65L28 66V64H26ZM75 65H74V66H75ZM127 65H128V64H127ZM143 65H140V66H142V69L144 68ZM148 65H149V64H148ZM151 65H150V66H151ZM155 65H156V64H155ZM157 65H158V64H157ZM221 65H222V64H221ZM223 65H224V64H223ZM248 65H249V66H248ZM17 66H18V65H17ZM43 66H44V65H43ZM47 66H48V65H47ZM69 66H71V65H69ZM83 66H84V65H83ZM83 66H82V67H83ZM89 66H90V65H89ZM134 66H135V65H134ZM144 66H145V65H144ZM159 66H160V65H159ZM159 66H158V67H159ZM171 66H170V67H171ZM174 66H175V65H174ZM193 66H194V65H193ZM193 66H191V67H192V68H191V71L188 70V73H187V74H184V75H188L190 72H191L190 74H192V69L194 68ZM201 66H199V67H201ZM218 66L221 67L220 64H219ZM218 66H216L215 68H213L214 66H212V68L215 69V71L217 70L218 73L220 74V72H219V70H218V69H219ZM234 66L236 67V65H234ZM241 66H242V67H241ZM253 66H254V64H253ZM262 66H263V65H262ZM262 66H261V68H262ZM0 67H1V66H0ZM77 67H75V68H77ZM79 67H81V66H79ZM82 67H81V68H82ZM93 67H94V66H93ZM145 67H147V66H145ZM155 67H156V66H155ZM158 67H156L157 70H156L155 68H152V69H154L155 72L157 71L159 75H161V74L164 75V73H165V75H166L167 73H169V75L172 74V73H170V71L172 72V70L169 71L170 68L167 69L168 71L165 70V72H163L164 69H166V66H165L164 69L162 68L163 71L160 69V70L163 72V73L160 74L161 71H159ZM161 67H162V66H161ZM163 67H164V65H163ZM184 67H185V66H184ZM187 67H186V68H187ZM199 67H198V69H199ZM208 67H209V70H211V65H209ZM208 67H207L206 69H204V71L207 70ZM235 67H234V68L231 67V70H233V69L236 70L237 67H236V68H235ZM238 67H239V65H238ZM254 67H255V66H254ZM258 67H259V66H258ZM258 67H256V68H257L256 70H259V72H262V71L264 70V67H263V70H262V71H260L261 69H259ZM17 68H18V67H17ZM26 68H28V67H26ZM66 68H67V67H66ZM68 68H69V67H68ZM72 68H73V67H72ZM72 68H71V69H72ZM91 68H92V67H91ZM96 68H97V67H96ZM140 68H141V67H140ZM148 68H149V67L146 68V69H147L146 71H147V72L149 71V72H148L149 74H148V73H146V74L144 73L145 76H142V75L140 76V77L142 78V80H143V78H144V80H145L147 83H149V81H151L150 79L153 78L152 76H155V74H156V73L154 74V72H153V74H154V75H153L152 72L150 71L151 68H150L149 70H148ZM172 68H173V67H172ZM176 68H177V67H176ZM178 68H180V67L178 66ZM203 68H202V69H203ZM223 68H224V67H223ZM11 69H12V68H11ZM18 69H19V68H18ZM18 69H17V70H18ZM21 69H20V70H21ZM24 69H25V68H24ZM24 69H23V70H24ZM29 69H30V68H29ZM29 69H28V70H29ZM137 69L139 70V68H137ZM180 69H182V68H180ZM180 69H179V70H180ZM198 69H197V70H198ZM226 69H229V68H226ZM23 70H21V71H23ZM49 70H50V69H49ZM92 70H93V69H92ZM133 70H134V69H133ZM179 70H177L178 72L176 73V74H177L176 77L179 75V74H178V73H179ZM193 70H194V69H193ZM199 70H200V69H199ZM209 70H208V71H209ZM229 70H230V69H229ZM235 70H234V71H235ZM238 70H239V68H238ZM249 70H253V69H249ZM249 70H247V71H249ZM24 71H26V69H25ZM146 71H145V72H146ZM166 71H167V72H166ZM174 71L176 72V70H173V72H174ZM183 71H184V69H183ZM201 71H203V70H200L199 72H200L201 74H203V75L205 74L204 76L206 77V76H209V74H207V73H212V71H214V70H211V71H209V72L206 71L207 73H205L204 71H203V72H201ZM217 71H216V72H217ZM221 71H224V70H221ZM247 71L244 72V73H242L243 71H241V72L238 71V73L240 74V76H243V75H241V73H242V74H247ZM253 71L255 72V75H258V76H259V74H260L259 72L256 74L257 71H255V70H253ZM18 72H20V71L18 70L17 72H15V73H16V76H17V74H18V76H19V73H18ZM27 72H28V71H27ZM76 72H77V71H76ZM85 72H86V71H85ZM100 72H101V71H100ZM140 72H141V71H140ZM143 72H144V71H143ZM143 72H142V73H143ZM150 72H151V73H150ZM181 72H182V70H181ZM186 72H187V71H186ZM194 72H195V70H194ZM199 72H197V73H199ZM216 72L214 73L215 76H216V79L211 78V79H212V82H213L214 80H217L218 82H219V80H222V79H220L221 76H220V78L218 77L219 79H217V74H218V73H216ZM15 73H14L12 76L16 78V76H14ZM23 73H24V72H23ZM32 73H34V72H32ZM63 73H64V72H63ZM78 73H79V72H78ZM104 73H105V72H104ZM119 73L122 74V73H123V70H118V71H116V70H115V71H114V70H110V71H108L107 73H105V74H106L105 78L102 79V81L100 82V88H101V90H100L99 92H97L96 95L98 96V93L102 95V93H104V92H105L106 90H108V89H109V91L111 92V90H112L113 88H115V87H113V85H114L115 83H116V84H115L116 87H117L118 90H120V92H121V91H122L121 89H122L123 87H120V86L118 85V79H119L120 77H122V76H119V75H120ZM128 73H129V72H128ZM137 73H138V71H137ZM183 73H184V72H183ZM200 73H199V74H200ZM223 73H224V72H222V74H223ZM235 73H236V72H235ZM249 73H250V72H249ZM251 73L253 74L252 76H254V73H253L252 71H251ZM25 74H26V73H25ZM25 74H24V75H25ZM37 74H38V73L36 72V74H34V76L37 75ZM61 74H62V73H61ZM105 74H104V75H105ZM132 74H134V72H133ZM190 74H189V75H190ZM199 74H196V75L198 76ZM201 74H200L199 76L203 77ZM206 74H207V75H206ZM219 74H218V75H219ZM261 74H262V73H261ZM263 74H264V71H263ZM263 74H262V75H263ZM45 75H46V74H45ZM49 75H50V74H49ZM49 75H48V76H49ZM53 75H54V74H53ZM122 75H123V74H122ZM125 75H126V74H125ZM129 75H131V74H129ZM139 75H140V74H139ZM163 75H162V77H163ZM194 75H195V73H194ZM227 75H228V74H227ZM232 75H233V73H232ZM232 75H231V77H232ZM237 75H238V74H237ZM237 75H236L235 77H237ZM250 75H251V74H250ZM262 75H261V76H262ZM156 76H157V78H156V81H157V79H158L159 76H158V75H156ZM156 76H155V77H156ZM179 76L182 77L181 74H180ZM191 76H192V75H191ZM210 76H211V75H210ZM210 76H209L208 78H210ZM215 76L212 74V77H215ZM222 76H223V75H222ZM246 76H247V77H245L244 80H245L246 78L248 79V77H249L248 75H246ZM258 76H257V77H258ZM20 77H21V76H20ZM20 77H17V78L20 79ZM27 77H30L29 74H27ZM59 77H61V76H59ZM131 77H133V76H131ZM138 77H139V76H138ZM162 77H160L159 79H162V80H163ZM171 77H172V75H170L169 77H168V75H167V78H166V76H165L166 79L170 78L169 80L173 81V80L171 79ZM224 77H227V76H224ZM257 77H255V78L253 77L254 79H256V81L253 80V82L256 83L257 81H260V82H258V83H259V84L261 83L262 86H261L260 88H261V91H262V87L264 86V84H262V80H258ZM259 77H260V76H259ZM17 78H16V79H17ZM21 78H22V77H21ZM43 78H44V77H43ZM72 78H73V77H72ZM74 78H75V76H74ZM123 78H124L125 80L127 79V77L125 78L124 75H123ZM129 78H130V76H129ZM165 78H164L163 81L166 82V79H165ZM172 78H173V77H172ZM178 78H179V77H178ZM189 78H190V76H189ZM194 78H195V77H194ZM206 78H207V77H206ZM232 78H234V77H232ZM249 78H250V77H249ZM251 78H252V77H251ZM251 78L249 79V80H250L249 82L252 81ZM16 79H15V82H17ZM18 79H17V80H18ZM29 79H30V78H29ZM37 79H38V78H37ZM139 79H140V78H139ZM159 79H158V80H159ZM173 79H175V78H173ZM183 79L185 80L186 77L183 78ZM191 79H192V78H191ZM195 79H196V78H195ZM225 79H227V78H225ZM247 79H246V80H247ZM259 79H260V78H259ZM261 79H262V78H261ZM46 80H47V79H46ZM48 80L50 81V79H48ZM52 80H54V78H52ZM52 80H51V81H52ZM100 80H101V79H100ZM119 80H120V79H119ZM132 80H133V83H134V80H135V79H132ZM152 80H154V81H153V84H154V82H155V78H153ZM196 80H197V79H196ZM208 80H210V79H208ZM241 80L243 81V78H242V77H241ZM20 81H21V80H20ZM58 81H59V80H58ZM81 81H82V80H81ZM129 81H130V80H129ZM136 81H137V80H136ZM163 81H162V82H163ZM171 81H170V82H171ZM174 81H175V80H174ZM174 81H173V82H174ZM177 81H178V80H177ZM177 81H176V83H178V85H183V84H180L181 82H177ZM186 81H187L186 83H187L188 85H191V86H193V85L195 86V85H196V86H197V87L195 86L196 88H198V83H199V85H200L201 83L204 84V83L208 82V81H204V80H202V81H204V83H203V82H200V81H201V80H200V81L197 82V83H193V84H191V83H188V82H189L188 80H186ZM227 81L230 82L229 77H228ZM232 81H233V80H232ZM235 81H237V79H235ZM235 81H234V82H235ZM242 81H241V82H242ZM247 81H248V80H247ZM263 81H264V79H263ZM18 82H19V80H18ZM22 82H23V81H22ZM26 82H28V81H26ZM26 82H25V83H26ZM29 82H30V81H29ZM31 82H33L32 78H31ZM54 82H56V81H54ZM64 82H65V81H64ZM138 82H139V81H138ZM140 82H141V81H140ZM140 82H139V83H140ZM160 82H161V81H160ZM162 82L160 83V87H159V89H161L162 84H164V82H163V83H162ZM191 82H193V81H191ZM194 82H195V81H194ZM210 82H211V80H210ZM212 82H211V83H212ZM215 82H216V81H215ZM241 82H240V83H241ZM249 82H248V83H249ZM3 83H4V82H3ZM48 83H49V82H48ZM52 83H53V82H52ZM58 83H59V82H58ZM139 83H138V84H139ZM176 83H175V84H176ZM182 83H183V82H182ZM186 83H185V84H186ZM225 83H227V82H225ZM232 83H233V82H232ZM232 83H231V84H232ZM237 83H238V84H237L236 86H235V85H234V86L238 88V91H241L242 89L244 90V88H243L242 86H243V84L246 85V83H244V82L241 83L242 86H241V84H240V87H239V81H238ZM254 83L251 82L250 85L252 86V84H254ZM29 84H30V83H29ZM31 84H32V83H31ZM53 84H54V83H53ZM53 84H52V86H53ZM61 84H62V83H61ZM72 84H73V83H72ZM130 84H131V83H130ZM150 84H151V83H150ZM153 84H152V85H153ZM157 84H159V82H157ZM157 84H155V85L157 86ZM165 84H166V83H165ZM185 84H184V85H185ZM215 84H216V83H215ZM215 84H214V87H215ZM217 84H218L217 86H219L220 82L217 83ZM223 84H224V82H223ZM0 85H1V84H0ZM39 85H40V84H39ZM59 85H60V83H59ZM115 85H114V86H115ZM131 85H132V84H131ZM152 85H151V87H154V86H152ZM167 85H168V84H167ZM167 85L163 86L162 89H163L164 87H166ZM184 85H183V86H184ZM207 85H208V84H207ZM220 85H222V84H220ZM227 85H229V84H227ZM227 85H226V86H227ZM250 85H247L248 88L250 87L251 89H253V88H254V85H253V88H252ZM256 85L258 86L257 83H256ZM26 86H28V83H27ZM40 86H41V85H40ZM43 86H45L44 83H43ZM46 86H47V85H46ZM46 86H45V87H46ZM60 86H61V85H60ZM168 86H169V85H168ZM183 86H181L182 88H181L180 86H179V87L183 90V89L185 88V87L183 88ZM186 86H187V85H186ZM208 86H209V85H208ZM212 86H213V85H212ZM212 86H211V84H210L211 89H212ZM231 86H232V85H231ZM28 87H29V86H28ZM32 87H33V84H32ZM32 87H31V88H32ZM49 87H50V86H49ZM49 87H48V88H49ZM62 87H63V86H62ZM66 87H67V86H66ZM110 87H111V90H110ZM112 87H113V88H112ZM137 87H138V86H137ZM143 87H145V86L143 85ZM143 87H142V89H145V88H143ZM147 87H148V86H147ZM151 87H150V88H151ZM172 87H174V86H172ZM172 87H171V89H172ZM179 87H178V88L176 87V88H177V91L174 90V93H175V94H176L178 91H179V92H180V91L182 92V90H178V89H180ZM204 87H205V84L203 85V90L206 89L205 91H207L208 88H204ZM223 87H225V86H222V87L219 86V88H223ZM227 87H228V86H227ZM235 87H233V88H235ZM241 87H242V88H241ZM48 88H47V89H48ZM53 88H54V86H53ZM67 88H68V87H67ZM125 88H126V87H125ZM132 88H133V87H132ZM138 88H139V87H138ZM176 88H175V89H176ZM188 88H190V86H188ZM200 88L202 89V86H200L199 89H200ZM228 88H230V87H228ZM228 88H227V90H228ZM240 88H241V89H240ZM248 88H247V89H248ZM250 88H249L248 90H244V92H243V90H242V92H243L242 94L245 95V98L242 99L243 102H244V101L246 102V100H248V98H249L254 92L257 93V91H258L257 88L255 87V91L252 92L251 95H249V94H250L249 92H251V91H249ZM260 88H259V86H258V89H260ZM55 89H56V88H55ZM69 89H70V87H69ZM69 89H67V90H69ZM115 89H116V88H115ZM162 89H161V90H158L159 93H163ZM165 89H166V88H165ZM171 89H170V90H171ZM185 89H187V88H185ZM190 89H191V88H190ZM214 89H215V88H214ZM223 89H225V88H223ZM239 89H240V90H239ZM28 90H30V89H28ZM57 90H58V87H57ZM57 90H55V92H56ZM70 90H72V88H71ZM123 90H124V89H123ZM126 90H127V89H125V91H126ZM132 90H133V89H132ZM134 90H135V89H134ZM136 90H137V89H136ZM146 90H147V89H146ZM154 90H157V89L153 88L152 91H154ZM167 90H169V88H168ZM167 90H166V91H167ZM218 90L221 91L222 89H218V87H217L216 92H218ZM225 90H226V89H225ZM225 90H224V91H225ZM9 91H10V90H9ZM46 91H47V90H46ZM81 91H82V90H81ZM112 91H113V90H112ZM130 91H131V90H130ZM130 91H129V92L127 91V92L130 93ZM143 91H144V90H143ZM143 91H142V92H143ZM158 91H157V93H158ZM160 91H161V92H160ZM164 91H165V90H164ZM187 91L189 92V93H188V95H189L190 92L192 91V89H191V91H189V90L187 89ZM187 91H186L185 94H184L185 96H187ZM196 91L198 92V90H196ZM196 91H193V92H194L195 94H197ZM205 91H203V92L205 93L204 95H202V94H200V96H198L199 94L197 95L199 98H198L197 96H195V98L192 97L191 99L189 98L190 100H188V99L185 100L186 102H184V100L182 99L183 102L180 104V105H183V106H181V107H183V108H181L182 111H180V110H181L180 108H179V109L176 108L177 110H179V112H178L177 110H176V111L173 110V109H170V110H169V108H168V109L166 108V109H167V113H168L169 111H171V110H173V111H175V112H174V114H173V113L170 114V117H169L168 114H166V109H165V110H164L165 113H163V114H164V115H167V118H169V120L167 119V120H168V122H167V120H165V118H164L163 121H166V122H164L165 124H163V126H162V124H158V125H160V126H162V127H165V126H167L168 124H170V126H174L173 128H172V127H170V128L174 129L175 127H178V128H175V129L178 130L180 126H182V125L185 126V124H186L188 121H189L188 123H191V119H192V120H193V121H192V125H193V126L195 125V130L198 131V130H199L198 128H199L200 126H201V128H202V131L199 130L200 132H199V131H198V133L196 132V137H197V136L199 137V135H201V134L205 136V134H203V131H204L203 129H204V128H206L205 130H207V128H208L209 131L207 130L208 132H207V131H206V132H207V133H210L211 131H213V130H212L213 127L216 128L217 125H220V126H218V127H220V130H221V131H220V130H218V131L221 133L222 130H225V133H224V131L222 132V135H224V136H225V134H226V136H227V134H229V140H230V142H228V140H227V144L229 143V144L234 145V146H235V150H236V148L238 147V151H239L238 154H237V153H234V151H233L232 148L230 147L231 151H229V152L231 153V152L233 151L232 153H234V155H232V156L234 157V156L237 154V156H240L241 159H242V156H243V157H244V159H243V163H246V161H244L245 158H247V159H246L247 161H250V160H248L250 156H249V157H246V156H248L249 154L252 155L251 152H252V150H254V148L252 149V146H253V145H250V144H251L250 142H252L253 140L248 142V140H249V139H248V136H250V134H251L250 132H251V131L254 132V130L256 129V126H258L259 123H260V124L262 123L261 121H259L260 118H261L260 116H263V115H264V113L262 112V109H264V101H263V104H262V105H261V103H260V99L262 100V98H260V97H262V96H260V94H259V97H258V98H260V99H258V98L256 99L255 97H257V96H255V97L252 96V98H254L255 100H259V101H258L259 104H260L259 107H258V104H257V103H256L257 105H256V104L253 105V104L251 103L252 101H251L250 98H249L250 101L248 100V102H247V103L250 102V104H252V106L249 104L248 107L253 108V106H257L256 109L258 108V109H259L258 111H260V109L263 107V108L261 109V113H262L263 115H260V114H259L260 112H257V111H256V112L260 115V116L258 115L260 118L257 117V115H255L256 112H254V115H255L256 117H252V113H253V112H251V116H249L250 113H249V115H248V112H250V110H252V109H250V110L247 112V114H246V115H248L247 117H252V118H251V121H252V119H254L253 121L256 122L258 119H255V118H259V120H258L259 122L257 121V122H256L257 125L254 124V125H256V126H254V127H251V126H253V125H251V124H253V122H251V121L249 122L250 125H251V126H249V127H250L251 129H253V128H255V129H254V130H251V131H248V129H249V127H248L249 124H248V125H247V128H246L248 132H247V131H243V130H246V129H244L246 126L243 127V125H242V127H241V125H240V127L243 128V129H240V127H236L237 129L239 128V130H237V131L240 132V133L235 132V133H236V134H235V133H234V129L232 128L233 125L230 126V125L233 124L234 122L230 123V121H229V123H227V125L225 126L223 123L219 122V120H218V119L221 120V118L224 117V116H223V117L219 116V112H218L217 114H218V116L221 117V118H218V117H217V119L215 118V115H214V116L212 115V117L209 116V118H207V116L205 115V113L202 112L205 108H207V107H204V106H207V103H208L210 100H212V98H215V100H216L217 98H219V99L223 98V99L221 100V102L224 100L223 102L226 103L225 105H227V103H229V105H230V102H228V101H229V99L231 100V98H233V95H232V97H230V96H228V94H229V93H233V92H232L233 90L231 89L228 93H226L227 91H226L225 93L223 92V93H222L223 95H222L221 93H219V94L222 95V96H224V94H225V95L227 94L226 96H228L229 99H227L226 102H225V99H226L225 96L220 98V97H218V96H220V95H215V94H213V95H212L213 97H212V96H211L212 98L210 97L211 99L207 98V97H206L207 95H206V92H205ZM220 91H219V92H220ZM222 91H223V90H222ZM222 91H221V92H222ZM234 91H235V90H234ZM137 92H139V91H137ZM145 92H146V91H145ZM149 92L151 93L150 90H149ZM167 92H168V91H167ZM181 92H180V94L183 93V92H182V93H181ZM207 92H208V91H207ZM213 92H214V91H213ZM245 92L248 94V96H247V94H245ZM30 93L33 94V93H35V92H30ZM43 93H44V92H43ZM60 93H61V92H60ZM125 93H126V92H125ZM150 93H149V94H150ZM168 93H169V92H168ZM172 93H173V92H172ZM174 93H173V95L175 96ZM258 93H259V92H258ZM260 93L262 94V92H260ZM263 93H264V91H263ZM27 94H28V93H27ZM36 94H38V93H36ZM55 94L57 95V93H55ZM55 94H54V92H53V95H55ZM119 94H120V93H119ZM130 94H131V93H130ZM134 94H135V93H133V95H134ZM140 94H141V92H140ZM145 94H147V93H145ZM149 94H147L148 97H149ZM151 94H152V93H151ZM151 94H150V96H151ZM178 94H179V93H178ZM195 94L192 93L193 96H194ZM207 94H208V93H207ZM63 95H64V94H63ZM63 95L60 96V97H63ZM79 95H80V94H79ZM96 95H95V96H96ZM103 95H104V94H103ZM103 95H102V96H103ZM137 95H138V94H137ZM141 95H143V94H141ZM161 95H162V94H161ZM163 95H164V94H163ZM176 95H177V94H176ZM205 95H206V96H205ZM209 95H210V93H209ZM229 95H231V94H229ZM244 95H241V96L244 97ZM253 95H258V94H255V93H254ZM28 96H29V95H28ZM43 96H44V95H43ZM46 96H47V95H45V97H46ZM80 96H81V95H80ZM102 96H101V97H102ZM107 96H108V94H107ZM134 96H135V95H134ZM155 96H156V93H155ZM180 96H181V95H180ZM182 96H183V95H182ZM185 96H184V97H185ZM202 96H205V97L207 98L208 102L206 103V100H205V102H203V103H206V104L203 106L204 109H203L202 106H199V107L202 108L201 112L206 116L207 119H210V117H211V122H209V124H212V123H213V124L211 125V126L214 125L212 128H211V126H210V127H209V126H208V127L206 126V125L208 124V123H207L208 120H207L206 118H205V119H204V118H200V117H202V116H200V114H202V113H199V112H200V110H199L200 108H199V107H198V109H197V106H198V102H199V100H198V102H197L196 100H197V99H200L201 104H203V103H202V101H204L203 99H206V98H202V99H201ZM235 96H236V95H235ZM237 96H238V95H237ZM241 96H240V98H242ZM30 97H31V95H30ZM36 97H37V96H36ZM50 97H51V96H50ZM111 97H112V96H111ZM132 97H133V96H132ZM135 97L137 98V96H135ZM138 97H139V96H138ZM143 97H145V95H144ZM148 97H145V99H148V100H145V101L142 99V97H141V98L139 97L140 99H142V100H141V103H144V102H145V104H143V105H144V106L146 105V108H147L148 106H150L151 103L153 102V99H151V98L149 99ZM152 97H154V94L152 95ZM160 97H161V96H160ZM175 97H176V96H175ZM178 97H179V96H178ZM184 97H182V98H184ZM228 97H227V98H228ZM246 97H248V98H246ZM39 98H40V97H39ZM39 98H38V99H39ZM51 98H55V97L52 96ZM57 98H58V97H57ZM63 98H64V97H63ZM89 98H90V96H89ZM89 98H88V99H89ZM105 98H106V94H105L104 99H105ZM112 98H113V97H112ZM119 98H124V97H119ZM154 98H156V97H154ZM157 98H158V97H157ZM166 98H167V97H166ZM31 99H32V97H31ZM33 99H34V98H33ZM38 99H37V100H38ZM66 99H67V98H65V101H66ZM73 99H74V98H73ZM78 99H79V98H78ZM106 99H107V98H106ZM109 99H110V97H109ZM113 99H115V98H113ZM116 99H117V98H116ZM129 99H130V97H129ZM131 99H132V98H131ZM131 99H130V100H131ZM140 99H139V101H140ZM168 99H169V98H168ZM179 99H180V98H179ZM184 99H185V98H184ZM244 99H246V100H244ZM254 99H253V100H254ZM34 100H36V99H34ZM34 100H33V101H32V100H29V101H31V102L33 103ZM44 100H46V99H44ZM51 100H53V99H51ZM51 100L49 99V101H51ZM57 100L60 101L59 98H58ZM57 100H56V101H57ZM93 100H94V99H93ZM96 100L98 101L99 99L95 98V101H96ZM100 100H102V99H100ZM118 100H119V99H117L115 103H117ZM120 100H121V99H120ZM123 100L125 101V99H123ZM123 100H122V102H123ZM150 100H151V103H150ZM169 100H170V99H169ZM182 100H180V101H182ZM235 100H236V98H235ZM29 101H28V104H29V105H27L28 109H30L29 106H30V104H32V103L29 102ZM47 101H48V100H47ZM59 101H57V103H58ZM61 101H62V100H61ZM65 101H64V102H65ZM69 101H70V100H69ZM75 101H77V99H76ZM104 101H106V100H104ZM107 101H109V100H107ZM133 101L135 102V100H133ZM137 101H138V100H137ZM142 101H143V102H142ZM147 101H149L150 105H149V104H146V103H148ZM154 101H156V99H155ZM180 101H179V102H180ZM187 101H189V102H187ZM212 101H214V99H213ZM217 101H218V102H217ZM35 102H36V101H35ZM35 102H34V103H35ZM37 102H38V101H37ZM52 102H54V101H51V103H52ZM64 102H62V103L64 104ZM66 102H67V101H66ZM72 102H74V101H71V103H72ZM99 102H100V101H99ZM99 102H98V103H99ZM173 102H175V101H173ZM179 102H177V104H178ZM216 102L219 104L220 101L217 99ZM221 102H220V104H221ZM255 102H256V101H255ZM255 102L253 101V103H255ZM261 102H262V101H261ZM34 103H33V104H34ZM43 103H44V102H42V104H43ZM59 103H60V102H59ZM59 103H58V104H59ZM69 103H70V102H69ZM107 103H108V102H107ZM112 103H113V102H112ZM126 103H127V102H126ZM128 103H129V102H128ZM128 103L126 104V106L129 105ZM130 103H131V101H130ZM156 103H159V104H160V101L157 100ZM166 103H167V102H166ZM193 103H195L196 105L194 104V105H195V106H194ZM199 103H200V102H199ZM224 103H222V104H224ZM239 103H240V104H239ZM241 103H242V101H238V105H241ZM26 104H27V103H26ZM26 104H25V105H26ZM33 104H32V107H31V108H34L33 106H35V105H36V106H37L38 104L40 105V102L37 103V104L35 103L34 105H33ZM44 104H45V103H44ZM44 104H43V105H44ZM48 104H49V105H48ZM48 104H47L48 106H51L52 104L55 105V102L52 103L51 105H50V103H48ZM63 104H62V105H63ZM67 104H68V103H67ZM73 104H74V103H73ZM73 104L71 105L72 107H73ZM78 104H79V103H78ZM90 104H91V103H90ZM99 104H100V103H99ZM104 104H106V103H104ZM118 104H119V103H117V106H118ZM121 104H122V103H121ZM124 104H125V103H124ZM138 104H139V103H138ZM138 104H137V105H138ZM164 104H165V103H164ZM172 104H175V103H172ZM201 104H200V105H201ZM213 104H215V102H214ZM222 104H221V105H222ZM231 104H234V105H235L234 102H232ZM243 104H244V103H243ZM43 105H41V106L44 107ZM47 105H46V106H47ZM54 105L51 106L52 108L50 107V109H51L50 111H49V110H48V111L46 110V111L49 112V113H50L51 111H53L52 109H54V107H55ZM64 105H65V104H64ZM92 105H93V104H92ZM100 105H101V104H100ZM134 105H136V104H134ZM143 105H142V107L139 105V106L143 109V111L140 110V111H141L140 113L143 112V114H144V113L146 114V112H145V109H146V108H145ZM147 105H148V106H147ZM161 105H162V104H161ZM221 105H219V106H221ZM2 106H3V105H2ZM41 106H40V108H41ZM77 106H80V105H77ZM85 106H86V105H85ZM107 106H109V105H107ZM114 106H116V105H114ZM114 106H113V108H114ZM123 106H125V105H123ZM129 106H131V104H130ZM151 106H152V105H151ZM156 106H158V104H157ZM172 106L174 107V105H172ZM172 106H171V107H172ZM209 106H212V102L209 103ZM231 106H232V105H231ZM244 106H245V104H244L243 106H242V105L239 106V108H240V109L243 108L242 110H244L245 108H247V107H246L247 105L245 106V108H244ZM261 106H262V107H261ZM58 107H59V105H58ZM62 107H63V106H62ZM87 107H88V106H87ZM97 107H98V106H97ZM100 107H102V106H100ZM103 107H104V106H103ZM153 107H154V105H153ZM166 107H167V104H166ZM168 107H169V106H168ZM175 107H177V106H175ZM175 107H174V109H175ZM178 107H179V106H178ZM193 107L195 108V110H194ZM214 107H215V106L213 105L212 108H214ZM223 107H224V106H223ZM232 107H233V106H232ZM234 107H235V106H234ZM241 107H242V108H241ZM23 108H24V106H23ZM23 108H21V109H23ZM25 108H26V107H25ZM36 108L38 109V106H37ZM40 108H39V109H40ZM63 108H65V106H64ZM68 108H69V107H68ZM81 108H82V107H81ZM85 108H86V107H85ZM98 108H99V107H98ZM108 108H110V106H109ZM116 108H117V107H116ZM125 108H126V107H125ZM134 108H135V107H134ZM137 108H138V110H139V107H137ZM141 108H140V109H141ZM144 108H145V109H144ZM184 108H186V109H184ZM192 108H193V109H192ZM212 108H211V109H212ZM216 108H219V107H215V109H216ZM227 108H228V107H227ZM230 108H231V107H230ZM230 108H229L230 112H231V110H232V112L234 113V111H233L234 108H233V109H230ZM28 109H27V110H28ZM37 109H34V112H36V114H37V116H36V115H34V116H36V117H35L36 119L38 118V119H37V120H38L37 123H38L40 120H42L43 117H38V114H39V116H40V113L38 112ZM44 109H45V108H44ZM46 109H48V108H46ZM88 109H89V107H88ZM100 109H101V108H100ZM100 109H99V110H100ZM114 109H115V108H114ZM148 109H151V111L149 110V113H150V112H152V109H153V108H151V107H150V108H147L146 111H147ZM157 109H159V108L157 107ZM191 109H192V111H191ZM235 109H236V107H235ZM237 109H238V106H237ZM237 109H236V110H237ZM256 109H255V110H256ZM19 110H20V109H19ZM24 110H25V109H24ZM24 110H23V111H24ZM30 110L32 111V109H30ZM30 110H28V114H29V111H30ZM68 110L71 111L72 109H68ZM104 110H105V108H104ZM116 110H117V109H116ZM121 110H122V109H121ZM123 110H125V109H123ZM153 110H154V109H153ZM162 110H163V108H162ZM162 110H161V111H162ZM185 110H186L187 112H185ZM196 110H199V111H197V113H198L199 115H196V114H195V113H196ZM208 110H209V109H208ZM216 110H217V109H216ZM223 110H225V108H223ZM229 110L227 111L228 114H229ZM242 110H241V111L238 110V111H240V113H243L244 111H247V110H244V111H242ZM255 110H252V111H255ZM21 111H22V110H21ZM23 111H22V113H24V114L27 113V111H25V112H23ZM39 111H40V110H39ZM41 111H45V110L41 109ZM41 111H40V112H41ZM46 111H45V113H46ZM70 111H68V112L70 113ZM78 111H79V110H78ZM89 111H90V110H89ZM100 111H101V110H100ZM102 111H103V110H102ZM130 111H131V110H130ZM134 111H135V109H134ZM136 111H137V110H136ZM157 111H158V110H157ZM157 111H155V112H157ZM159 111H160V110H159ZM189 111H190V114L192 113L191 115H193V117H191V115L189 116ZM204 111H205V110H204ZM210 111H212V110H210ZM217 111H218V110H217ZM18 112H20V111H18ZM34 112H31V113L34 114ZM37 112H38V113H37ZM64 112H65V111H64ZM71 112H72V111H71ZM74 112H75V111H74ZM82 112H83V111H82ZM92 112H95V111L93 110ZM109 112H110V110H109ZM111 112H112V111H111ZM127 112H128V111H127ZM138 112H139V111H138ZM138 112H137V114H139L138 116H139V118H140V116H141L142 114H140V113H138ZM155 112H154V114H153V116H152L153 118L155 117L154 119H156V117H158L157 115H159V116L162 115V114H160V113L156 115ZM177 112H178V113H177ZM220 112H221V111H220ZM223 112H224V111H223ZM232 112H231V115H230V116H234V117H231L230 119H234L235 116H236V114H237L236 118L239 117L238 115H240V116L242 115V114H239V113H237V112L235 113V115H233ZM41 113H43V112H41ZM49 113H48V114H49ZM61 113H62V112H61ZM69 113H68V114H69ZM78 113H79V112H78ZM84 113H85V112H84ZM86 113H87V111H86ZM88 113H89V112H88ZM113 113H114V114H112V115L115 116V111H113ZM118 113H119V112L117 111V114H118ZM124 113H126V112H124ZM130 113H131V112H130ZM132 113H135V112H133V109H132ZM157 113H158V112H157ZM175 113H177V114H175ZM208 113L211 114V112H209V111H208ZM208 113H207V115H208ZM225 113H226V111H225ZM257 113H256V114H257ZM33 114H31V115L33 116ZM68 114L66 113V115H68ZM90 114H91V112H90ZM90 114H89V115H90ZM92 114H93V113H92ZM120 114H121V113H120ZM127 114H128V113H127ZM145 114H144V116L142 115L141 117H145V116L148 114V112H147L146 115H145ZM194 114H195V115H194ZM203 114H202V115H203ZM213 114H214V113H213ZM215 114H216V113H215ZM220 114H221V113H220ZM226 114H227V113H226ZM243 114H245V113H243ZM108 115H109V114H108ZM108 115H107V116H108ZM112 115H111V117H112ZM130 115H131V114H130ZM132 115H133V114H132ZM151 115H152V113H151ZM154 115H156V116H154ZM221 115H223V113H222ZM254 115H253V116H254ZM21 116L24 117V118H22V121H20L21 123L24 122V120L26 119V117H27V119H28V116H27V115L25 116V115L21 114ZM29 116H30V115H29ZM41 116H42V115H41ZM68 116H70V115H68ZM109 116H110V115H109ZM18 117H19V116H18ZM44 117H45V116H44ZM59 117H60V116H59ZM71 117H73V116H71ZM100 117H101V116H100ZM121 117H122V114H121ZM124 117H125V116H124ZM134 117H135V116H133L132 118H134ZM152 117H151V119H152ZM203 117H204V116H203ZM243 117H244V116H243ZM247 117L245 116V120L243 121L244 124L247 123V121L250 120V119H248V120L246 121ZM263 117H264V116H263ZM263 117H262V118H263ZM30 118H31V116H30ZM39 118H41V119H39ZM65 118H66V117H65ZM79 118H81V117H79ZM112 118H113V119H112ZM112 118H111L110 120H115L114 117H112ZM146 118L149 119V118H150L149 115L146 116ZM190 118H191V119H190ZM228 118H229V116H228ZM228 118H227V119H228ZM23 119H24V120H23ZM27 119H26L25 121H27ZM33 119H34V117H33ZM33 119H31L32 121H27V122H28V123H30V122H31V123H36L35 120H34L35 122H33ZM63 119H64V118H63ZM73 119H74V118H73ZM100 119H102V118H99V120H100ZM107 119L109 120V118H107ZM119 119H120V115H119ZM126 119L128 120V118H125V122H127ZM130 119H131V118H130ZM134 119H135V118H134ZM134 119H133V120H134ZM140 119H141V118H140ZM140 119H138V120H140ZM144 119H145V118H142L141 121H144ZM154 119H152L153 122L156 121V120L154 121ZM161 119H162V117H161ZM188 119H190V120H188ZM203 119H204L205 121L207 120V121H206L207 124H205L204 126L202 125V124H203L202 121H204ZM241 119H242V116L240 117L239 120H241ZM243 119H244V118H243ZM243 119H242V120H243ZM44 120H46V121L48 122V120H47L46 118H44ZM55 120H56V119H55ZM55 120H52V122L54 123V125L56 124V126H57V122H55ZM76 120H77V119H76ZM79 120H80V119H79ZM83 120H85V119H83ZM99 120H98V122H99ZM103 120H104V119H103ZM138 120H136V122H135L136 124H137V121H138ZM187 120H188V121H187ZM224 120H225V119H224ZM234 120H235V119H234ZM236 120H238V119H236ZM242 120H241V124L243 123ZM263 120H264V118H263ZM50 121H51V120H50ZM70 121H71V120H70ZM80 121H81V120H80ZM100 121H101V120H100ZM129 121H130V120H129ZM141 121L139 122V126H138V124H137L136 128L134 127V129H133V130L130 129V131L132 130L131 133L133 134V131H134V132H138V131L140 130V128H141L142 131L140 130L139 132H141L142 134L145 133V135L147 134V137H145V138H148V140H149L148 133H146V132L148 131V129H147L146 127H145L146 129L143 128L144 130H146L145 132H143L144 130L142 129V127H144V126L140 127V123H142ZM145 121H146V120H145ZM145 121L143 122L144 124H145ZM148 121H150V119H149ZM152 121H151V122H152ZM157 121H158V119H157ZM159 121H160V119H159ZM163 121H160V122H163ZM209 121H210V120H209ZM245 121H246V122H245ZM27 122H26V123H27ZM41 122H43V120L40 121L39 123H41ZM47 122H46V123H47ZM65 122H66V121H65ZM85 122H86V120H85ZM85 122H84V123H85ZM102 122H104V121H102ZM110 122H111V121H110ZM116 122H119V121L116 120L115 123H114L113 125L117 124ZM120 122H121V119H120ZM130 122L132 123V121H130ZM130 122L128 123V125L130 124ZM146 122H147V121H146ZM160 122H159V123H160ZM226 122H228V121H226ZM239 122H240V121H238V123H239ZM18 123H19V122H18ZM26 123H24V125H25ZM28 123H27V124H28ZM39 123H38V124H39ZM53 123H52V124H53ZM107 123H108V122H107ZM122 123H124V122H122ZM143 123H142V125H143ZM155 123H156V122H155ZM188 123H187V124H188ZM218 123H219V124H218ZM220 123H221V124H220ZM38 124H35V126L38 125ZM42 124H44V127H45V125L51 124V122H50V123L48 122V124H45V121H44V123H42ZM77 124L79 125V124H82V123H81V122H77ZM77 124H76V125H77ZM99 124H100V123H99ZM99 124L96 125V127H98V128L101 127V126H99ZM133 124H134V123H133ZM146 124H148V123H146ZM152 124H153V123H152ZM216 124H217V125H216ZM228 124H230V125H228ZM239 124H240V123H239ZM262 124L264 125V123H262ZM262 124H261V125H262ZM21 125H22V124H21ZM31 125H32V124H31ZM31 125L24 126V128H26V127L28 128V127H30ZM33 125H34V124H33ZM54 125H53L52 127H51V125H49V126H50V129H51V128L53 129ZM58 125H59V123H58ZM76 125H74V126H76ZM78 125H77V126H78ZM88 125H89V124H88ZM88 125H87V126H88ZM90 125H92V124H90ZM90 125H89V126H90ZM101 125H102V124H101ZM103 125H104V126H107L108 124H107V125H106V124H103ZM113 125H112V126H113ZM119 125H121V123H119ZM134 125H135V124H134ZM158 125H157V126H158ZM164 125H165V126H164ZM189 125H190V124H189ZM189 125H188V127H189ZM221 125L224 126L225 128H224V127H221ZM234 125H236V124H234ZM11 126H12V125H11ZM39 126L43 127L42 125H39ZM60 126H61V125H60ZM68 126H69V125H68ZM70 126H71V125H70ZM70 126H69V127H70ZM104 126H102V127L104 128ZM109 126H110V125H109ZM145 126H147V125H145ZM148 126H149V124H148ZM151 126H152V127H154V126L156 127V124H155L154 126H153V125H151ZM160 126H159V128H160ZM190 126H191V125H190ZM198 126H199V127H198ZM227 126H228V127H227ZM236 126H237V125H236ZM259 126H260V125H259ZM259 126H258V127H259ZM21 127H22V126H21ZM31 127H32V126H31ZM44 127H43V128H44ZM63 127H64V126H63ZM83 127H85V126H83ZM127 127H128V126H127ZM137 127H138V128L140 127V128L138 129ZM152 127H151V130L149 129L148 132H150V131L152 132ZM155 127H154V128H155ZM197 127H198V128H197ZM218 127H217V129H219ZM261 127H262V126H261ZM261 127L258 128V129H256V131L258 130L257 132H258L259 134L264 133V132H260ZM27 128H26V129H27ZM48 128H49V127H48ZM76 128H80V127H76ZM76 128H75V129H76ZM86 128H87V127H86ZM90 128H91V127H90ZM92 128H93V127H92ZM98 128L94 129V131H97ZM117 128H120V127H117ZM122 128H123V127H122ZM131 128H133V126H131ZM154 128H153V129H154ZM165 128H166V127H165ZM165 128H164V129H165ZM180 128H181V127H180ZM186 128H187V127H186ZM193 128H194V127H193ZM196 128H197V129H196ZM201 128H200V129H201ZM209 128H211V129H209ZM215 128H214L213 133L217 131V130H215ZM234 128H235V126H234ZM36 129H37V128H36ZM40 129H41V128H40ZM45 129H47V128H45ZM45 129H43V130H45ZM56 129H59V127L56 128ZM71 129H72V128H71ZM99 129H100V128H99ZM126 129H129V128H126ZM126 129H125V130H126ZM135 129H137V131H135ZM155 129H157V128H155ZM182 129H183V127H182ZM182 129H179V130H178L179 132L177 131V132H178L177 134H179L180 131H181V134H183L184 131H182ZM188 129L191 130V129H192V126H191L190 128L184 129V130H185V131L187 130L186 132L188 133ZM259 129H260V130H259ZM27 130H29V129H27ZM41 130H42V129H41ZM54 130H55V129H53V132L55 133L56 131H54ZM59 130H60V129H59ZM80 130L82 131V129H80ZM80 130H78V132H81ZM87 130H88V129H87ZM90 130L92 131L93 129H90ZM101 130H102V128H101L98 132H100ZM104 130H105V129H104ZM110 130H111V129H110ZM122 130H123V129H122ZM125 130H124V131H125ZM162 130H163V129H162ZM166 130H167V129H166ZM166 130H164L165 133H166ZM168 130H169V131H168ZM168 130H167V131H168L169 134H170L172 131L170 132V129H168ZM210 130H211V131H210ZM262 130H264V127L262 128ZM35 131H36V130H35ZM37 131H38V130H37ZM66 131H67V129H66ZM83 131H86V130L83 129ZM113 131H114V130H113ZM117 131L119 132L120 130H117ZM127 131H128V130H127ZM153 131H155V133H157V134H158V132H159V131L156 132V130H153ZM164 131H163V132H164ZM173 131H174V130H173ZM191 131L193 132V130H191ZM26 132H27V131H26ZM28 132H29V131H28ZM28 132H27V133H28ZM49 132H50V130H49ZM61 132H62V131H61ZM71 132H72V131H71ZM87 132L89 133V134H87V135H89V136L93 135L92 132L90 133L89 131H86V133H87ZM101 132H102V131H101ZM107 132H108V131H107ZM107 132H106V133H107ZM151 132H150V133H151ZM174 132H176V130H175ZM174 132H173V133H174ZM219 132H218V133H219ZM243 132H244V134H243ZM246 132L249 133V135H248ZM253 132H252V133H253ZM257 132H256V133H257ZM37 133H38V132H37ZM40 133H43V134H45V135L47 136V131H45V133H44V131H42V132H40ZM40 133H39V134H40ZM51 133H52V132H51ZM51 133H50V134H51ZM54 133H53V134H54ZM57 133H58V132H57ZM59 133H60V132H59ZM81 133H82V132H81ZM81 133H80V134L78 133L79 136L81 135ZM104 133H105V132H104ZM104 133H103V137L105 136ZM111 133H112V132H111ZM127 133H128V132H127ZM129 133H130V132H129ZM141 133H139V135H140L141 137H143L144 134L142 135ZM155 133H153V135H154ZM173 133H172V134H173ZM184 133H185V132H184ZM187 133H186V135H187ZM190 133H191V132H190ZM190 133H189V135H190ZM193 133L195 134V132H193ZM213 133H210V134H209L210 139H211L212 136H214ZM245 133H246V134H245ZM256 133L254 132L253 134H255V136H257L258 133H257V135H256ZM48 134H49V133H48ZM50 134H49V136H51ZM61 134H64V133H61ZM66 134H67V132H66ZM69 134H71V133H69ZM74 134H75V133H74ZM74 134H73V135H74ZM78 134L76 133V135H78ZM90 134H91V135H90ZM97 134H99V133H97ZM120 134H121V132H119V135H120ZM137 134H138V133H137ZM194 134H193V135H194ZM198 134H199V135H198ZM40 135H41V134H40ZM45 135H44V136H45ZM54 135H56V134H54ZM54 135H53V136H54ZM57 135H60V134H57ZM67 135H68V134H67ZM71 135H72V134H71ZM76 135H74L75 138L77 137ZM99 135H100V134H99ZM106 135H107V134H106ZM108 135H109V134H108ZM108 135H107V136H108ZM128 135H129V134L126 135L127 137L125 136V137L127 138V140H129V139H128L129 136H130V137L132 136L131 134H130L129 136H128ZM133 135H134V138H133V136H132L129 142H131V140H132V139H135L136 137H138V138L140 137L139 135L135 136L136 133L133 134ZM145 135H144V136H145ZM160 135H161V136H162V135L165 136V134H161V133L158 134V135L155 134L154 138L151 136V137H152V140L155 139L156 136H158V137H156L155 142H153V143H154V144H153V148H154V150L151 149V151L149 152L150 154H148V156H147V154H145V153H146L145 151H142V153L145 152L144 155L147 156V158L145 159V162L142 160V162H144V163H142L141 160L138 159V158H139V156L142 157V158H144L145 156H144V157L141 156V155H142L141 153H140L141 155H139V154H138V151L136 150V151H137L136 154H138V156H137V157H138L137 160H140V163H141V165L139 164L140 167L137 169V170H139V171H138L139 174H138V172H134V171H131V170H129V172H131L130 174H132V172H133V174H134V173H137L138 175H137V174H134V175L132 174L134 177L131 178V177L128 175L129 172L126 174V176L128 175V177H126L127 182H130V181H131V180H129V178L132 179V181H134L135 176H137L136 179H135V181H134L135 185H133V182L131 181V182H132V185L134 186V188H132V187L130 186L131 183L129 184V186L131 187V188H130V187H129V188H130V189H133V191H132L131 193L128 191V194H129V193L131 194V201H132V205H131V206H132V207H130V209H127V210L124 208V209H125V212H123V211H122V210H123L122 207H126V206H128L129 203H127V202H129V201H126V204H125L126 206H125V205L122 206V204H119V205L122 206V207H121V208H122L121 210L119 209V207L116 208V207L113 205V206H114V209L116 208V209L119 210V211H115L116 209H115L114 211L112 210L111 212H113V213H111V215H114V218L117 219L116 221H117V223L119 224V226H120L121 224H123V225H122L123 227L126 225V226L124 227V231H125V228H126V227L128 228V226H127L128 224H135V226H136V228H137V225L139 226V224H136V223H138V222L141 223V222L143 221V220L141 221V219L144 218L145 215H146V217L149 218L148 220H150V217L153 218L154 213L152 214V213L150 212V211L152 210V209L150 210V208H151L150 206H152V205H150V204H149V201H148V195H149V194H148V190H149L150 188H152V187H155V184H152L153 181H151V179H147V183L145 182V180H146V178L148 177V175H150V174H147L148 172H150V171H148L149 169H150V170H153L154 172H157L156 174H159V173L162 172V171H161L162 169H161V167H160V169H159V166H162V165L164 164L162 168H164V170H166V168L164 167L166 164L163 163V162H162L163 164L159 162L160 164H162V165H160V164L157 163L158 161H157V159H156L158 156H159L158 158H160V157H162V156L164 157V152H163L162 150H163L164 147H166V146H165L166 144H165V145L163 144L164 146H162V143H165V142H159L160 140H158V139L160 138V137H159ZM166 135H167V133H166ZM174 135H175V136H174ZM174 135H170V136H172V137H176V134H174ZM179 135H180V134H179ZM191 135H192V134H191ZM191 135L189 136V138H186V137H188V135L185 137V134H184V136H181L182 138L184 137V139H183L184 141L182 140L181 137H180V138H181V139H180L179 136H178L177 138H173L172 140H171V137L169 136V137H170L169 139L171 140L172 143L170 142V144H171V145H170L169 143L166 142L167 144H169V145H168L169 147L167 146V147H168V150H167L168 153H166V154H168V156H167V155H166V156L169 157V161H170L171 163L175 162L174 165H171L172 167H173V166L176 167V165L181 167L182 163L184 164V162H185V164H187L186 161H183V162H182V159L185 160V158H183V157H185V154H186V156H187V155L189 156V157L186 158V160H187L188 163L194 158V157H192V159H191V155H190V154H191V150H192V148H193V145L191 146L192 148H190V146L188 145V143H190V144H191V143L194 144L193 142H195V140H196V143H197V141H198L197 139H199V141H198L199 143H198V144H201V143H200V140L202 139V140H201V142H202L203 139H204V136H203V137L201 136L200 138L197 137V139H196L194 136H192V137L195 138V140L192 142L190 139L193 140L194 138H192ZM215 135L218 137L219 134L217 135V133H216ZM222 135H221V137H222ZM231 135H233V137H231ZM245 135H248V136H245ZM263 135H264V134H263ZM263 135L260 136V139H261V137H263V140H264V136H263ZM22 136H23V134H22ZM41 136H42V135H41ZM53 136H51V137H53ZM62 136H63V135H62ZM62 136H60V138H61ZM89 136H88V137H89ZM112 136H113V133H112ZM206 136H207V135H206ZM216 136H215L214 138H217ZM253 136H254V135H253ZM253 136H252V134H251L250 137L252 138ZM51 137H50V138H51ZM74 137H73V138H74ZM81 137H82V135H81ZM93 137H96L95 134L93 135ZM100 137H101V136H100ZM109 137H110V135H109ZM109 137H107V138H109ZM167 137H168V136H167ZM167 137H166V139H167ZM190 137H191V138H190ZM207 137H208V136H207ZM219 137H220V136H219ZM230 137H231V138H230ZM19 138H20V137H19ZM26 138H27V137H26ZM26 138H24V139H26ZM37 138H40V137H37ZM41 138H42V137H41ZM44 138H45V137H44ZM44 138H43V139H44ZM57 138H58V137H57ZM57 138H56V139H57ZM60 138H59V139H60ZM75 138H74V139H75ZM79 138H80V137H79ZM91 138H92V137H91ZM98 138H99V137H98ZM105 138H106V136H105ZM161 138H162V137H161ZM227 138H228V136L226 137V139H227ZM251 138H250V139H251ZM16 139H18V137H16ZM24 139H23V140H24ZM28 139H29V138H28ZM33 139H34V138H33ZM35 139H36V138H35ZM35 139H34V140H35ZM43 139H41V140H42V143H40V144H43V143H44L43 141L46 142L48 138H47V139L45 138L46 140H45V139L43 140ZM70 139H71V138H70ZM74 139H73V140H74ZM85 139H88V138H85ZM94 139H95V138H94ZM99 139H101V138H99ZM122 139H124V138H121V140H122ZM141 139H142V138H140V141H142ZM163 139H164V138H163ZM163 139H162V140H163ZM166 139H165V140H166ZM169 139H167V140L170 141ZM177 139L182 140L183 144L181 143V141H179V142H180V143H179V142L177 141ZM188 139H189V140H188ZM210 139H209V140H210ZM218 139L220 140V138H218ZM221 139L225 140L224 137L221 138ZM253 139H254V138H253ZM48 140L50 141V139H48ZM54 140H55V138H54ZM95 140H96V139H95ZM103 140H104V142H105V139H103ZM113 140H115V138H114ZM121 140H120V141H121ZM125 140H126V139H125ZM125 140H124V141H125ZM135 140H139V139H135ZM143 140H144V139H143ZM173 140H175V141H177V142H175V141L173 142ZM204 140H205V141H204L203 144H205V142H206V139H204ZM219 140L217 141V143H219ZM37 141H38V142H41V141H39L38 139H37ZM49 141H47V142L49 143ZM65 141H66V140H65ZM87 141H88V140H87ZM89 141H93V140H89ZM89 141H88V142H89ZM109 141H111V140L109 139ZM146 141H147V140H146ZM146 141H145V142L143 141V142L146 143ZM150 141H151V140H150ZM157 141H158V142H157ZM211 141L213 142V138L211 139ZM211 141H208V142L210 143ZM221 141H222V140H221ZM257 141H259V144H260V143H264L263 141L260 142L261 140H259V138H258V140H257V138H256V142H257ZM26 142H28V140H26ZM38 142H36V144H37ZM67 142H68V143H71L72 141H69V138H68V140L66 141V143H67ZM76 142H77V141H76ZM97 142H98V143H96L95 146H97V144L99 145V142H100V141L98 140ZM107 142H108V140H107ZM111 142H112V141H111ZM121 142H122V141H121ZM132 142H133V140H132ZM132 142H131V143H132ZM253 142H255V139H254ZM19 143H20V142H19ZM23 143H24V142H23ZM30 143H31V142H30ZM50 143H51V142H50ZM50 143H49V144H50ZM57 143H58V141H57ZM59 143H61L60 140H59ZM73 143H74V142H73ZM73 143H72V145H70V146L73 147ZM78 143H79V142H78ZM78 143H77V145H79ZM81 143H82V142H81ZM109 143H110V142H109ZM109 143H108V144H109ZM123 143H124V142H123ZM126 143H128V141H126ZM126 143H125V144H126ZM141 143H142V142H141ZM141 143H140V144H141ZM148 143H149V142H148ZM160 143H161V146H162V147L160 146ZM217 143H215V141H214V143H212V144L217 145ZM224 143H225V141H224ZM16 144H17V143H16ZM21 144H22V143H21ZM36 144H35L34 146H37ZM40 144H38V147H36V149L39 148V146H40V147L42 146V145H40ZM44 144H45V143H44ZM49 144H47V145H49ZM55 144H56V143H55ZM101 144H102V143H101ZM101 144H100V148L97 146L99 149H101ZM108 144H107V145H108ZM129 144H130V143H129ZM133 144H134V143H133ZM133 144H131L130 146H132ZM135 144H136V143H135ZM135 144L133 145L134 148H136L137 146H138V148L141 147V146H139L140 144H138L137 146H136ZM142 144H143V143H142ZM142 144H141V145H142ZM146 144H147V143H146ZM149 144H150V143H149ZM149 144H148V146H149ZM227 144H226V146H227ZM255 144L258 145V143H255ZM25 145H26V144H25ZM25 145H22V146H25ZM27 145H28V144H27ZM32 145H33V144H32ZM32 145H31V146H32ZM62 145H63L62 147H64V144H62ZM75 145H76V144L74 143V146H75ZM83 145H86V143L83 144ZM107 145H106V146H107ZM115 145H116V144H115ZM118 145H121V144H118ZM127 145H128V144H127ZM157 145L160 146V147H157ZM187 145H188V146H187ZM194 145L196 146L197 144H194ZM201 145H202V144H201ZM210 145H211V144H210ZM220 145H221V144H220ZM224 145H225V144H224ZM262 145H264V144H262ZM2 146H3V145H2ZM15 146H16V145H15ZM18 146H20V145H18ZM34 146H33V147H34ZM50 146H51V144H50ZM52 146H53V145H52ZM54 146H55V145H54ZM57 146H59V145H57ZM68 146H69V145H68ZM80 146H81V145H80ZM80 146H78V147L81 148ZM89 146H90V145H89ZM124 146H125V145H124ZM128 146H129V145H128ZM130 146H129V147H130ZM135 146H136V147H135ZM170 146H171V147H170ZM195 146H194V148H195ZM198 146H200V145H198ZM228 146H231V145H228ZM234 146H233V147H234ZM43 147H44V145H43ZM45 147H46V146H45ZM45 147H44V148H45ZM76 147H77V146H76ZM97 147H96V149H97ZM116 147H118V146H116ZM125 147H126V146H125ZM144 147H145V146H144ZM146 147H147V146H146ZM146 147H145V148H146ZM149 147H151V146H149ZM149 147H147V148H149ZM203 147H205V146L203 145ZM216 147H218V145H217ZM250 147H251V148H250ZM254 147H255V148H256V147L259 148V147H261V145L254 146ZM262 147H263V146H262ZM14 148H15V147H14ZM18 148H19V147H18ZM25 148H26L25 152L22 150V148H21V152H20V150H19V152L21 153V155H23V154H22L23 152H24V154L27 153V151H28L27 149H28L29 147H25ZM44 148H43V149H44ZM52 148H53V147H52ZM54 148L57 149V147H54ZM73 148H74V147H73ZM87 148H88V147H87ZM103 148H104V147H103ZM118 148H119V147H118ZM126 148H127V147H126ZM138 148H137V149H138ZM141 148H143V147H141ZM159 148L162 149V150H159ZM169 148H170V149H169ZM189 148H190V154H188V153H185V154H184V152H186V150L189 149ZM208 148H210V147H208ZM220 148H221V147H220ZM224 148H225V146H224ZM249 148H250L251 151L249 150ZM15 149H16V151L14 152ZM15 149L12 150L14 153L12 152L10 155H12V156H16V155L20 154V153L17 152V151H18L17 148H15ZM34 149H35V148H34ZM45 149H46V148H45ZM56 149H55V151H56ZM58 149L61 150L62 148L60 147V148H58ZM58 149H57V150H58ZM82 149H83V152H85L84 150H85L86 148L84 149V148L82 147ZM119 149L122 151V148H119ZM123 149H124V148H123ZM128 149H129V148H128ZM128 149H127L126 151H128ZM165 149H166V148H164V150H165ZM221 149H222V148H221ZM226 149H228V148H226ZM233 149H234V148H233ZM262 149H263V148H262ZM29 150H30V149H29ZM32 150H33V149H32ZM41 150H42V149H41ZM46 150H47V149H46ZM74 150H76V149H74ZM93 150H94V149H93ZM111 150H112V149H111ZM114 150H115V149H114ZM130 150H131V149H130ZM139 150H141V149H139ZM142 150H144V149H142ZM147 150H150V149H147ZM193 150H194V149H193ZM193 150H192V152H193ZM214 150H215V149H214ZM224 150H225V149H224ZM224 150H223V151H224ZM263 150H264V149H263ZM7 151H8V150H7ZM22 151H23V152H22ZM55 151H54V150H52V151L50 150V155H51V152L54 153ZM58 151H59V150H58ZM72 151H73V150H72ZM81 151H82V150L77 151V153H79V152H81ZM86 151H87V150H86ZM124 151H125V150H124ZM167 151H166V152H167ZM195 151H196V150H195ZM195 151L193 152L194 154H195ZM197 151H199V150H197ZM197 151H196V152H197ZM248 151H250L249 154H248ZM255 151H256V150H255ZM2 152H3V151H2ZM16 152H17V154H16ZM31 152H32V151H31ZM36 152H37V151H36ZM47 152L49 153V151H47ZM56 152H57V151H56ZM92 152H93V151H92ZM109 152H110V151H109ZM117 152H118V151H117ZM128 152H130V151H128ZM131 152H133V151H131ZM131 152H130V153H131ZM224 152H225V151H224ZM224 152H223V154H224ZM236 152H237V151H236ZM3 153H4V152H3ZM9 153H10V152H9ZM42 153H43V152H42ZM57 153H58V152H57ZM63 153L65 154L66 152H63ZM67 153H68V152H67ZM74 153H75V151H74ZM95 153H96V152H95ZM105 153L107 154V152H105ZM133 153H135V152H133ZM147 153H148V152H147ZM153 153H154L157 157H152L151 154H153ZM203 153H204V152H203ZM225 153H226V152H225ZM255 153H256V152L253 151V155H254ZM14 154H16V155H14ZM27 154H28V153H27ZM58 154H59V153H58ZM68 154H69V153H68ZM93 154H94V153H93ZM93 154L91 153V155H93ZM121 154H122V153H121ZM196 154H199V153H196ZM200 154H201V153H200ZM247 154H248V155H247ZM36 155H38V153H35V158H36ZM56 155H57V154H56ZM71 155H75V154L71 153ZM80 155H81V154H80ZM80 155H79V156H80ZM103 155H104V154H103ZM103 155H101V156H103ZM107 155H108V154H107ZM129 155H130V154H129ZM183 155H184V156H183ZM210 155H211V154H210ZM215 155H216V153H215ZM225 155H226V154H225ZM225 155H224V156H225ZM3 156H4V155H3ZM25 156H26V154H25ZM61 156L63 157L64 155H61ZM79 156L76 155V157H79ZM85 156H86V155H85ZM131 156H132V155H131ZM166 156H165V160H167V159H166ZM182 156H183V157H182ZM193 156H194V155H193ZM197 156H199V155H197ZM197 156L195 155V157H197ZM222 156H223V155H222ZM224 156H223V157H224ZM254 156L257 157V154L254 155ZM33 157H34V156H33ZM44 157H45V156H44ZM51 157H53V156H51ZM58 157H59V156H58ZM80 157H81V156H80ZM80 157H79V158H80ZM87 157H89V156H87ZM111 157H112V156H111ZM125 157H126V156H125ZM128 157H129V156H128ZM133 157H134V156H133ZM135 157H136V156H135ZM201 157H203V156H201ZM205 157H206V156H204L203 158H205ZM216 157H219V156H216ZM223 157H222V158H223ZM83 158H84V157H83ZM100 158H101V157H100ZM112 158H113V157H112ZM129 158H130V157H129ZM153 158H154V159H153ZM171 158H174V159H171ZM189 158H190V159H189ZM197 158H198V157H197ZM250 158L252 159L253 157L251 156ZM87 159H88V158H87ZM87 159L85 158L84 161H85V160H86V161H91V159H88V160H87ZM101 159H102V158H101ZM103 159H104V156H103ZM115 159H116V158H115ZM123 159H124V158H123ZM152 159H153V160H152ZM170 159H171V160H170ZM198 159H199V160H198ZM198 159H196V160L200 161V156H199ZM224 159H225V158H224ZM224 159H223V161H222V160H219L218 158L216 159V158L213 157V156H210V161H211V162L209 161V159H207V160H206V159H203V160H206V162H205V161H201L200 163H203V162L206 163V164L208 163L207 165H210V163H211V165H210V166H206V168H205V165H202V164H201L202 166H204V168H202L203 170L201 169L202 166L200 167V166H199L200 163L197 161V163H199V165L197 164V165L199 166V167H197V170H198V169H201L200 171H204V169H205V172L208 174V175L206 176V179L209 181V183H210V182H212V183H217V182H218V183H219V180H222V181H220V183H221V184L223 183V184L220 185V186H222V190H221V192H223L224 194L219 195V194H220V193H219L220 191H218V192H217V190H213V191H212L211 188L214 189L215 187H214L213 185H215V184H213V185L210 184L211 186H213V187L210 186L211 188L205 186V185H208V184H209V183H207V182H205V183H207V184H205V185H201V180H202V179L205 180V181H207L205 178H202V179H201L200 177H202V176H200V177L198 176V177H197V179H198V181H199L200 183L197 182V183H195V184L193 185L192 183H194V182H190L191 184L188 182V180L186 179V177H187V173H189L188 170L191 169V168L193 169V166H194V167L197 166V165L195 164V161H196L195 159H194L195 161H193V160H192V161H193V163H194L196 166H195V165L192 163V161H191V163H192L193 165L191 164V165H192L191 168H190V166L187 167V165H186V167L188 168V170H187V169L185 170V169H183L184 165H182V168H181V169H182V170H185L187 173H185V171H182V170H181V171H182L181 174H179L180 167H176V168L173 167V168L171 169L170 164L167 163V164L169 165V167H170V168H167L170 174H171V172H172V171H170V170H174V169L178 170V171H176V173H175V170H174V173H175V174L172 172V173L175 175V178H176V174H177V176H178V175H182V174L185 173L186 176L184 175L185 178H183V180L185 179L186 181H182V182H187V183H189L190 185L188 186V185H186V183H185L186 186H184V185H183L184 183H183V184H182L183 186H182V185L180 184L181 182H179V186L181 185L182 187H181V188H180V187L175 188V187L178 186V184H177V183H178V182H177L178 180L175 181L176 179L173 177V180L175 179V180H174L175 182H173V185L167 183V182H172L173 180H172V176H171V175H170V176H171V179H170V178L167 179V178L169 177V176L167 177V175H168L169 173H167L166 177H165V175L163 176V174H166V172H167V170H166L165 172H162V176H161V177H165V178L167 179V180L165 179V183H166L165 185L167 186L166 188L168 189V190H166V191L174 192L173 190L177 189V190H176L177 192L175 191V192H176V195H180L178 192H180V190H181V191L184 193L185 190H182V188H184V187H186V188H184V189H187V191H188V189H190V188H192V189H194L195 187H198V188L200 187V188H201V186L207 188V190L204 189V188H202V189L199 188V189L202 190V191H203V190H204V191H208V192H206V194L208 193V194H207L208 196H209V191H210V189H211V191H212V192L210 191V192L212 193V196H213V192L215 191V192L217 193V196L219 195L218 197H220V198H218V197L216 196L217 199H220L221 202H219L220 200H218L217 202H215V205H214V204H210V205H213V207H215L216 204H217V206H219L218 208H221V207L223 206V208H222L223 211H224V210L226 211V209H227V210L232 209V208H229V207H230V206H234V207H233L234 209L231 210L230 212H229V211H228V212H224V213H223V212H216V213H217L216 215H215V213H213V214L215 215V218L213 217V214H212V213H209V211H210L209 209L212 210L213 208H212L211 206H209V205H208V206L211 207V208L206 207V206H205L206 208L204 207V205H206L207 202H206L205 204L203 203L204 205H203V204L200 205L201 202L198 204V203H196V202H193V203H192V202L190 201V200L193 201V199H194V198L191 199V196H193V195L191 194V192H193L191 189H190L191 192H190V190L188 191V192H190L191 195L188 194L187 191H185V192H186V195H185V193H184L185 196H187V194L190 196V198H189V199H190V200H189V203L191 202L193 205H194V204L196 205L195 207L193 206V209H194V208H197L196 210L194 209L196 212H197V210L199 209V207L202 209V207H201L202 205H203V207H204V209H203L204 211H206L205 209H208V208H209L207 212H208L210 215H212V218H214V221H213V222H212L213 219H212V220L210 219V221H208V219L211 218V216H210L207 212H205L206 214H208V215L210 216V217H209V216L206 217V214L203 213L202 210H200V211H201L205 216H202V217L200 216V217H199V220H198V217H197V220H196V216H197V214H200V213L197 212L196 215H195L194 213L192 214L191 212L194 211L192 208H190V207H192V205H191V204L189 205V204L186 202V200H183V199H182V200L179 201V199H178L179 202H183V201H185V202H186L185 205L188 204L187 207L190 206L189 208H190V210H192V211H191V212L188 211L189 213H187V212L185 211V213H186V214H190V215H194V216H195L194 218L191 217L193 220H196L197 222H198V221L200 222V219L203 218V219L201 220V222H202V221H204V218L206 217L207 221H208L209 223L211 222V223L213 224V225L211 224L213 227H211V230H209V231H213V232H214L213 235H211L210 237H205V236H204L205 234L203 235L202 231L200 232L199 235H198V234H197V235H198V236H201V233H202L203 238H204V237H205L206 239L208 238V239L211 241V239H212V237H213V239H212L213 242H214V241H215V243H217V242H221V243L223 244V247H222V249H221V250L223 251L222 253L224 254L223 256H224L225 259H227V260H225V259H224V260L227 262L228 259H229V260H230V264H254V262H253L254 259L257 260V263H258V264H264V153H261V155H260L259 157L256 158V159H258V161H256V162H251V161H250L251 164H248V162H247L248 165H245V164L243 165V163L237 165V164H234V163H233V162H234L233 160H232L233 162L230 160L229 162H232V163H233V164H231V163H229L228 161H226V159H225V160H224ZM229 159H231V157H230ZM232 159H235V157L232 158ZM241 159H240V160H241ZM256 159H255V160H256ZM38 160H39V157H38ZM57 160H58V159H57ZM72 160H73V159H72ZM72 160H70V161H72ZM79 160L82 161V163H83V159H82V157H81ZM79 160H78L77 162H79ZM96 160H97V159H96ZM108 160H109V159H108ZM111 160H113V159H111ZM127 160H128V159H127ZM127 160H126V161H127ZM135 160H136V159H135ZM137 160H136V161H137ZM188 160H189V161H188ZM212 160H213V161H212ZM227 160H228V159H227ZM67 161L69 162V159H67ZM75 161H76V160H75ZM130 161H132V159H131ZM136 161H135L134 163H136ZM155 161H156V162H155ZM207 161H208V162H207ZM235 161H237V160H235ZM241 161H242V160H241ZM253 161H254V160H253ZM57 162H59V161H57ZM65 162H66V160H65ZM65 162H64V163H65ZM77 162H76V163H77ZM121 162H122V161H121ZM121 162H120V163H121ZM123 162H124V161H123ZM128 162H129V161H128ZM128 162H127V163H128ZM167 162H168V160H167ZM170 162H169V163H170ZM212 162H213V163H212ZM239 162H240V161H239ZM49 163H50V162H49ZM53 163H54V162H53ZM71 163H72V162H71ZM85 163H87V162H84V164H85ZM106 163H107V161H106ZM129 163H131V162H129ZM204 163H203V164H204ZM237 163H238V161H237ZM240 163H241V162H240ZM50 164H51V163H50ZM66 164H67V163H66ZM66 164H65V165H66ZM68 164H70V162H69ZM72 164H73V163H72ZM84 164H83L82 166H84ZM89 164H90V162H89ZM95 164H96V163H95ZM97 164H98V163H97ZM99 164H100V162H99ZM108 164H109V163H108ZM111 164H114V163H111ZM117 164H118V163H117ZM122 164H124V163H121V164H120V168H121ZM131 164H132V163H131ZM131 164H130V165H131ZM75 165H76L75 167H78V164H75ZM80 165H81V162H80L79 166H80ZM114 165H115V164H114ZM124 165H126V163H125ZM49 166H50V165H49ZM52 166L54 167V165H52ZM52 166H51V167H52ZM55 166H56V165H55ZM73 166H74V165H73ZM82 166H81V167H82ZM89 166H90V165H89ZM89 166H87V168H88ZM91 166H92V165H91ZM97 166L100 167V165H97ZM118 166H119V164H118ZM127 166H128V164H127ZM132 166H133V164H132ZM137 166H138V165H137ZM155 166H156V167H155ZM53 167H52V169L55 168V167H54V168H53ZM75 167H74V168H75ZM84 167H85V166H84ZM128 167H130V166H128ZM134 167H135V166H134ZM149 167H152V168H149ZM166 167H167V166H166ZM186 167H184V168H186ZM45 168H46V167H45ZM60 168H61V167H60ZM69 168L71 169V166H70ZM74 168H73V169H74ZM87 168H86V170H87ZM124 168H126V167L124 166ZM124 168H122L123 171L125 170ZM136 168H137V167H136ZM177 168H179V169H177ZM65 169H66V168H65ZM79 169H80V168H79ZM82 169H83V168H82ZM84 169H85V168H84ZM84 169H83L82 171H84ZM92 169H93V168H92ZM92 169H91V171H92ZM94 169H95V168H94ZM94 169H93V170H94ZM134 169H135V168H134ZM195 169H196V168H195ZM195 169H193V171L190 170V175H189L188 177H189L190 179H192L193 181L196 182V180H194V174H193V173L191 174V172H194V173H195ZM45 170H46V169H45ZM56 170H59V171H60V169H57V168H56ZM76 170H77V169H76ZM117 170H118V169H117ZM159 170H160L161 172H160ZM164 170H163V171H164ZM197 170H196V174H197ZM48 171H49V170H47L46 172L48 173ZM54 171H55V170H53V172H54ZM63 171H64V169H63ZM73 171H74V170H73ZM79 171H80V170H79ZM82 171H80V172H78V173H81ZM87 171H89V170H87ZM135 171H136V170H135ZM181 171H180V172H181ZM198 171H199V170H198ZM38 172H39V171H38ZM51 172H52V171H51ZM74 172H76V171H74ZM85 172H86V171H85ZM85 172H84V173H85ZM92 172H93V171H92ZM104 172H105V171H104ZM119 172H120V171H119ZM151 172H152V171H151ZM205 172H204V173H205ZM40 173H41V171H40ZM47 173H45V174H47ZM59 173H60V172H59ZM59 173H58V174H59ZM61 173L63 174L64 172H61ZM86 173H88V172H86ZM94 173H95V172H94ZM94 173H93V175H94ZM101 173H103V172H101ZM115 173H116V171H115ZM121 173H123L122 176H123V178H125V177H124V172H121ZM125 173H126V171H125ZM206 173H205V174H206ZM49 174H50V173H49ZM55 174H57V173H55ZM66 174H68V173H66ZM73 174L75 175V173H73ZM73 174L70 173L69 175H73ZM76 174H77V173H76ZM109 174L111 175V172H110ZM151 174H153V172H152ZM154 174H155V173H154ZM196 174H195V175H196ZM63 175H65V174H63ZM69 175H68V176H69ZM79 175H80V174H79ZM90 175H92V174H90ZM104 175H106V173H105ZM112 175H113V174H112ZM118 175H119V174H118ZM132 175H131V176H132ZM144 175H147V176L145 177V180H144V178H142V179H143V180H142L141 177H143ZM201 175H203V177L205 176V175L203 174V172L201 173ZM80 176H81V175H80ZM82 176H83V175H82ZM101 176H102V175H101ZM114 176H115V175H114ZM150 176H152V175H150ZM159 176H160V175H159ZM190 176H191V177H190ZM192 176H193V177H192ZM87 177H88V176H87ZM106 177L108 178V176H106ZM111 177H112V176H111ZM115 177H116V176H115ZM155 177H158V176L156 175ZM178 177H179V176H178ZM178 177H177V178H178ZM181 177H182V176H181ZM207 177H208V178H207ZM67 178H68V177H67ZM69 178H70V177H69ZM99 178H100V177H99ZM133 178H134V179H133ZM189 178H188V179H189ZM199 178H200L201 180H199ZM73 179H75V178H73ZM78 179H79V177H78ZM96 179H97V178H96ZM118 179H119V178H118ZM153 179H154V178L152 177V180H153ZM157 179H158V178H157ZM157 179L155 178L154 180L157 181ZM190 179H189V180H190ZM195 179H196V177H195ZM70 180H71V178H70ZM79 180H80V179H79ZM91 180H92V179H89V181H85V185L82 184V182H81V184H80V181H78V184H77L78 186L75 185V186L77 187V189H74L75 187H72V188H73V191H74V190H78V188L83 189V190L80 189L81 191H79V192L76 191V192L80 193L79 195H81V192H82V191H84V192L87 193V194H90L91 197H89L87 194H86V195L89 197L88 200H92L93 203H92L91 201H90V203H92L93 205H94V204L99 205L98 201H99L100 203H101V201H102V204H103L104 199L107 200V205H110L113 201H112L111 203L109 202V204H108V200H109L112 196H114L112 199L115 198V199H114V200H116L115 202H117V200H118V199L121 197V195H123V194H125V196H124V195H123V196L126 197V194H127L126 192H127V191L124 190V189H125L124 187L122 188V190H124V191H121V190H120V191H121L122 193L125 192V191H126V192L123 193V194H121V193L119 192L118 194H116V196L119 195V194H121V195H119V198H116V196L114 195L113 192L109 191V193H108V192L106 191L108 188H111L112 186L104 187L105 185L103 184L104 186L102 185V187H104V188L102 189V191H104V189L107 188V189H105V194L107 195V193H108V194H109V197L112 195L110 198H109V197L107 198V196L105 195L106 198H104L105 196L103 195V192H102V191H101V192H99V191L96 192V191H95V189H96V190L101 189V188H98V187H99L98 185L101 184V183H99V181H97V180H93V181H91ZM99 180H100V179H99ZM116 180H117V177H116ZM123 180H125V179H123ZM128 180H129V181H128ZM148 180H149V181H148ZM170 180H171V181H170ZM181 180H182V179H181ZM102 181H103V183H104V179H103ZM106 181L108 182V180H106ZM156 181H155V182H156ZM68 182H69V183H67V184H71V183L74 182V181H72V182H71V181H68ZM86 182H88V183L86 184ZM107 182H106V183H107ZM109 182H110V181H109ZM112 182H113V181H112ZM115 182H117V181H115ZM118 182L120 183V181H118ZM122 182H123V181H121L120 184H119V183H116V184H119L120 186H124V185L122 184ZM127 182H126V184H127ZM148 182H151V183L149 184V186H150L149 189L147 188V184H148ZM155 182H154V183H155ZM157 182L159 183L160 180H158ZM163 182H164V181H163ZM163 182H162V183H163ZM176 182H177V183H176ZM74 183H75V182H74ZM76 183H77V182H76ZM123 183L125 184V181H124ZM158 183H156V184H157L156 186L159 185ZM174 183H175V184H174ZM203 183H204V182H203ZM203 183H202V184H203ZM220 183H219V184H220ZM121 184H122V185H121ZM126 184H125V186L128 185V184H127V185H126ZM160 184H161V183H160ZM197 184H199L200 186H197ZM107 185H109V184H107ZM112 185H113V183H112ZM114 185H115V183H114ZM162 185H163V184H162ZM165 185H163V187H165ZM169 185H170V187H169ZM191 185L194 186V188H193ZM195 185H196V186H195ZM216 185H217V184H216ZM160 186H161V185H159L158 188H159ZM171 186H172V188H173V186H174V189H173V190L171 189L172 191L169 189V188H171ZM190 186H191V187H190ZM208 186H209V185H208ZM217 186H218V185H217ZM82 187H83V188H82ZM114 187H115V186H114ZM163 187H161V189L164 190ZM189 187H190V188H189ZM72 188H71V189H72ZM97 188H98V189H97ZM112 188H113V187H112ZM112 188H111V190H112ZM115 188H116V187H115ZM158 188H156L157 190H156L155 188H153V189H154V192L151 191V189H150V191H151V192H150V195H151L150 198L153 199V198H154L153 196H155L156 194L158 195L157 198H161V195H160V194L163 193V192L165 193V191L162 192V191L159 189L160 192H161V193L159 194V193L157 192V191H158ZM166 188H165V189H166ZM198 188H197V189H198ZM208 188H209V189H208ZM71 189H69V190H71ZM117 189H118V188H117ZM119 189H120V188H119ZM178 189H180V190L178 191ZM199 189H198V190H199ZM216 189H217V187H216ZM218 189H219V187H218ZM220 189H221V187H220ZM69 190H67L68 193H72L71 191L69 192ZM67 191H66V192H67ZM94 191H95L96 193H100V195L98 194L99 197H103L104 199L100 201V200H99L100 198L97 197V196H95L96 194H95V195L93 194ZM115 191H117V190H115ZM115 191H114V192H115ZM194 191H197L196 188L194 189ZM204 191H203V193H202L203 195H205ZM76 192H75V193H76ZM84 192H82V193L84 194ZM106 192H107V193H106ZM110 192H111V194H110ZM117 192H118V191H117ZM175 192H174V193H175ZM182 192H181V193H182ZM75 193H74V194H75ZM112 193H113V194H112ZM115 193H116V192H115ZM151 193H154V195H152ZM155 193H156V194H155ZM166 193H168V192H166ZM177 193H178V194H177ZM183 193H182V194H183ZM194 193H195V195H196V194L200 193V191L193 192V194H194ZM76 194H77V193H76ZM76 194H75V195H76ZM101 194H102L103 196H101ZM172 194H173V193H172ZM225 194H227L228 197H230V196L233 197V198H232L233 200L231 201V200H230L231 197L228 198V199H229V200H228V199H226L227 195L225 196V199H226V200L228 201V203L230 204V206H229V204H228V206H229L228 208H229V209H228L227 206L225 205V204H226L225 201L222 200V199H224L223 196H224ZM72 195H73V194H72ZM79 195H78V196H79ZM150 195H149V196H150ZM157 195H156V196H157ZM159 195H160V197H159ZM162 195H163V194H162ZM174 195H175V194H174ZM176 195H175V196H176ZM195 195H194V196H195ZM200 195H201V194H200ZM200 195L198 194V195H196V196L200 197ZM207 195H205V196H203V197L206 198ZM214 195H215V194H214ZM222 195H223V196H222ZM78 196H76V198H79ZM81 196H83V195H81ZM94 196H95V197H94ZM127 196L129 197L130 195H127ZM170 196H171V195H170ZM189 196H188V197H189ZM196 196H195V197H196ZM208 196H207V199H208ZM212 196L210 195L209 197H212ZM83 197H84V196H83ZM128 197H127V198H128ZM168 197H169V195H168ZM178 197H179V196H178ZM203 197H202V195H201V197L198 198V200L202 199ZM222 197H223V198H222ZM74 198H75V196H74ZM80 198H81V197H80ZM80 198H79V199H80ZM90 198H91V199H90ZM97 198H99V199H97ZM122 198H123V197H122ZM163 198L165 199L166 197H163ZM163 198H161V200H162ZM173 198H174V197H173ZM183 198H184V196H183ZM82 199H83V198H82ZM82 199H81V200H82ZM120 199H121V198H120ZM125 199H126V198H125ZM129 199H130V197H129ZM129 199H128V200H129ZM154 199H156V197H155ZM154 199H153V200H154ZM168 199H169V201H170L171 203H177V202H175V201L173 202V201H172V200H173L172 198H171V200H170V197L167 198V199H165V203H166V201H167ZM174 199H175V198H174ZM184 199H187V200H188L187 197L184 198ZM196 199H197V198H196ZM196 199H194V201H196ZM203 199H204V198H203ZM209 199L212 200L213 198H212V199L209 198ZM215 199H216V198H215ZM217 199H216V200H217ZM81 200H79V201H81ZM86 200H87V199H86ZM110 200H111V199H110ZM150 200H151V199H150ZM153 200H152V201H153ZM204 200L206 201V199H204ZM176 201H177V200H176ZM213 201H215V200H212L211 202H213ZM77 202H78V201H76V203H77ZM82 202H85V200L82 201ZM82 202H80V203H82ZM115 202H113V203L115 204ZM118 202H121V201H118ZM156 202H157V204H158V200H157V199H156ZM156 202H154V203L156 204ZM179 202H178V203H179ZM197 202H199V201H197ZM202 202H203V200H202ZM211 202L208 201V203H211ZM222 202H224L223 204L226 206V209H224L225 206L222 205ZM232 202H233V204H232ZM72 203H73V202H72ZM74 203H75V202H74ZM76 203L74 204V205H77L75 209H77V207H79V206L81 207L82 204L80 205L79 202H78V204H76ZM85 203H87V202H85ZM85 203H83V204H85ZM90 203H89V204H90ZM105 203H106V201H104V204H105ZM159 203H160V201H159ZM171 203H166V204H168V205H172V206L170 207V208L172 209L173 204H171ZM208 203H207V204H208ZM116 204H117V203H116ZM130 204H131V203H130ZM157 204H156V205H157ZM181 204H184V203H180L179 205H177V206L180 207L179 210H181V208H182V206H183V205H181ZM78 205H79V206H78ZM85 205H87V204H85ZM85 205H84V206H85ZM96 205H95V206H96ZM105 205H106V204H105ZM105 205H103V207H104ZM185 205H184V206H185ZM72 206H73V205H72ZM95 206H92V208L95 207ZM99 206H100V205H99ZM113 206H111V207H113ZM116 206H117V205H116ZM129 206H130V205H129ZM163 206H164V205H163ZM177 206H175V204H174V208H176ZM198 206H199V207H198ZM246 206H247V207H246ZM80 207H79V208H80ZM85 207H88L87 209L89 210V208H91V205H89V206L87 205V206H85ZM85 207H81V209L83 208V210H85V209H84ZM97 207H98V206H97ZM97 207H96V209H94L95 211L98 210V211H96V212H95L93 209H91V210H89V211L86 209V211L90 212V213H88V214H83V213H82V212H84L83 210H82V212H81V209H77V211L80 210V211H79L80 214L82 213L81 216H80V217L83 218V219H82V220H83V221H82V224L85 225V224H88V222H89L90 220L92 221V219L95 218V217L91 218L92 215H94V214H93L94 212H95V213H98L99 211L102 212V211H101V208H103V207H101V208L99 207L98 209H97ZM106 207H107V206H106ZM106 207L103 208L104 210H106L105 212H107V211L109 212V210L112 209V208L107 207V209L109 208V209L107 210ZM152 207H153V206H152ZM157 207H159V205H158ZM157 207H156L155 209H154V207H153V209L155 210V212H156V211L158 212V210H159V209L156 210ZM164 207H165L164 210H166V205H165ZM168 207H169V206H168ZM185 207H186V206H185ZM170 208H169V209H170ZM183 208H184V207H183ZM183 208H182V209H183ZM215 208H216V207H215ZM218 208H217V209H218ZM71 209H73V211H75V210H74V206H73V208H71ZM103 209H102V210H103ZM146 209L148 210V213H149V212L151 213V216L149 215L150 213H149V214H148V213L144 214L145 211H146ZM161 209H162V208H161ZM161 209H160V210H161ZM169 209L167 208V210H169ZM185 209H186V208H185ZM187 209H188V208H187ZM187 209H186V210H187ZM246 209H247V211H248V210H250V211L252 210L251 212L249 211L250 214H249V212L245 213V210H246ZM149 210H150V211H149ZM176 210H177V208H176ZM176 210H175V211H176ZM183 210H184V209H183ZM214 210H216V209H214ZM234 210H236V211L234 212ZM120 211H122V213H121ZM152 211H153V210H152ZM161 211H162V210H161ZM216 211H217V210H216ZM219 211H222V210L220 209ZM232 211H233V212H232ZM254 211H255V212H254ZM114 212H116L117 215H115ZM135 212H137L138 214L135 213ZM157 212H156V213H157ZM169 212H171V211H169ZM210 212H211V211H210ZM212 212H213V210H212ZM70 213H74V212L70 211ZM85 213H87V212H85ZM134 213H135L136 215H135ZM162 213H164V212L162 211ZM167 213H168V212H167ZM177 213L181 215V212L179 213L178 210H177V212L175 213V216H178ZM185 213H184V214H185ZM220 213H221V214H220ZM76 214L80 215V214L77 213V212H76ZM91 214H92V215H91ZM98 214H100V216H101V213H98ZM98 214H96L97 217L99 216ZM143 214H144V215H143ZM165 214H166V213H164V215H165ZM170 214L172 215V213H170ZM252 214H253V216H250V215H252ZM73 215H74V218H73V217H72V218H73L74 220L77 219V217L75 218V213H74ZM78 215H77V216H78ZM82 215H85V216L83 217ZM96 215H95V216H96ZM134 215H135V219L131 218L132 216L134 217ZM137 215H138V216H137ZM148 215H149L150 217H149ZM166 215H167V214H166ZM190 215H185V216H189V217H190ZM71 216H72V215H71ZM103 216H108V214L105 215V213H104ZM142 216H143V217H142ZM154 216H158V213H157V215H154ZM159 216L161 217V215H159ZM159 216H158V218H156V217H154V218H156V219H158V220L160 221ZM185 216H183V217H185ZM108 217H111V216H110V213H109V216H108ZM139 217H140V218H139ZM146 217H145L144 220H146ZM170 217H171V216H170ZM183 217H182V226H183V223H184V222H187V220L183 221ZM252 217H255V218L252 219ZM103 218H104V217H103ZM111 218L113 219V217H111ZM136 218H137V219H136ZM138 218H139V220H138ZM154 218H153V220H154ZM161 218H164V216L161 217ZM168 218H169V217H168ZM180 218H181V217H180ZM216 218H218L217 221L215 220ZM73 219H71V220H73ZM104 219H107V217L104 218ZM115 219H113V220H115ZM130 219H133L135 222H133V220L131 221ZM156 219H155V220H156ZM172 219H173L172 222H174V221H175L174 218H172ZM175 219H176V218H175ZM184 219H185V218H184ZM186 219H187V217H186ZM189 219H190V218H188V221H189ZM206 219H205V222H206ZM251 219H252L254 222H255V220H256V222L258 221V225H254V226H252V225L250 224ZM254 219H255V220H254ZM94 220H96V218L93 219L92 222L90 221L89 223H90V224H91V223L93 224V223L97 222V223H95V225H96V224L99 225L100 230H101V231H99V229L96 228L97 232H99L98 234H100V233L103 232L104 235H105V234H106L105 232H107V233L109 232V231H104L105 227H104V225L102 224V220L100 221L99 218H97V220H96L95 222H94ZM107 220H108V222L110 221L109 218H108ZM129 220H130V221H129ZM148 220H146V223H149V222L151 221V220H150V221L148 222ZM153 220H152V221H153ZM155 220H154L153 222H155V224H157V223H156L157 221H155ZM164 220H165V219H164ZM164 220H163V222L161 221L162 224L164 223ZM170 220H171V218H170ZM190 220H191V219H190ZM103 221L105 222V220H103ZM128 221L131 222V223H127ZM140 221H141V222H140ZM159 221H158V222H159ZM180 221H181V219H180ZM253 221H252V222H253ZM121 222H122V223H121ZM125 222H126L127 224H125ZM132 222H133V223H132ZM161 222H160V223H161ZM168 222H169V221H168ZM172 222H171L172 225L170 224L171 226H173L174 223L177 224L176 222L179 223V221H177V220H176L174 223H172ZM191 222H193V224H194V223H197V222H195V221H191ZM256 222H255V223H256ZM73 223L78 224V223H81V221H79L78 223L72 221V225L74 226ZM112 223H114V222L112 221ZM120 223H121V224H120ZM150 223H151V222H150ZM150 223H149V224H150ZM160 223H158L157 225H159ZM202 223L205 224L204 222H202ZM92 224H91V225H92ZM105 224H106V223H105ZM114 224H115V223H114ZM114 224H111V223H110V226H113V228H114V226H115V229H116V228H117V224H115V225H114ZM124 224H125V225H124ZM142 224L145 225V222L143 221ZM142 224L139 226V228L142 226ZM149 224H148L147 227L145 226L147 229L144 227V225H143L142 227L145 228V230H148V227L151 228V227H150L151 224L153 225V227H154V225H155L154 223H151L150 225H149ZM165 224H166V222H165ZM175 224H174V225H175ZM188 224L190 225V222H189ZM188 224L186 223V225H188ZM198 224H199V223H198ZM80 225H81V224H80ZM91 225H89V228H92L94 224H93L92 226H91ZM95 225H94V226H95ZM100 225H103V227H104V229H103V227H102L103 230L101 229V226H100ZM107 225H108V224H106L105 226L108 227L109 225H108V226H107ZM146 225H147V224H146ZM157 225H156L155 227H157ZM163 225H164V224H163ZM163 225H161V226L159 225V226H160L159 228L164 227ZM170 225L167 224V227L169 226L168 228H167L166 225H165V227H166L165 230H169V228H170V230H171V232H172V231H173V229H172L173 227H170ZM177 225H179L180 227H182L181 224H177ZM184 225H185V223H184ZM189 225H188V228H189V229L192 228L193 226H195V225H193V226H191V225L189 226ZM199 225H200V224H199ZM86 226H88V225H86ZM86 226H85V227H86ZM90 226H91V227H90ZM110 226H109L108 228H110ZM133 226H134V225H133ZM207 226H210V224H209V225L207 224ZM75 227L78 228L79 230L82 229L83 231H82V230H81V231H82L83 233H84V230L86 229L85 231H88V232H86L88 235L85 233V234H86V237H87V236H91L88 227H86L85 229H83L84 226H83V228H82V226H81V229H80L79 227L74 226V229H71V231H72V230L74 231V232H72V233H75V234H74L75 236H76L77 234H79V233H81L83 237L85 236V234H83L82 232H79V230H76V232H77V234H76V232H75ZM120 227H121V226H120ZM120 227H119V228H120ZM123 227H121V228H123ZM129 227H130V229H129V228H128V229H129V232H130V230L133 229V228H132L131 225H129ZM153 227H152V230H155V231H156V229L158 230V228L153 229ZM177 227H178V226H177ZM180 227H178V228L180 229ZM186 227H187V226H186ZM186 227H185V228H186ZM196 227H197V226H196ZM205 227H206V226H205ZM94 228H95V227H93L92 230H94ZM108 228H107V229H108ZM119 228H117V232H118V233L120 232V235H121V233H122L121 230H122V229L120 228L121 230H119ZM127 228H126V231H128ZM136 228H134V229L137 230ZM143 228H140V230H142V231H140V233H142V234H140V233L138 232L139 229L135 232L136 234L134 233V229H133L131 232H133V233L136 235L135 237H137L138 234L142 235L141 237H143V232H144V231H143ZM174 228H176V226H175ZM178 228H177V229H178ZM183 228H184V226H183ZM193 228H195V227H193ZM193 228L190 229L191 232L194 230ZM206 228H208V227H206ZM87 229H88V230H87ZM107 229H106V230H107ZM111 229H112V228H111ZM163 229H164V228H162V230H163ZM177 229H176V230H177ZM179 229H178V230H179ZM181 229H182V228H181ZM197 229H198V228H197ZM197 229H196V232H194L195 230H194L193 232H194V233H199L198 230L201 229V227H200L198 230H197ZM208 229H209V228H208ZM212 229H213V230H212ZM90 230H91V229H90ZM92 230H91V233L93 232ZM96 230H94V231H95V233H94L95 235H96V233H97ZM108 230H109V229H108ZM113 230H114V229H112V231H113ZM118 230H119V231H118ZM152 230L150 229V233H151ZM170 230H169V231H170ZM174 230H175V229H174ZM178 230H177V231H178ZM184 230H186V233H188V234H186L187 236L190 235V233L187 232V230H188L187 228L184 229ZM184 230H179L178 232H180V231L182 232V231H183V233H184V232H185ZM204 230H207V229H203V231H204ZM124 231H123V232H124ZM126 231L124 232L125 234H126ZM188 231H189V230H188ZM207 231H208V230H207ZM207 231H206V232H207ZM209 231L207 232L208 234H206V235H210V234H209ZM115 232H116V230H115L114 232H112V233H115ZM131 232H130V234H131ZM156 232H158V231H156ZM156 232H154V234H152L153 239H152V237H150L151 234L149 235V231H148V235L144 233L145 235H147V236L150 237V240L148 239V241H151V240H152L153 243H152V242H151V243L149 242L150 245H149V243H148V244L145 243V242H148V241H146L147 239L144 240V239H143L144 237L141 239V238H140V235H139L138 238L133 239L134 236L132 235V234H133V233H132V234H131V235L133 236L132 238L129 239V237H130L131 235H130V236H127L128 238H127L126 235H125V237H126V239H125V238L123 237V236H124V235H123L124 233L122 234L123 236H120V237H119L118 234H116L117 236H115V235L113 234V236H115L114 238H116V237L121 238V237H122L123 240H128V239L130 240V241H129L130 244H127L128 241L125 242V244H124V243H123L124 241L121 239L122 242H120V243L118 244V242H119V241H118L117 244H114L113 246L115 247V246L117 245V247H118V245H119V246L121 247V249L124 250V253H122V251H121L122 255H123V254H124L125 256L127 255V257L130 255V256H131L130 259L133 260V261H130L129 258H127V259H128L131 263H134V262H135V264H136V263H137L136 261H138V264H139V263H141V264H145V263H142V261H144L143 257H144V255H145V257H146L147 252L150 251V252H149V254H150L151 252H153V251H151V250H154V254H155V253H156V252H155V249H156V248H157V250H158L159 247L161 248L160 245H163V246H169V243H170V242L173 243V242L177 239L176 237L179 236V234H178V232H177L176 234H178V235H175V236H174L176 239H174L173 242L171 241V240L174 238V237H173V234H172V237H173V238H172V239L169 238V239H170V240H169L170 242H169L168 240H165V241H164V239L161 240V239H162L161 237H163L164 234L162 235L163 232L161 231V232H162V233H161L160 230H159V232H160L161 234H160V239H158V240H160V241H158V240H156L158 236H157V237L155 236V233H156ZM159 232H158V233H159ZM165 232H167V233L165 234V236H164L165 239H166L167 237H170V236H167L168 233H170V232H168V231H165ZM174 232H176V231H174ZM181 232H180V235L184 237L185 235H183V233H181ZM206 232H205V233H206ZM109 233H111V232H109ZM127 233H128V232H127ZM194 233H193V234H194ZM211 233H212V232H211ZM68 234H69V233H68ZM89 234H90V235H89ZM170 234H171V233H170ZM184 234H185V233H184ZM191 234H192V233H191ZM79 235H80V234H79ZM79 235H78L77 237H78V240L81 241V239L79 238ZM95 235H92V236L94 237ZM100 235H101V234H100ZM104 235H101V236L103 237ZM128 235H129V234H128ZM156 235H157V234H156ZM106 236H107V238H108L109 240H111L110 238L113 237V236L110 237L109 234L106 235ZM106 236H104L103 238H101L99 235H96L95 238H96V237H100L99 239L97 238V240H98V241L100 240L99 242H101V243H103V244H104V242H105L106 245H108V244H107L108 241H103V242H102V240H104ZM108 236H109L110 238H109ZM147 236H145V238H146ZM187 236H185V237H187ZM194 236H195V235H193V237H194ZM80 237H81V236H80ZM93 237H92V238H93ZM154 237H155V238H154ZM179 237H180V236H179ZM185 237H184V238H185ZM189 237H190V238H193L191 235H190ZM92 238H91V240H92V241L95 240V241H93V242H94L95 245H97V247L94 246V248H93L94 251L90 252V254H92L93 252L96 253V251H98V250L100 249V246H101V244H100L99 242H97L95 238H93V239H92ZM118 238H116V239H118ZM139 238L141 239V242H137V241H140ZM184 238H183V239H184ZM194 238H196V236H195ZM197 238H198V237H197ZM203 238H202V237H199V239H202V241H203ZM205 238H204V239H205ZM73 239H74V238H73ZM83 239L89 240L90 238H88V239H87V238H82V240H83ZM108 239H105V240H108ZM132 239H133V240H132ZM154 239H155L156 241L160 242V244H159L158 242H155ZM178 239H179V238H178ZM180 239L183 240L182 238H180ZM86 240H85V242H86ZM118 240H120V239H118ZM181 240H179V241H181ZM92 241H91V242H92ZM132 241H133V242H132ZM142 241H143V243H142ZM179 241H178V242H179ZM202 241L200 242V240H199V243H200V249L198 248L199 251L196 252V251L194 250V249L197 250V247H196V246L199 245L197 242H195L196 245H194V244H193V245H190L191 247H192V246L195 247L194 249H193V247L190 249V247L187 246V247H186V250H187V249H188V250H192V249H193V250L195 251V254H194V255H196V253H198V252H202V253L204 254V253H205V250H204V251H203V250L200 251V250L203 248V246L205 245V244H204L203 246L201 245V244H203ZM205 241H206V240H205ZM205 241H204V242H205ZM210 241L207 240L206 242H210ZM76 242H77V241H76ZM76 242H75V243H76ZM83 242H84V241H83ZM87 242H90V241H87ZM87 242H86V244H87ZM96 242L99 243L100 246H98V244H96ZM115 242H116V240H115ZM178 242H176V243H178ZM181 242H182V241H181ZM132 243H133V244H132ZM136 243H140V244H136ZM141 243H142L145 247H146L147 245H149V246H148L147 248H145ZM144 243H145V244H144ZM154 243H155V244H154ZM183 243H184V241H183ZM193 243H194V242H193ZM78 244H81V242L78 243ZM78 244H77V245H76V244L74 245V246H76V247H74V249L77 248V246H79ZM94 244H93V245H94ZM103 244H102V245H103ZM126 244H127V245H126ZM146 244H147V245H146ZM151 244H154V245L152 246ZM174 244H175V242H174L173 244H171V247H170V248L173 249V250L170 249V250L172 251L171 254H173V251L176 253V251L174 250V247L172 246V245H174ZM180 244H181V243H180ZM207 244H208V243H206V245H207ZM209 244H210V243H209ZM222 244H220V246H222ZM88 245L90 246V244H88ZM93 245H91V246H93ZM104 245H105V244H104ZM141 245H142L143 247H140ZM175 245H176V244H175ZM175 245H174V246H175ZM178 245H179V243H178ZM212 245H213V244H212ZM217 245H218V243H217ZM84 246H85V244H84ZM84 246H83V247H84ZM176 246H177V245H176ZM183 246H184V245H183ZM201 246H202V247H201ZM213 246H214V247H213ZM213 246H212L213 248H212V249L210 248L208 251H210V250L212 251L213 249H215V250L217 249V248L215 247V245H213ZM220 246H219V247H220ZM80 247H81V246H80ZM98 247H99V248H98ZM101 247H102V246H101ZM108 247H109V246H108ZM108 247L105 249L104 246H103V249H105V250L110 249V247H109V248H108ZM117 247H116V248H117ZM155 247H156V248H155ZM177 247H178V246H177ZM210 247H211V246H210ZM95 248H98V249L95 251ZM143 248H144V249H143ZM74 249H73V252H74ZM79 249H80V248H79ZM86 249H89L88 246H87ZM91 249H92V248H90V250H91ZM112 249H114V248L112 247L111 250H112ZM121 249H119V250H121ZM142 249L144 250V251H143L144 253H145L146 251H147V252H146L145 254H142ZM161 249H162V248H161ZM163 249H165V247H164ZM166 249H168V251L166 250L167 252L170 251L169 248H166ZM203 249H204V248H203ZM206 249H207V248H206ZM100 250H102V248H101ZM111 250H110V251H111ZM119 250H118V248H117V251H119ZM157 250H156V251H157ZM181 250H183V249H181ZM215 250H214V251H215ZM217 250H219V248H218ZM217 250H216V251H217ZM76 251L79 252V250L75 249V252H74L75 254H76ZM81 251H82V250H81ZM107 251H109V250H107ZM112 251L115 252L116 250L114 249V250H112ZM117 251H116V253H117ZM161 251H162V250H161ZM161 251H160V252H161ZM164 251H165V250H164ZM178 251H180V249L177 248V252H178ZM194 251H193V253H194ZM216 251H215V252H216ZM88 252H89V250H88ZM114 252H113V253H114ZM184 252H185V251H184ZM187 252H188V251H187ZM187 252H186V254H187ZM190 252H191V251H189V253H190ZM82 253H83V252H82ZM85 253H86V251H85ZM94 253H93V254H94ZM106 253H107V252H106ZM118 253L120 254V252H118ZM140 253H141V255H142V258H140L141 256H139L140 260H139V258L136 260V257H138L137 255H140ZM175 253H174V254H175ZM180 253H181V252H180ZM180 253H178V254H179V257L181 256ZM193 253H191V254H193ZM206 253H207V251H206ZM206 253H205V254H206ZM212 253H213V252H212ZM212 253H207L206 255H209V254L212 255ZM217 253H218V252H217ZM77 254H79V253H77ZM99 254H100V253H99ZM99 254H98V255H99ZM107 254H109V252H108ZM157 254H159V253H157ZM171 254H170V255H171ZM176 254H177V253H176ZM178 254H177V255H178ZM218 254H219V253H218ZM218 254H216V255H218ZM220 254H221V253H220ZM220 254H219V255H220ZM72 255H73V254H72ZM79 255H80V254H79ZM82 255H83V254H82ZM105 255H106V254H105ZM155 255H156V254H155ZM155 255L153 256V255L151 254V257H150V256H149V257L147 256L148 258H147V257H146V258H147V259H149V258L152 259V256L155 257ZM168 255H169V254H166V256H168ZM177 255H175V256H177ZM182 255H183V253H182ZM189 255H190V254H189ZM194 255H193V256H194ZM197 255H201V253H200V254H197ZM197 255H196L195 257H197ZM216 255H215V256H216ZM219 255H218V257H222V258H223V256H219ZM75 256H76V255H75ZM96 256H97V255H96ZM160 256L163 257V256H165V255H163V254L161 253ZM175 256L172 255V257H175ZM185 256H186V255H185ZM215 256H214V257H211V256H210V257H211L213 260H216V259H214V258H217V257H215ZM145 257H144V258H145ZM199 257H200V256H199ZM199 257H197V258H199ZM203 257H204L205 259H207L206 256H203ZM203 257H202L201 259H203ZM207 257H208V256H207ZM124 258H125V257H124ZM124 258H123V259H124ZM146 258H145V260H146ZM155 258H156V257H155ZM160 258H161V257H160ZM160 258H159V255H158L157 259H158L159 262L161 261V260H159ZM168 258H169V259H168ZM168 258H166V259L169 260L168 262H170V261H171V260H170L171 257H168ZM188 258H190V257H188ZM197 258H196V259H197ZM245 258H247L248 261L245 260ZM86 259H87V258H86ZM117 259H118V258H117ZM151 259H149V262H150ZM174 259H175V258H174ZM183 259H184V258H183ZM194 259H195V258H194ZM217 259H218V258H217ZM220 259H221V258H219V260H220ZM124 260H125V259H124ZM134 260H135V261H134ZM141 260H142V261H141ZM153 260H154V258H153ZM163 260H165L164 258L162 259V262H163L164 264H167V263H165V261H163ZM167 260H166V261H167ZM199 260H200V258H199ZM207 260H208V259H207ZM210 260H211V259H210ZM221 260H222V259H221ZM244 260H245V261H244ZM91 261H92V260H91ZM101 261H102V260H101ZM110 261H111V260H110ZM110 261H109V262H110ZM115 261H116V259H115ZM119 261H120V260H119ZM125 261H126V262H125ZM125 261H124L125 263H128V264L130 263V262H127V260H125ZM140 261H141V262H140ZM146 261H148V260H146ZM146 261H145V262H146ZM155 261H156V260H155ZM155 261H151V262H155ZM173 261H174V260H172V262H173ZM175 261H176V260H175ZM202 261H203L204 263L207 262V261H204V260H202ZM202 261H201V262H202ZM96 262H97V261H96ZM99 262H100V260H99ZM112 262H113V261H112ZM121 262L124 264V262H123L122 260H121ZM156 262H157V261H156ZM156 262H155V264H158V262H157V263H156ZM162 262H160V263H162ZM172 262L169 263V264H173ZM190 262H193V260H192V261L190 260ZM208 262H209V260H208ZM212 262H213L214 264H218V263H219L218 260H216L215 262H214V261H212ZM212 262H209V263H210V264H213ZM216 262H218V263H216ZM92 263H93V262H92ZM110 263H111V262H110ZM117 263L119 264V262H117ZM160 263H159V264H160ZM163 263H162V264H163ZM174 263H175V262H174ZM185 263L187 264L186 260H185ZM188 263H189V262H188ZM199 263H200V262H199ZM199 263H197V264H199ZM220 263H221V262H220ZM220 263H219V264H220ZM98 264H99V263H98ZM111 264H112V263H111ZM115 264H116V263H115ZM120 264H121V263H120ZM146 264H148V262H147ZM149 264H150V263H149ZM153 264H154V263H153ZM178 264H179V263H178ZM182 264H183V263H182ZM194 264H195V263H194ZM200 264H202V263H200ZM205 264H207V263H205ZM222 264H224L223 261H222Z\"/></svg>", "mask_w": 264, "mask_h": 264}]
</instances>
